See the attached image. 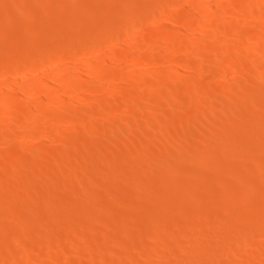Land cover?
<instances>
[{"label":"rangeland","instance_id":"374dc122","mask_svg":"<svg viewBox=\"0 0 264 264\" xmlns=\"http://www.w3.org/2000/svg\"><path fill=\"white\" fill-rule=\"evenodd\" d=\"M3 2H0L1 4H0V24L2 25V26H0L1 28L2 27H7L6 28V30L5 31H3L4 30V28H3V30L0 28V32H1V34H2V37H6V38H4V40H5V44H6V46L7 47H5V45L3 46L2 44H3V38L1 37V35H0V39H1V41H0V46L2 45V47L0 48L1 50H0V63H5V64H1V66H7V67H11V64L12 65H14L15 66V69H16V73H12V74H14V76L12 75H10V76H3V75H0V87L2 86V84H3V82H4V84H3V86H2V88L3 87H5L4 85H7V84H10L11 82H14L16 79V77L17 78H20L19 77V75H21L24 71V73H27V74H29V75H31V73L35 76L36 75V77H42V74L44 73V69H46L45 68V65L44 64H42V63H40V61L43 59V57H42V55H43V53H45V56L47 57V55H48V57L47 58H44V60L45 61H47L48 60V62L47 63H49V65L50 66H47V67H50V69H55L56 67H57V65H60V69H63L62 71H64V72H67L69 69H66V68H68L71 64V61H73V60H71V59H69L70 61L68 62V59L67 58H64V60H63V58H61V57H57V53H60V52H57L56 54H55V51H58V50H56V46H54V44L55 45H59L61 42L63 43H61L63 46L65 45L66 46V48H64V47H59L60 49L62 48H64V51H68L69 49H70V51H68V52H70V53H72V54H74V58H76V56L78 57L77 59H79V60H77L78 61V63H79V69H81L80 70V74L79 75H77L78 76V78L80 79V80H83V81H85V82H88V84H87V88L88 89H86V88H84L82 91H72V92H70V93H66L65 95H64V97L61 99V101L60 102H62V104L61 103H59L58 105L57 104H55V103H49L48 101H45V100H41V98L39 97V95L37 94V93H34V94H32L31 96L29 95L28 96V98H27V96L26 97H24L22 94H20L19 92L18 93H9L7 96V98H9L8 100V102H10L11 103V101L13 102V103H11V105H17V104H21L22 105V107H24V111H29L30 109V107H31V104L33 103V102H35V101H41V102H43L45 105H46V107L48 108V110H49V112L50 113H48V114H44L43 112H36V113H34L33 114V121L35 120V127H33V128H26V131H23V128H21V126H18V125H16V124H12L11 126H10V128H8L7 130H6V133L8 134V135H6V137H8L9 135L11 136V135H13V136H15L14 137V139L13 140H10L9 142H7L8 140H6V139H4V138H2V137H4L5 135H4V132L2 131V130H0V139L2 138V139H4V144H3V142L1 143L0 142V155H3V156H0V186H2L1 188H2V190L0 189V224H1V226H0V239H2V240H0V255H2V256H0V263L1 264H25L26 262H29L28 264H32V263H36V264H42V262L45 264H47V262L48 261H50V262H48V264H61L63 261H65L66 259H67V257H69V256H72V260L74 261L75 259H76V261H74V262H72V264L74 263V264H113V260L114 261H116L115 263L116 264H129L131 261H133L135 258L134 257H137L136 258V260H143V262H148L149 261V263H154V261L156 262V261H158V260H160V259H162L160 262L161 263H163L164 261H166L165 263H163V264H170V262L171 261H173V262H171V264H173L174 263V260H176V257H177V255L179 256L180 254H181V252L180 251H182V253H184V251H185V253H187L186 251H190V249H189V247H191L192 248V250H195V244H193L194 242H196V240L197 239H194V236L195 235H193V234H197L196 236H195V238H197L198 236H200V238H204L205 239V241H211L212 242V245L210 246L211 247V249H213V248H216V250L215 249H213V250H211V251H213V253L210 251V254L211 255H213V256H215L216 255V257H213V258H215V260L217 259V258H219V257H222L223 256V253H224V251L225 250H227L228 248H229V246L230 247H232L233 248V250L236 252V255L235 256H233L232 258H234V257H236V256H238V257H236V258H234V260L236 259L237 260V262H236V264H242V263H244V264H261L262 262L264 263V231L262 232L263 234H261L260 232H259V230L257 229V227H259L260 225L259 224H261L262 225V230H264V223L262 224V222H264V221H262L260 218H262V216L261 215H263V218L262 219H264V185H262V181H264V160L263 159H260V158H264V112L262 113V111H260V110H262L263 108H264V102H261V103H259L260 102V100L261 101H264V93H263V95L262 96H260L261 94H260V92L261 91H263L264 92V77H261L260 79L258 78V75H257V73L259 72V70H261V69H263L264 68V54H259L260 55V57L258 56V53L256 52V49L260 46V45H262V44H264V34H262V35H260V36H257V37H255V36H253V35H250V36H248L247 38H249V39H247L246 40V35L245 34H243L244 32H245V30L246 29H248L249 27H251V28H254L255 26H253V25H251L250 23H253V22H256V24L255 23H253L254 25H257V22L259 23L258 25H260V23L262 24H264V18L261 20L260 18H252L251 19V17L249 18V19H246L247 20V22L245 21L244 23H246V24H244V25H242V32L243 33H241V32H235L234 30H231V31H229V34L231 33V35H232V33L233 34H235V35H228V36H230V37H228L227 36V38H228V40L226 39V37L224 38V40L223 41H221L222 39H219L218 37H216V35H218V33H219V31L217 30V29H213V28H211V29H209V31H211V34H216L215 35V38H213V39H211V41L209 40V39H207L206 37H204V36H197V35H195V31H186V30H184L185 29V27L184 26H186L187 24H189V23H194L193 25H195L197 22H206V20L204 21L203 20V18L205 17V19H206V15H207V13H209L210 12V14L213 16V17H215V18H218V16L219 17H221L222 16V13H218L219 11H220V9H218V6H217V3H216V1L214 2V4L211 6V7H209V8H207L206 6H205V4H206V2H207V0H187L186 2H191V4H193L194 3V5L193 6H195L196 7V5H200V8H201V12L203 11V13L202 14H200V16L198 15H195L194 14V12H191V9H188V11H186L187 10V8L186 7H188L189 5V3L187 4L186 3V7L184 6L185 4H183V5H181L180 7L179 6H175V1L174 0H163V3H161L162 2V0H161V2H160V0H151V1H144L143 3L141 2L142 0H134V1H132L131 3H133L134 2V5H135V8L134 7H132L133 8V11H132V13H130V16L129 15H124L123 14V12H121V11H124V10H122V9H124L123 7L124 6H121V5H124V4H126V6H127V4H128V6H131L130 5V0H120L121 1V3L124 1V2H126V3H118L119 1L118 0H114L113 2H112V0L110 1V2H112L113 3V6L112 5H110L111 3L109 2V1H106L105 0V2H108L109 4H106V3H104V1L102 2V0H100V1H98V2H96L97 0H91V3H93L94 2V4H91L89 1L90 0H64V1H62V0H47V2L46 1H44V2H41L42 0H21V2H20V0H2ZM15 1V2H14ZM29 1H30V3H29ZM32 1H33V3H34V5H32ZM67 1H68V3H67ZM76 2L77 3V5H78V7H80L81 9H85V8H87V9H83V12L84 13H86V14H81V13H83L82 12V10L79 12L78 11V7H75V8H73L72 6H73V4H74V2ZM83 1V2H82ZM93 1V2H92ZM115 1H116V3H115ZM127 1H129L128 3H127ZM158 1L160 2V6L158 5ZM182 1H185V0H182ZM223 1H225V0H223ZM227 1V0H226ZM240 1V3H236L235 5H240L239 7H237V6H235L234 8H233V10H232V13H236V12H240L239 10H237V8L239 9V8H241V5H242V1L243 0H239ZM24 2V3H23ZM49 2V3H48ZM56 2V3H55ZM57 2H59V3H61L62 4V6H61V8L59 7L61 4H59V3H57ZM73 2V3H72ZM80 2H82V3H80ZM141 2V3H140ZM153 3L154 5H157V6H159V7H161V5L163 6V5H165L166 4V6L167 7H169V9H171V11H173V13L175 14H173L174 16H173V18H178V19H176V21H175V19L173 20L172 18H168V16H165V15H163L162 14V17L164 18L163 19V21H164V23L166 22V24H167V22L169 23L168 25H171L170 27H168L167 26V29H165V31L164 32H162L161 34L160 33H157V34H154V35H150L149 33H150V29H151V27L152 26H150V24H152L153 26H154V23H155V21H154V19H155V17L156 16H154L155 14H153L154 13V11H153V13H151V11L150 10H152V9H154V7H153V5L151 6L152 7V9H150L151 7H150V5H149V3ZM157 4H156V3ZM168 4H167V3ZM199 2V3H198ZM38 3H40V4H38ZM47 3V4H46ZM56 4V6H55V4ZM64 3V4H63ZM97 3H99V5H98V11L95 9L96 7L95 6H97L96 4ZM114 3H115V6H114ZM198 3V4H197ZM215 3H216V7H215ZM14 4H16L15 6H14ZM30 4H31V6H30ZM58 4V5H57ZM68 4V5H67ZM72 6H71V5ZM117 4H120V5H117ZM142 5V4H144V5H142V6H140V5ZM148 4V11L147 10H145V5H147ZM172 4H174V6L172 5ZM202 4V5H201ZM5 7H4V6ZM24 5V6H23ZM37 5H39L38 7H37ZM40 5H42V6H40ZM76 5V6H77ZM80 5V6H79ZM94 5V6H93ZM169 5V6H168ZM26 6V7H25ZM29 6V8H27ZM37 8H36V7ZM55 7V11L56 12H54V7ZM58 6V7H57ZM82 6H84V7H82ZM100 6V7H99ZM125 6V7H126ZM133 6V5H132ZM172 6H173V8H172ZM204 6V7H203ZM214 6V7H213ZM3 7V8H2ZM34 7V8H33ZM46 7V8H45ZM90 7V8H89ZM92 7V8H91ZM95 7V8H94ZM105 7V8H104ZM122 7V8H121ZM140 7H143L142 8V10L140 9ZM4 8H5V10H4ZM41 8V9H40ZM45 8V9H44ZM47 8H48V10H47ZM56 8H59L60 10L59 11H61L62 13H59V11H58V9H56ZM65 8V9H64ZM77 9L76 10V12H75V15H73L72 16V13L74 14V10L72 11V9ZM101 8H102V10H101ZM116 8H118V10L116 9ZM120 8V9H119ZM146 8V9H147ZM155 8L156 9H158L156 6H155ZM183 8V9H182ZM186 8V9H185ZM6 9H7V11H6ZM24 11H22V10ZM29 9V12H30V14H29V12H27L26 10H28ZM36 9H38L37 11H36ZM69 9H71L70 11L72 12H70L69 11ZM106 10V12H105V14L103 15L101 12L102 11H104V10ZM109 11H108V10ZM114 10V11H116V13L114 12V13H111V11L110 10ZM116 9V10H115ZM150 9V10H149ZM177 9V10H176ZM178 9H179V11H178ZM185 9V10H184ZM214 9V10H213ZM235 9H236V11H235ZM45 11V12H43V11ZM65 10H66V12H65ZM67 10L69 11V13H71L70 15L68 14V12H67ZM88 10H89V12H88ZM112 10V11H113ZM134 10H136V13H139V15H135L134 14ZM140 10V12H138V11ZM143 10H145L144 12H142ZM190 10V11H189ZM208 10H209V12H208ZM5 11V14L3 13ZM39 11H41L44 15H42V13H41V15H42V18H41V15H39ZM58 11V12H57ZM63 11L65 12V14L66 15H68V16H70V17H68V16H66L65 14H63ZM79 13H78V12ZM91 11V12H90ZM148 12V13H145V12ZM177 11V12H176ZM192 11H194V10H192ZM205 11L207 12V13H205ZM235 11V12H234ZM18 12H21L20 13V15H19V13ZM48 13V18L47 17H45L46 16V14ZM89 14H88V13ZM213 12V13H212ZM8 13V14H7ZM25 13H27V15H28V17L27 16H25V17H23V14H25ZM57 13H59V14H61L62 16H60L59 14V19L58 20H60L59 22L57 21V19L56 18H58V17H54L55 15L54 14H56V16H57ZM77 13H78V17H79V15L81 14V17H82V15L84 16V18L85 17H87V18H83V19H81V18H77ZM106 13H107V15H108V18H106V19H108V20H106V21H101V17L100 16H105L106 17ZM109 13H111V18H110V15H109ZM120 13V14H119ZM144 13V14H143ZM150 13V14H149ZM177 13V14H176ZM179 13H181V14H179ZM185 13V14H184ZM187 13H188V15H190L189 17H188V15H187ZM190 13V14H189ZM49 14H51V17L49 16ZM91 15V20H92V22H93V24H95V25H93L92 27H90V19H89V16ZM102 14V15H101ZM147 14V16H145V18H146V20L148 19V20H150V21H152V22H149V21H145V23L143 24V26H142V28H141V30L138 32V34L136 35V37H135V39H133V40H129L128 41V43H127V41H125L123 38H120L119 40H117V41H113L112 40V37H113V31H114V28L116 27H118V25H120V24H122L121 26H119V28L121 29V27L122 28H124L126 25H128V24H132V21H134L135 20V18L136 17H139V16H143V15H146ZM152 14H153V18H152ZM204 14H206V15H204ZM217 14H219V15H217ZM237 14V13H236ZM262 14H264V12H263V10H262ZM5 15V16H4ZM8 15V16H7ZM92 15H94V17H95V15H96V18H99L98 19V21L100 22V23H98V21H96L97 19L96 18H94L95 20H93V18H92ZM100 15V16H99ZM114 15V17H112ZM115 15H117L116 17L117 18H115ZM121 15V17H119ZM133 15H135L134 16V19L132 18L133 17ZM32 16H34V18H35V20H37V18L38 17H40L41 18V20L43 19V17H45L46 18V20H45V18L43 19L44 20V24H43V26H42V22H41V20H40V18H39V20H37L38 21V24L40 23L41 24V27L40 26H38V24H36L37 22L36 21H34V19H32L33 17ZM74 16H76V17H74ZM148 16H149V18H148ZM193 16V17H192ZM194 16H195V18L196 19H194ZM217 16V17H216ZM5 17H7V18H4ZM26 17H27V19H31L30 20V22L28 23V20H25L26 19ZM31 17V18H30ZM50 17V18H49ZM67 17H68V19H67ZM73 17V18H72ZM105 17H104V19H105ZM129 17V18H128ZM151 17V18H150ZM165 17L167 18V19H165ZM237 17H239L238 16V14L236 15V17H235V14H231L230 16H229V20H231L230 21V24L232 23V24H234V22L236 21V18ZM20 18V19H19ZM25 18V19H24ZM69 18H72V19H74V20H72V19H69ZM114 18V19H113ZM118 18H120V20L118 19ZM197 18H201L200 20H198ZM233 18V19H232ZM17 19H19V20H21V24H20V22H19V20H17ZM48 19L49 20H52L51 21V24H53L52 25V28H51V24H50V27H49V30L46 28V29H44V30H42L43 29V27H44V25H48L50 22L48 21ZM54 19H56V22H58L59 24H60V22H61V25H59L58 23L56 24V22H55V20ZM62 19H64L65 21L66 20H71V21H66L67 23L68 22H70L71 24H73L74 25V23H75V21H76V19L79 21L80 19L82 20V22L83 21H85V22H83L84 24H83V27L80 25V23H81V21H79L78 22V25H80L81 26V29H80V26L78 27L77 26V23L74 25V27L76 28V26H77V28H76V30L74 31V30H72V32H70V30H69V26H72L73 27V25H71L70 23H69V26L67 25L66 27L68 28H65V21L64 22H62L63 20ZM88 19V20H87ZM103 19V18H102ZM111 19V20H110ZM128 19H129V21L131 20V22H129L128 21ZM185 19H186V21L187 22H184V26H182L181 27V25L183 24V20L185 21ZM187 19H189V20H187ZM2 20V21H1ZM5 20V21H4ZM10 20L12 21V25H11V23H10ZM22 20H25L26 21V23L28 24H24V22H22ZM126 20V21H125ZM157 20V19H156ZM191 20V21H190ZM233 20H235V21H233ZM255 20H257V21H255ZM33 21V22H32ZM40 21V22H39ZM89 21V23H87V25H85L86 24V22H88ZM94 21H96L98 24H96ZM110 21H112L110 24H109V22ZM154 21V22H153ZM170 21H171V23H170ZM175 21V22H174ZM188 21H189V23H188ZM193 21V22H192ZM197 21V22H196ZM249 21H251V22H249ZM9 23V24H6V23ZM32 22V26H31V23ZM73 22V23H72ZM103 22V23H102ZM126 22V23H125ZM177 22V23H176ZM179 22V23H178ZM180 22H182V23H180ZM128 23V24H127ZM174 23V24H173ZM247 23H249L250 25H248ZM4 24V25H3ZM33 24H35L36 26H38V29H36V27L33 25ZM39 24V25H40ZM64 24V25H63ZM103 24V25H102ZM113 24V25H112ZM124 24H126V25H124ZM165 24V25H166ZM181 24V25H180ZM262 24V25H263ZM23 25H25L24 27H26L28 30H29V32H27V29L25 28H23L22 29V26ZM55 25H59V27H61V29L62 30H59V28H58V26L57 27H54ZM89 25V26H88ZM106 25V26H105ZM116 25V26H115ZM144 25H145V27H146V29L145 30H147V31H142V30H144L143 28H145L144 27ZM176 25V26H175ZM10 26V27H9ZM49 26V25H48ZM47 26V27H48ZM86 26H87V28H86ZM98 27V29H96L97 27ZM111 26L113 27V28H111ZM248 26V27H247ZM261 26V25H260ZM30 27H31V29H30ZM53 27L56 29V30H54L53 29ZM66 29H64V28ZM74 27H73V29H74ZM93 27L95 28V29H93ZM106 27V28H105ZM149 27V29H147ZM39 28H42L41 29V32H40V29ZM45 28V27H44ZM50 28L51 29H53V31H57V30H59L60 32H62V34H64L65 33V35H66V37H65V35H61L60 34V32L59 31H57V32H59V34L57 33V36H53L55 33L54 32H52V30L50 31ZM90 28V29H89ZM103 28H104V30H103ZM110 29V31H109V29ZM184 28V29H183ZM261 28H264V26H262ZM18 29H22V30H24L25 32H23L22 30H19L18 31ZM34 29H36V31H34ZM83 29V30H82ZM111 29H113V30H111ZM39 30V31H38ZM47 30V32L48 31H50V33L52 32V33H54L52 36L53 37H51L50 38V34L47 36L48 38H50V41H51V43H53V44H51L50 42H45V40H49L48 38L47 39H45L46 38V36H45V33H44V38H43V32L42 31H46ZM69 30V31H68ZM88 30H90V31H88ZM31 31V32H30ZM37 32V33H39L38 34V36H40L39 37V39H38V36H33V38H32V40L30 39L29 40V38H28V41H33L34 42V37H35V39L38 41H36L35 40V42L31 45V47L32 46H35V47H33V48H31L30 47V45H28L30 42H28L27 40H26V37H28L29 36V34L30 33H32V32ZM85 31V32H84ZM88 31V32H87ZM102 31V32H101ZM185 31H186V33H185ZM214 31H216V32H214ZM2 32H4V34H5V32H6V34L5 35H3V33ZM18 32H20V33H18ZM23 32V34H21ZM70 32V33H69ZM75 32V33H74ZM84 32V33H83ZM144 32V33H143ZM190 32V33H189ZM10 33V34H9ZM17 33V34H16ZM69 33V34H68ZM85 35V40L87 39V40H89L90 39V41L88 42H86V43H88L89 44V47H88V45H86L87 46V48L86 49H84L85 51H81L80 50V48L79 47H77L78 45H77V43L74 45V42H75V39L73 38V37H75V36H77V35ZM89 33V34H88ZM91 33V34H90ZM101 33V34H100ZM141 33V34H140ZM179 33H181V35L179 34ZM241 33V34H240ZM25 34H28L26 37H24L25 36ZM33 34V33H32ZM87 34V35H86ZM108 34V35H107ZM149 34V35H148ZM183 34V35H182ZM237 34H238V37H237ZM11 35H12V37H11ZM15 35H20V36H17V37H21V35H22V38L24 39H22V38H20L19 40H18V38H17V43L18 42H20V43H22L20 46H19V44H17L16 46L17 47H15V45H13V43H15V42H13L12 40L13 39H16V38H13V36H15ZM60 35V36H59ZM69 35V36H68ZM80 35H79V37H80ZM92 35V36H91ZM107 37H106V36ZM111 35H112V37H111ZM167 35H169V39L170 40H164V38L165 39H168L167 38ZM176 35V37H174ZM181 36V38L184 40V38L186 39V43H187V41H189V42H195V44L194 45H198V44H201L200 42L202 41H205V42H207V53H205V55H206V59H209L210 57H211V59H212V61H214V62H216V60H220L218 63L220 64H223L224 63V61L225 60H228V61H230V59L232 58L230 55H231V53H232V51H231V49H233L234 47H235V42L236 41H240V42H242L243 41V44L245 45V46H243L244 47V49H245V47L247 46V48L249 47V50H250V53H253L251 56H252V58L254 57V54H255V57H254V60H248L249 62L248 63H246V61L244 60V67H243V69L241 70V71H237V73H235L236 71H232L230 74H228V75H226V77L224 76L223 77V75L221 76V77H219V75H220V72H221V69H220V67L217 65V67H219L218 69H217V72H215V71H209V70H207V68L204 70L205 72H207V73H203V76L201 75H199V76H196L191 70H190V72H189V70H182V69H184L182 66H180L179 64H176V62H173L172 63V61L170 60V57H169V53H168V55H166V56H164V54H166L165 52H163L164 50V47L165 46H163L162 48H161V50H159V51H157V59L158 58H164V59H161L160 61H159V59L158 60H155V61H153L152 63H150L149 65H148V67H146L144 64H145V62H144V59H146L145 57H148V55H149V50H147L148 48H146V49H144V52L142 53L141 52V54L140 55H143V57H141L140 55H138L137 57V61L138 62H136V65L134 66H132V65H129L128 64V62H125V61H120L119 59H118V57H114L115 59V61H113V63H114V65H115V63L116 64H118V66H117V68H119L118 70H123L124 72H127L129 69L131 70V68L132 69H134V70H136V68H137V71L136 72H138L136 75H138V77H144V76H146V74L145 73H147L148 72V70L150 71V73L152 72V70H153V72H154V74H153V72H152V75L153 76H155V75H158L159 74V76H161L162 77V80H161V85L159 84V83H156V80L155 79H153V77H151L152 79H151V81L149 80V81H147V82H145V84L144 83H142V85L140 84V85H136L135 84V80H134V78H133V80L132 79H129V80H127V82L126 81H121V79L120 80H117V82H116V80L115 81H112L113 79H106L105 81H102V82H98V81H96V82H94V83H96V84H94L93 83V81L91 82L90 80H91V78L94 76V73H96V71L93 69V68H90V66L87 64V65H85L86 64V62H85V60H87V61H90V62H105L106 63V59L108 58V50H107V47L108 46H111L112 47V49H114L115 47V49H114V51L115 52H119L120 50H125V48H127L128 50H131V49H129V46H130V48L131 47H134V49H135V47L139 44V42L141 43V42H143V43H147L148 44V41H150L149 39H152L153 41H155L156 43H160V42H162V41H164L165 42V44H163V45H167V41L168 42H173V41H176V40H179V38H180V36ZM244 37H243V36ZM61 36L64 38L63 40H65V38L67 39V42H63V40H60V39H62L61 38ZM99 36V37H98ZM111 38H110V37ZM142 36V37H141ZM172 36V37H171ZM255 37V38H251V37ZM263 38H262V37ZM55 37V38H54ZM57 37V38H56ZM58 37H60V38H58ZM69 37H71V38H69ZM106 39H105V38ZM178 37V38H177ZM188 37H190L189 39H191V40H187V38ZM202 38V37H204L203 39H199V38ZM241 37V38H240ZM9 38V39H8ZM13 38V39H12ZM53 38L55 39L54 41H53ZM75 38H77V37H75ZM81 38H82V36H81ZM98 38H99V40H98ZM139 38V39H138ZM218 38V39H217ZM231 38V39H230ZM244 40H243V39ZM258 39V40H255V39ZM12 39V40H11ZM22 39V42L20 41ZM45 39V40H44ZM72 39H74V40H72ZM171 39H174V40H171ZM217 39V40H216ZM263 39V40H262ZM10 40V41H9ZM57 40H58V42H57ZM96 40V41H95ZM110 42H108V41ZM112 40V41H111ZM139 40V41H138ZM147 40V41H146ZM199 40V41H198ZM212 40H213V42H212ZM227 40V41H226ZM248 40H250V41H248ZM7 41V42H6ZM9 41V42H8ZM16 41V40H15ZM23 41H25L24 42V44H23ZM53 41V42H52ZM61 41V42H60ZM73 41V42H72ZM96 42V44H99V45H101V47L99 48V49H93V47H94V44H95V42ZM221 41V42H220ZM11 42H13L12 43V45L13 46H11ZM43 42V43H42ZM55 42V43H54ZM72 42V43H71ZM104 42H107V43H105L104 44ZM126 42V43H125ZM163 42V43H164ZM184 42H185V40H184ZM210 42V43H209ZM246 44H248V45H246ZM260 42V43H259ZM263 42V43H262ZM26 43V44H25ZM28 43V44H27ZM41 44L42 45V47H38V46H36L37 44ZM46 45H45V44ZM58 43V44H57ZM137 43V44H136ZM142 43V44H143ZM197 43V44H196ZM211 43H213V44H211ZM222 43V45H220ZM7 44H10V46L9 45H7ZM31 44V43H30ZM39 44V45H40ZM49 44H51V45H49ZM67 44H69L68 46H67ZM251 44V45H250ZM23 45H24V48H23ZM54 46L55 47V49L53 48V51H52V48H50V46ZM106 45V46H105ZM129 45V46H128ZM139 45H141V44H139ZM138 45V46H139ZM211 45H213L212 47H211ZM217 45H219V46H217ZM232 46V48H231V46ZM22 46V47H21ZM26 46V47H25ZM30 48H29V47ZM49 46V47H48ZM61 46V45H60ZM71 46V47H70ZM146 46V45H145ZM229 46H230V48H229ZM250 46H252V47H255V46H257V47H255V48H250ZM19 47H21L20 49H22V50H20L19 49ZM74 47H75V49H74ZM114 47V48H113ZM208 47H209V49H208ZM222 48V50H223V55H221V58L219 59V58H216L215 57V48L217 49V48ZM228 47V48H227ZM262 47V46H261ZM26 48H28V50L26 49ZM36 48H41V49H36ZM57 48H58V46H57ZM214 48V49H213ZM11 49V50H10ZM15 49H17L18 50V52H19V55H18V53H17V51L15 50ZM26 49V50H25ZM29 49H30V51H29ZM34 49H36L38 52H37V56H38V54L39 53H41L42 52V55L40 56V58H41V60H39L40 58L39 57H37L36 56V58L34 57L35 56V53H36V50H34ZM47 49V50H46ZM48 49H49V53H47L48 52ZM61 49V50H62ZM66 49V50H65ZM177 49V48H176ZM3 50V51H2ZM8 50V53L6 52ZM23 50H25L26 52H25V57L23 56V58H22V55H23V53H24V51ZM41 50V52H39ZM73 50H75V51H73ZM163 50V51H162ZM214 50V51H213ZM224 50H226V51H224ZM247 50V49H246ZM254 50H255V52H254ZM2 51V52H1ZM50 51H51V53H50ZM126 51V50H125ZM174 51V50H173ZM172 51V52H173ZM185 51V52H184ZM209 51H211V52H209ZM259 51H262V49L260 50L259 48H258V52ZM4 52V53H3ZM14 52H16L17 54L15 55V56H13V54L12 53H14ZM21 52H23L22 53V55H21V57H20V53ZM28 52H30L31 53V55H30V53H28ZM34 52V55L32 54ZM74 52V53H73ZM80 52H81V54H80ZM86 52V53H85ZM136 52V51H135ZM171 52V53H172ZM209 52V53H208ZM225 52V53H224ZM27 53L30 55H28V56H26L27 55ZM164 53V54H163ZM175 53H177V55L176 54H174V52H173V54H171V55H174V56H176V57H181L182 59H186V61H188L189 63H191V65H194L195 63H196V61H197V56H196V54H193V52H188L187 50H183V52L181 53V54H179L178 52H177V50L175 51ZM184 53V54H183ZM227 53H229L230 55H228ZM261 53V52H260ZM3 54H6V55H10V57L13 59H10V57L9 56H6V55H3ZM78 54V55H77ZM139 54V53H138ZM208 54V55H207ZM213 54V55H212ZM3 55V56H2ZM32 55H33V57H32ZM40 55V54H39ZM81 55V56H80ZM210 55V56H209ZM212 55V56H211ZM160 56V57H159ZM183 56V57H182ZM185 56V57H184ZM229 56V57H228ZM258 56V57H257ZM6 57V58H5ZM27 57V58H26ZM28 57H29V59H28ZM231 57V58H230ZM3 58V59H2ZM17 58V59H16ZM18 58H20V59H18ZM21 58H22V61H20L21 60ZM26 58V59H25ZM39 58V59H38ZM84 58H87V59H84ZM139 58H141L140 60L142 61H139ZM214 58H216V59H214ZM244 59H245V57H243ZM6 59H7V61H6ZM36 59H37V61H36ZM67 59V60H66ZM121 59V58H120ZM169 59V60H168ZM211 59H209V60H211ZM214 59V60H213ZM18 60V61H17ZM24 60H26V61H24ZM32 60H34L33 61V63H32ZM74 60H76V59H74ZM100 60V61H99ZM223 60V61H222ZM234 60V59H233ZM233 60H231V62H233ZM16 61V62H15ZM24 61V62H23ZM30 61V62H29ZM39 61V62H38ZM60 61V62H59ZM191 61V62H190ZM239 60H234V62H238ZM10 64H9V63ZM21 62H23V63H21ZM125 62V63H124ZM213 62V63H214ZM16 63L18 64V66L16 65ZM68 64V65H66V64ZM88 63V62H87ZM121 63V64H120ZM140 63V64H139ZM144 63V64H143ZM21 64H23V65H21ZM82 64V65H81ZM119 64L121 65V66H119ZM212 64V62L210 61H205V67H208V65H211ZM9 65V66H8ZM31 65V66H30ZM138 65V66H137ZM65 66V67H64ZM80 66H82V67H80ZM86 66V67H85ZM116 66V65H115ZM176 66H178V68H175ZM34 67H35V71H33V69H34ZM89 67V68H88ZM128 67V68H127ZM131 67V68H130ZM146 67V68H145ZM23 68H25V69H23ZM28 68H29V70H28ZM30 68H31V70H30ZM33 68V69H32ZM145 68V69H144ZM147 68H148V70H147ZM150 68V69H149ZM174 69V71H171V74L173 73V72H175V69H176V72H175V74L174 75H176L177 74V70H180L179 72H180V75H182V76H178V75H176V77L174 78L171 74H168V73H170V70H172V69ZM23 69V70H22ZM27 69V70H26ZM90 69V73L87 71V70H89ZM128 69V70H127ZM168 69V70H167ZM220 69V71H218ZM22 70V71H21ZM86 70V71H85ZM129 70V71H130ZM120 71V72H121ZM142 71H144V72H142ZM181 71H184L183 73L181 72ZM15 72V71H14ZM22 72V73H21ZM29 72V73H28ZM82 72H84V73H82ZM85 72H87L86 73V75H85ZM92 72V73H91ZM155 72H160V73H157V74H155ZM162 72H163V75L164 76H162ZM178 72V73H179ZM212 72H214L215 74H218V76L217 75H215L214 73H212ZM149 73V74H150ZM166 73V74H165ZM37 74H39V76L37 75ZM90 74H92V75H90ZM184 74H186L185 75V77H184ZM192 74V75H191ZM195 75V77H193L194 75ZM259 74V73H258ZM143 75V76H142ZM172 77H171V76ZM189 75H190V77H189ZM230 75V76H229ZM231 75H233V77L231 76ZM234 75H236V77L234 76ZM257 75V76H256ZM264 75V74H263ZM16 76V77H15ZM149 76H151V75H149ZM169 76V77H168ZM192 76V77H191ZM256 76V77H255ZM165 77V78H164ZM172 78V80H171V78ZM178 77H180L179 79H178ZM183 77V78H182ZM247 77V78H246ZM10 78V79H9ZM84 78V79H83ZM90 78V80H88ZM177 78V79H176ZM188 79V80H193V78H194V80H196L200 85L201 84H203V85H201V86H199V88L198 89H200V91L199 90H197L196 91V93H194L193 94V97H195V101H200V102H198L199 104H196V105H194L195 106V108L193 107V109H194V111L196 112V114L195 115H193V117H195L196 119L194 120V118H192V116H190L189 117V120L193 123H191L190 125H192V129L194 130V131H196V134H201V137L203 138V140H202V143L200 142V141H197L195 138H192V137H188L189 139H184V137H182V136H180V135H182V132H183V128L181 129V127H180V125L181 124H179L180 123V118L179 117H183L184 116V110L185 109H183V111L184 112H182L181 111V109L182 108H176L174 105L173 106H171V103H170V101H172L173 102V100H174V98H175V95H176V93L175 92H177V90H179L178 92H179V96H180V98H181V96L182 95H180V94H183L184 96H183V100H184V102H186V99L187 98H189V97H187L188 95L190 96V94L188 93V92H186L185 90H183L182 89V84L181 85H179V83H181V80H183V82L185 83V85H183V87L185 88V86H186V82H185V79ZM198 80H197V79ZM241 78H244V79H246V81L247 82H245V80L243 79H241ZM254 78L256 79L255 81H253V84H251L252 83V80H254ZM15 79V80H14ZM46 79H50L49 77H47ZM165 81H164V80ZM175 79V80H174ZM235 79V80H234ZM3 80V81H2ZM5 80V81H4ZM7 80V81H6ZM9 80H11V82L9 81ZM131 80V81H130ZM174 80V81H173ZM193 80V81H194ZM241 80V81H240ZM250 80V81H249ZM261 81V83H259L258 81ZM120 81V82H119ZM204 81V82H203ZM205 81H207V83L205 82ZM6 82H10V83H6ZM115 82V83H114ZM123 82V83H122ZM174 82V83H173ZM203 82V83H202ZM241 82H245L246 83V85H247V83L248 82H251V83H249L250 84V87L249 86H247L248 88H244V89H242L241 87H240V83ZM255 82H257L258 84H260L261 86H263V87H261L263 90H260V91H258L257 92V87H256V85H255ZM113 83V84H112ZM135 86V87H132L131 89L133 90L134 88H136V89H134L133 90V92H137L138 91V89H141V91L139 90L138 92H140L141 93V96L142 95H144L145 94V96L144 97H146V98H141V96L140 97H135V98H131L130 99V101H128V107L126 106V107H124V106H122L121 107V105H120V103H121V97H120V94H119V90L121 89V87H122V89H125L126 87H128V85L127 84H130L129 86L131 87V85L132 84ZM171 83H173L171 86H173L174 84H176V86H173V88L172 87H170V84ZM13 84V83H12ZM159 84V85H158ZM237 84V85H236ZM113 86L114 87V89L117 91V92H115L114 91V94H113V96H111V97H109V101L107 100V98L105 97L106 95H105V91H104V88H105V86ZM126 85V87H124ZM132 85V86H133ZM206 85V86H205ZM226 85H228V86H226ZM231 86V88H230V86ZM252 85V86H251ZM210 86V87H209ZM95 87V88H94ZM97 87V88H96ZM104 87V88H103ZM118 87H120V89L118 88ZM140 87V88H139ZM162 87V88H161ZM167 87H170V88H168V90L166 89L165 90V88H167ZM203 87V88H202ZM213 87V90H215V89H217L216 91H213V94L214 93H216V97L215 96H212V98H211V96H210V99H212V102H211V100L209 101L208 99H204L205 97H203V96H205L206 95V97L208 98V96L209 95H212V90H210V92H208V89H210V88H212ZM224 87V88H223ZM229 87V88H228ZM252 87H254L253 89H252ZM2 88L0 89V90H2ZM161 88V89H160ZM163 88H164V90H163ZM226 88V89H225ZM228 88V89H227ZM233 88H235L236 90H238V89H240L241 90V92L240 93H242V94H240L239 93V91H237V94H238V96H236V97H233V96H230V95H232V94H230V95H228L227 97H224L223 99H221L222 98V93H223V91L225 90V91H227V90H229V89H233ZM249 88H250V90H249ZM91 89V90H90ZM118 89V90H117ZM126 89H128V88H126ZM158 89V90H157ZM221 89H224L223 91H220L219 92V90ZM252 89V90H251ZM254 89H255V92H254ZM92 90H94V91H96V92H94V93H92L91 94V91ZM172 90V91H171ZM176 90V91H175ZM155 91H156V93H155ZM168 91V92H167ZM182 93H181V92ZM185 91V92H184ZM207 91V92H206ZM218 91V92H217ZM247 91V92H246ZM254 92V93H250V92ZM1 92V91H0ZM78 92V93H77ZM90 92V93H89ZM138 92H137V94H138ZM142 92H144V94L142 93ZM149 92V93H148ZM154 92V93H153ZM164 92V93H163ZM166 92V93H165ZM184 92V93H183ZM202 94V95H199L200 93ZM173 93V94H172ZM203 93H204V95H203ZM210 93V94H209ZM244 93V94H243ZM258 93V94H257ZM262 93V92H261ZM20 94V95H19ZM116 94V95H115ZM161 96H160V95ZM192 94V93H191ZM207 94H209L208 96H207ZM245 94H246V96H245ZM254 94V96H251V95H253ZM256 94H257V96H259V97H257L256 96ZM0 95H3V92L2 93H0ZM21 95H22V97H21ZM118 95V96H117ZM155 95H156V97H155ZM157 95H159V96H157ZM168 95V96H167ZM219 95H221V97L219 96ZM243 95V96H242ZM248 95H250V96H248ZM80 96V99L78 98ZM116 98H115V97ZM150 96H152V97H150ZM165 98L166 96L167 97H169L168 98V100L166 101V99H167V97L165 98V100H164V98ZM196 96H200V97H196ZM217 96H219V97H217ZM184 97H185V99H184ZM201 97L203 98L202 99V101H201ZM230 97V98H229ZM238 97V98H237ZM244 97V98H243ZM23 98H24V101H23ZM148 98V99H147ZM150 98V99H149ZM157 98V99H156ZM162 98V99H161ZM225 98H226V100H225ZM232 98V99H231ZM236 98H237V100H236ZM240 98V99H239ZM255 98H257V99H255ZM38 99V100H37ZM133 99V100H132ZM153 99V100H152ZM160 100V102H156L157 100ZM181 99V100H182ZM196 99H200V100H196ZM215 99V100H214ZM249 100L248 102L249 103H247L246 104V108H244L245 107V105L244 106H242V107H240V108H238L237 106H236V104H237V102H242V100ZM251 99H254V100H256L257 101V103H256V101L253 103V101L251 100ZM258 99H260V100H258ZM150 102H149V101ZM164 100V101H163ZM206 100V101H205ZM246 100V101H247ZM105 101V102H104ZM114 101H115V103H114ZM165 102L164 103V105H163V102ZM221 101V102H220ZM251 101H252V104H251ZM169 102V103H168ZM65 103L67 104V105H65ZM108 103H110L109 104V106L111 105V104H115L116 106H114V105H111V106H113V107H118L117 108V111L115 112V113H111V112H108V113H106L107 111L106 110H108V109H106V108H108ZM183 103V102H182ZM208 103V104H207ZM234 103V105H235V107H234V105H232ZM47 104H48V106H47ZM53 104V105H52ZM169 104H170V106H169ZM186 104V103H185ZM210 104V106H208ZM218 104V105H217ZM260 104V105H259ZM261 104H263V106H261ZM29 105H30V107H29ZM58 107H57V106ZM92 105H93V107H92ZM95 105V106H94ZM102 105V106H101ZM104 105V106H103ZM213 105H215V107L213 106ZM221 105V106H220ZM228 105V107H230V108H227L226 106ZM231 105V106H230ZM248 105V106H247ZM250 105V106H249ZM18 107L20 106V105H17ZM16 106V108L15 107H13V106H9L10 108H7V110L9 111V110H11V112L13 113V114H15V116L17 115V117H19L20 116V111L19 110H21L22 108H20L19 107V109H18V107ZM64 106H69V108H71V109H75V111L77 112L78 111V109H83V110H87V114H85V115H81V114H77L75 111H73L72 110V113H71V115L70 116H68V117H65V114H64V110H61V109H63L64 108ZM79 106V108L78 109H76V107H78ZM206 106H208V108H212L213 109V107H214V109L213 110H211L210 109V111H209V109H207V107ZM219 106V107H218ZM254 106V107H253ZM258 106V107H257ZM260 106V107H259ZM84 107V108H83ZM89 107V108H88ZM175 108L174 110L172 109V108ZM186 107V106H185ZM206 107V108H205ZM222 108V109H225L224 110V112H226L225 114L227 115H230V116H225V114H222L223 115V117L225 118L224 120H225V123L223 122V124H225V126L222 124V125H220V126H218L219 124H217V123H219L220 122V119H219V116H218V112L216 113V111L218 110V108ZM25 108L27 109V110H25ZM61 108V109H60ZM92 108H94V109H92ZM97 108H102V110L105 112L104 114H105V116H106V118L104 117L103 118V121H101V120H99V119H96L95 118V112L97 111ZM203 108V109H202ZM243 108V109H242ZM261 108V109H260ZM60 109V110H59ZM106 109V110H105ZM176 109H178V111L176 110ZM215 109H217L216 111H215ZM230 109V110H229ZM247 109V110H246ZM119 110V111H118ZM147 110V111H146ZM177 111V113H176V111ZM201 110H203V112L205 111L206 112V110H207V112H209V113H207V115H208V118L210 119V124L209 125H207V126H209V128L207 127V126H204L203 127V129L202 130H200V128H197V129H195V125H194V123L196 124V121H198V118H201V115L203 114V112L201 111ZM237 110V111H236ZM248 110H249V112H248ZM60 111V113L58 114V112ZM92 111H94L93 113H92ZM109 111V110H108ZM142 111V112H141ZM146 112V113H144V112ZM173 111L176 113V114H179V116H177L176 114H174L173 115ZM212 111V113L213 112H215V114L214 115H216L215 117H216V119H215V117H213V115H212V113L210 114V112ZM260 112V113H257V112ZM264 111V110H263ZM74 112V113H73ZM138 112H139V114H141V116H143L144 118H146V119H144V118H142L141 116H138L137 117V120H135L134 118H131V117H133L132 115H134V117H136L137 116V114H138ZM89 113H92V114H89ZM119 113V114H118ZM148 113H149V115H148ZM171 113V114H170ZM183 113V114H182ZM202 113V114H201ZM18 114H19V116H18ZM51 116H50V115ZM94 114V115H93ZM145 114V115H144ZM168 114V115H167ZM170 114V115H169ZM210 114V115H209ZM257 114V115H256ZM259 114H261L260 115V117H257V116H259ZM56 115H57V117H59V118H57L56 117ZM63 115V116H62ZM73 115H74V117H73ZM111 115V116H110ZM113 115H116L117 117H114ZM119 115H120V117H119ZM131 115V116H130ZM171 115H173V116H171ZM175 115H176V117H175ZM200 115V116H199ZM253 115V116H252ZM113 116V117H112ZM123 116V117H122ZM145 116H150V118L149 117H145ZM164 116V118L163 119H165V118H167L168 119V117H171V118H173V124L175 125H172V126H174V127H176V129L177 130H179L178 132H176L175 130L176 129H174L173 127H171V128H168L169 129V131L166 133V131H165V129H163V124H162V120L160 121V119L162 118ZM166 116V117H165ZM198 116V117H197ZM64 117V118H63ZM83 117V118H82ZM92 117V118H91ZM125 117V118H124ZM127 117H129V118H131V119H129L128 118V120H126L127 119ZM159 118V120L157 119V118ZM178 117V119H177V121H176V118ZM256 117V118H255ZM54 118V119H53ZM82 120H81V119ZM87 118H89V119H87ZM112 118H118L117 119V121L115 120V119H112ZM141 118V119H140ZM175 118V119H174ZM226 118H228V119H226ZM247 118V119H246ZM261 118H263V119H261ZM55 119H59V120H55ZM110 121H109V120ZM124 119H125V121H124ZM152 119V120H151ZM254 119V120H253ZM258 119V120H257ZM261 119V120H260ZM62 122H61V121ZM89 120V121H88ZM90 120L91 121H93V122H95L94 123V129H95V131L96 132H93L92 133V131H91V133L89 132L88 133V130L86 129V128H89V123H90ZM166 120V119H165ZM215 120H216V122H215ZM249 120H251V121H249ZM257 120V121H256ZM59 121V122H58ZM97 121V122H96ZM98 121H101L100 123L98 122ZM105 121L107 122V123H109L110 122V125H111V122H112V126H114L113 127V129L115 128V125L114 124H117V123H119L120 125H121V127H122V129L120 130V133L118 134V137L116 138V139H118V141L117 140H115V144L116 145H118L117 147H116V145L115 144H108V142H110V136H109V134H110V130H108V128L110 129V128H112V126H110V125H108L107 126V123H105ZM116 122V123H114L113 124V122ZM133 121H135V122H133ZM153 121V122H152ZM179 121V122H178ZM194 121V122H193ZM243 121V122H242ZM248 121V122H247ZM261 121V122H260ZM263 121V122H262ZM58 122V123H57ZM86 123V124H88V125H86V124H84V123ZM92 122V123H93ZM102 122H104V124L102 123ZM121 122H123L122 124H121ZM125 122V123H124ZM132 123V124H130L129 125V123ZM151 122V123H150ZM158 122V123H157ZM226 122H227V124H226ZM236 122L238 123V124H236ZM250 122V123H249ZM252 122V123H251ZM54 123H56V125L54 124ZM59 123H61V124H59ZM164 123V122H163ZM176 123V124H175ZM213 123L215 124V126H212L213 125ZM258 123V124H257ZM51 124V125H50ZM103 124V125H102ZM157 124H160L159 125V127H158V125ZM217 124V125H216ZM228 124H229V126H228ZM251 124H253V127H254V131H252V130H250V128H252V125ZM255 124V125H254ZM14 125V126H13ZM83 125H86V126H84V127H86L85 129H84V127H82L81 128V126H83ZM105 125V126H104ZM153 125V126H152ZM162 125V126H161ZM177 125V126H176ZM226 125H227V127H226ZM56 126H57V128L59 127V131H58V136H57V133L55 134V139H54V137H49V135L48 136H45L44 138L43 137H41L40 136V138H38L39 136H37L36 134H37V132L39 131V129H42V128H44V129H47V128H50V127H53L54 128V130H58V129H56ZM104 126V128H105V130H104V128H102ZM125 126V127H124ZM152 128H151V127ZM160 126H161V128H160ZM250 126V127H249ZM260 126V127H259ZM263 126V127H262ZM40 127V128H39ZM42 127V128H41ZM124 127V128H123ZM148 127V129H146ZM157 127H158V129H157ZM219 127H221V128H219ZM78 128V129H77ZM155 129V131L156 130H158L157 132H155L154 133V130H152V131H150V129ZM210 128L212 129V134H211V130H210ZM213 128H215L216 130L215 131H222V129L224 128V130L221 132V134H223L224 135V133L225 132H227L228 130L229 131H231V132H235L236 133V135H237V137H236V139L233 141V142H230V143H227V144H224L226 147H224V148H226V150L228 151V154L230 153V155H228V157L230 158V159H228V157H227V160L228 161H224V160H218L219 161V163L217 164L216 162L214 163V158H213V155H214V153H215V151H216V149H217V147L218 146H216L215 144H216V142H214L215 141V139L216 138H214V134H215V131H213L214 129ZM237 128V129H236ZM245 128H247V129H245ZM258 128V129H257ZM260 128V129H259ZM263 130H262V129ZM83 130V132H80V131H82ZM113 129H111V130H113ZM200 130V132H199V130ZM207 129V130H206ZM221 129V130H220ZM236 129V131H234ZM242 129V130H241ZM244 129V130H243ZM25 130V129H24ZM84 130H87V131H85L86 133H88V134H86V133H84ZM108 130V131H107ZM123 130V131H122ZM131 131L130 133H134V138H133V140H132V142L131 141H129L128 139H126L125 137H127V134L129 133V131ZM148 130V131H147ZM160 130L162 131V130H164L163 132H161V134H159V132H160ZM233 130V131H232ZM26 132V133H28V134H30V136L31 137H29V136H27V135H24V134H22L23 132ZM34 131V132H33ZM63 131V132H62ZM76 131V132H75ZM94 131V130H93ZM99 131V132H98ZM122 131V132H121ZM135 131V132H134ZM174 131V132H173ZM206 131V132H205ZM246 131V132H245ZM256 131V132H255ZM31 132V133H30ZM124 132H125V134H124ZM144 132V133H143ZM149 132V133H148ZM153 132V133H152ZM239 133V135H238V133ZM254 132V133H253ZM36 133V134H35ZM62 133V134H61ZM79 133H80V135H79ZM83 133H84V135H83ZM96 133V134H95ZM121 133H122V135H121ZM154 135V136H156V137H154L152 134ZM157 133V134H156ZM162 133H164L165 134V136L162 134ZM173 136V137H169L168 135H170V134ZM177 133L179 134V135H177ZM202 133H204V135L206 136H204ZM210 135V136H208V134ZM261 135H260V134ZM61 134V135H60ZM106 134V135H105ZM108 134V135H107ZM124 134V135H123ZM144 134H146V135H144ZM245 134V135H244ZM86 135H87V137H86ZM121 135V136H120ZM149 135V138L147 137ZM165 137V138H163V136ZM247 135V136H246ZM9 136V137H10ZM13 136H12V138H13ZM27 136V137H26ZM70 136V137H69ZM77 136H79V137H77ZM82 136V137H81ZM100 138H99V137ZM103 136H105V137H103ZM123 136V137H122ZM151 136V137H150ZM161 136V137H160ZM179 136H180V138H179ZM222 136V135H221ZM239 136H241V139L239 138ZM5 137V138H6ZM88 137H90L89 139H87L86 140V138H88ZM144 137H146L148 140H146V139H144ZM167 137V138H166ZM211 137V138H210ZM249 137V138H248ZM21 140H20V139ZM41 138H43V139H41ZM57 138V139H56ZM59 138V139H58ZM66 138V139H65ZM70 138V139H69ZM93 138H94V140H93ZM104 138H106L107 139V141H106V139L104 140L105 142H107V145L109 146V148L112 150V151H114V154L115 155H111L112 153L108 150L107 152H109L107 155L106 154H104V153H106V151L105 152H103V153H100L99 152V154H96L95 155V153H96V146H97V144H98V142H100V140H103ZM128 138V137H127ZM136 138H138V139H136ZM154 138H161L160 140L159 139H154ZM178 140H177V139ZM208 138V139H207ZM250 138H252L251 140H250ZM73 139V140H72ZM76 139L79 141L78 143H81V144H77V141H76ZM84 139H85V141H84ZM96 139H97V141L98 142H96ZM151 139V140H150ZM170 140V142L168 141V140ZM176 139V140H175ZM246 139H248V144H247V140ZM263 139V140H262ZM71 142H70V141ZM121 140H124V143H123V141H121ZM127 140V142L128 143H125V141ZM144 140V141H143ZM194 140V141H193ZM207 140H209L210 141V143L213 145H211V144H209V141H207ZM244 140V141H243ZM261 140V141H260ZM1 141V140H0ZM6 141V142H5ZM12 141V142H11ZM14 141V142H13ZM16 141V142H15ZM67 141V142H66ZM73 141H74V143H73ZM82 141H83V143H82ZM89 143H88V142ZM138 141H140V142H142V143H140V142H138ZM147 141V142H146ZM151 141V142H150ZM164 141V142H163ZM178 141V142H177ZM180 141V142H179ZM212 141V142H211ZM250 141V142H249ZM19 142H21V143H19ZM70 142V143H69ZM94 142H96V143H94ZM118 142H119V144H118ZM137 142V143H136ZM146 142V143H145ZM205 142V143H204ZM254 142V143H253ZM15 143V144H14ZM17 143V144H16ZM135 143V145H136V147H135V145H133ZM154 143H158V145H155ZM161 143V144H160ZM163 143V144H162ZM167 143V144H166ZM180 143V144H179ZM194 143L196 144V145H194ZM197 143L198 144H201V147H203L204 149H202L200 146L198 147L197 146ZM208 143V144H207ZM244 143V144H243ZM246 143V144H245ZM88 144V145H87ZM91 144L92 145H96L95 147L94 146H91ZM125 144H128L127 146L125 145ZM146 144H148V145H146ZM166 144V145H165ZM174 145V146H172V145ZM205 144V145H204ZM228 144L230 145V146H228ZM18 145H19V147H18ZM21 145V146H20ZM74 145L76 146V148L74 147ZM79 145V146H78ZM83 145V147H81ZM85 145H86V147H85ZM114 145V146H113ZM144 145H146V146H144ZM194 145V146H193ZM208 145V146H207ZM210 145V146H209ZM220 145V144H219ZM241 145V146H240ZM246 145V146H245ZM249 145V146H248ZM10 146H11V148H10ZM13 146V147H12ZM111 146V147H110ZM158 146H159V148H161V149H159L158 148ZM164 146H166L167 147V150H169V151H166L165 149V147ZM187 146V147H186ZM204 146H206V148L204 147ZM216 146V147H215ZM245 146V147H244ZM77 147H78V149H77ZM115 147V148H114ZM129 147V148H128ZM140 147V148H139ZM149 147H150V149H149ZM157 147V148H156ZM163 147V148H162ZM176 147L178 148V149H176ZM181 147V148H180ZM182 147H184L185 149H183ZM191 147V148H190ZM198 147V148H197ZM209 147H212L211 149H210V151L208 150L207 151V149H209ZM10 148V149H9ZM31 148V149H30ZM84 148L85 149H87L88 151H86V150H84ZM89 148H91L90 150H89ZM118 148V149H117ZM186 148H187V150H186ZM15 149V150H14ZM61 149V150H60ZM70 150V152L68 153L67 151H69ZM81 149V150H80ZM115 149H117V150H115ZM121 149V150H120ZM128 149V150H127ZM129 149H130V151H131V153H130V151H129ZM137 149V150H136ZM146 149V150H145ZM152 149V150H151ZM182 149V150H181ZM192 149V150H191ZM218 149H220V148H218ZM232 149V150H231ZM8 150V151H7ZM18 150V151H17ZM31 150V154H30V152H28V151H30ZM34 150H35V152H34ZM58 150H60V151H58ZM63 150V151H62ZM67 150V151H66ZM141 150V151H140ZM181 151V152H183L182 154H181V152L179 153L178 151ZM186 150V151H185ZM195 150V151H194ZM196 150H198V152L197 153H199L200 155H201V157L202 158H200V162L201 163H198L197 161H196V159H197V157H194V154H195V152H196ZM202 152H201V151ZM261 150H262V152H261ZM33 151V152H32ZM80 151H83V153H81ZM93 151H94V154H93ZM155 151V152H154ZM163 151V152H162ZM205 151H206V153H205ZM6 152V153H5ZM15 152H17V153H19V154H21L20 156H21V164H20V162H16V160L14 159V158H17L18 156L17 155H19V154H17L16 153V155H15ZM24 152V153H23ZM58 152V153H57ZM59 152H62V153H59ZM73 152V153H72ZM77 152V153H76ZM90 152V156L89 157H87V154L86 153H89ZM171 152V153H170ZM173 152V153H172ZM6 155L7 153V155H9V156H4V154ZM10 153H12V154H10ZM23 153V154H22ZM26 153V154H25ZM28 153V154H27ZM37 153V154H36ZM63 153H64V155H63ZM80 153V154H79ZM122 153V154H121ZM127 153V154H126ZM139 153V154H138ZM158 153V154H157ZM168 153V154H167ZM187 155H186V154ZM190 153H192L191 154V157L192 158H190ZM208 153V154H207ZM234 153V154H233ZM247 153V154H246ZM253 153H254V157H253ZM256 153H258V154H256ZM51 154H52V156H51ZM68 154V155H67ZM81 154H84V155H82L81 156ZM92 154V155H91ZM102 154V155H101ZM126 154V155H125ZM135 154H137V156L138 155H140V158H142V163H141V165H135L134 167L132 166V165H126V162L129 160V157L130 156H132V155H135ZM146 154V155H145ZM149 154V155H148ZM155 154V155H154ZM169 154H171V156H169ZM177 154V155H176ZM212 154V155H211ZM249 154H251V155H249ZM263 156H262V155ZM15 155V156H14ZM40 157H39V156ZM55 155V156H54ZM61 155H63V157L61 156ZM70 155V156H69ZM94 155L96 156V158L94 157ZM97 155H98V157L99 158H97ZM106 155V156H105ZM108 155L110 156V159H107V158H109L108 157ZM163 155V156H162ZM178 155H180V156H178ZM193 155V156H192ZM243 155V156H242ZM26 156H27V159L25 160V158H26ZM35 157L34 159L32 158V159H29V158H31V157ZM36 156H38V157H36ZM54 156V157H53ZM79 156V157H78ZM86 156V160L83 158V157H85ZM103 156L105 157V158H103ZM151 156V157H150ZM158 156V157H157ZM233 156V157H232ZM237 158H236V157ZM245 156H247L246 158H247V160H246V158H244ZM41 157H43L42 158V160H41ZM46 157V158H45ZM48 157V158H47ZM55 157H57V159H58V161H57V159L55 158ZM68 157H70V159L68 158ZM72 157V158H71ZM76 157V159H74ZM94 157V158H93ZM114 157V158H113ZM188 157V158H187ZM205 157V158H204ZM260 157V158H259ZM13 158V159H12ZM51 160H50V159ZM56 159V161L59 163V160L61 161L59 164L60 165H63L64 164V162H67L66 164H69L70 162V169L68 170L67 169V171L66 170H61V166L58 168V165H57V163H55V165H54V161H53V159ZM60 158V159H59ZM62 158V159H61ZM66 158V159H65ZM118 158V160H115V159H117ZM120 158H122V159H120ZM127 158H128V160H127ZM146 158V159H145ZM168 158V159H167ZM241 158V159H240ZM248 158H249V160H248ZM252 158V159H251ZM254 158V159H253ZM54 159V160H55ZM74 159V160H73ZM79 159V160H78ZM113 159H114V163H113ZM120 159V160H119ZM150 159V160H149ZM167 159V160H166ZM182 159V160H181ZM188 159V160H187ZM233 159H235L234 161H233ZM244 161H243V160ZM260 159V160H259ZM14 160V161H13ZM31 161V162H29V161ZM33 160V161H32ZM38 160H39V162H38ZM41 160V161H40ZM46 160V161H45ZM91 160V161H90ZM96 160H97V162H96ZM102 160H104V161H102ZM106 160H109V164H108V161H106ZM149 160V161H148ZM155 160V161H154ZM187 160V161H186ZM190 160V161H189ZM202 160V161H201ZM239 160V161H238ZM254 160V161H253ZM6 161V162H5ZM29 162V163H27V162ZM49 161V162H48ZM50 161H51V163H50ZM55 161V162H56ZM68 161H70V162H68ZM77 161H79V162H77ZM81 161V162H80ZM102 161V162H101ZM146 161V162H145ZM179 161V162H178ZM189 161V162H188ZM192 161V165H191V162ZM205 161V162H204ZM209 161H211V162H209ZM213 161V162H212ZM240 161H242V162H240ZM247 161V162H246ZM260 161V162H259ZM8 162V163H7ZM9 162H13L12 164L11 163H9ZM24 164H23V163ZM37 162V163H36ZM105 162V163H104ZM120 162V163H119ZM149 162V163H148ZM195 162H197V163H195ZM208 162V163H207ZM229 162H231V163H229ZM243 162H245V163H243ZM249 162V163H248ZM257 162V164L255 165V163ZM259 162V163H258ZM6 163V164H5ZM16 163V166L14 165ZM33 163V164H32ZM42 165H41V164ZM74 163V165H72ZM92 163L94 164V166L92 165ZM102 163V164H101ZM112 163H113V165L115 166H113L112 165ZM155 163V164H154ZM158 163H160L161 165H159ZM167 163H169L168 165L169 166H166L167 165ZM184 163V164H183ZM189 163V164H188ZM202 163H206V164H204V166L206 167L205 168V170H204V166H202ZM227 163V164H226ZM239 163V164H238ZM251 163V164H250ZM96 164V165H95ZM105 164V165H104ZM106 164L107 165H109L110 166V168H108L107 166H106ZM121 164V165H120ZM175 164H176V168H175ZM182 164V165H181ZM200 164V165H199ZM217 164V165H216ZM221 164V165H220ZM243 164V165H242ZM249 164V165H248ZM254 164V165H253ZM258 164H260V167H259V165ZM263 164V165H262ZM13 165V167H11ZM20 165H22V166H20ZM38 165V166H37ZM46 165V166H45ZM50 165V166H49ZM119 165H120V168H119ZM144 165V166H143ZM154 165V166H153ZM171 165H172V167H171ZM199 165V166H198ZM206 165H208V166H206ZM225 165H228V166H225ZM238 165H240V166H238ZM252 165H253V167H252ZM40 166V170L39 169H36V168H38ZM49 167V170H47L48 169V167ZM55 166V167H54ZM73 166H74V168H73ZM85 166V167H84ZM87 166V167H86ZM131 166V167H130ZM139 166V167H138ZM142 166V167H141ZM162 166V167H161ZM164 166V167H163ZM211 166H212V168H211ZM242 166H243V168H242ZM249 166V167H248ZM263 166V167H262ZM5 169H4V168ZM7 167V168H6ZM9 167V168H8ZM29 167V168H28ZM42 167V168H41ZM52 167H53V170H52ZM91 167V168H90ZM124 167V168H123ZM158 167V168H157ZM167 167H169L168 169H167ZM174 167V168H173ZM182 167V168H181ZM185 167V168H184ZM193 167H195V168H193ZM197 167H199V168H197ZM214 167V168H213ZM246 167V168H245ZM248 167V168H247ZM256 167H259V169H257ZM93 168H95V169H93ZM113 169V174L111 175V172H110V170H112ZM116 168V169H115ZM129 168V169H128ZM146 168V169H145ZM201 168H203V169H201ZM208 168V169H207ZM220 168H223V169H220ZM240 168V169H239ZM250 168V169H249ZM256 168V169H255ZM263 169L262 171H261V169ZM34 172V174H33V172L31 171V170ZM36 169V170H35ZM45 169V170H44ZM74 169V170H73ZM77 169V170H76ZM90 169V170H89ZM98 169H100V170H98ZM102 169H104V170H102ZM108 171H107V170ZM131 169V170H130ZM134 169V170H133ZM142 169V170H141ZM150 169V170H149ZM165 169V170H164ZM171 169V170H170ZM173 169H176V171L175 170H173ZM188 169H190V170H188ZM191 169H192V171H191ZM214 171H213V170ZM226 169H227V172H226V174H225V172L224 171H226ZM245 170V172H244V170ZM246 169H248L249 171H247ZM27 170V171H26ZM37 170H38V172H37ZM60 170H61V172H60ZM71 170V171H70ZM73 170V171H72ZM84 170V171H83ZM93 170H94V173H93ZM98 170V171H97ZM139 172H138V171ZM144 170V171H143ZM152 170V171H151ZM168 170H169V174H170V176H169V174H168ZM183 172H182V171ZM199 170V171H198ZM208 170V171H207ZM209 170H211V171H209ZM251 170V171H250ZM256 171L257 170V172H255L254 173V171ZM23 171H24V173H23ZM46 171H47V173H46ZM53 171L55 172L54 174H53ZM75 171H77V172H75ZM101 171V172H100ZM118 171V172H117ZM120 171H121V173H120ZM130 171H131V173H130ZM146 171V172H145ZM160 171V172H159ZM187 171V172H186ZM191 173H190V172ZM217 171H218V173H217ZM222 171V173H220ZM242 171V172H241ZM30 174V176H29V174ZM72 172H74V173H76V175L74 174V173H72ZM95 172H97V174L95 173ZM107 174H106V173ZM125 172H126V174H125ZM165 172V173H164ZM179 172V173H178ZM185 172V174H183ZM196 172V173H195ZM199 172L201 173V175L199 174ZM211 172H213V173H211ZM215 172V173H214ZM229 172H232V173H230L231 174V176H230V174H229ZM247 172V173H246ZM250 172V173H249ZM252 172V173H251ZM258 172H260L261 173V175H260V173H258ZM263 172V173H262ZM37 173V174H36ZM42 173V174H41ZM59 173V174H58ZM61 173V174H60ZM70 173V174H69ZM105 173V174H104ZM123 173V174H122ZM135 173V174H134ZM147 173V174H146ZM149 173V174H148ZM161 173V174H160ZM164 173V174H163ZM172 173V174H171ZM178 173V174H177ZM211 173V174H210ZM224 173V174H223ZM240 173H241V175H240ZM251 174V176L249 175V174ZM16 174H19V175H16ZM25 174V175H24ZM27 174H28V176H27ZM52 174V175H51ZM62 174H64V176L62 175ZM79 174V175H78ZM87 174H88V176H87ZM99 174V175H98ZM103 176H101V175ZM109 174V175H108ZM114 174H115V176H114ZM144 174H145V176H144ZM168 174V175H167ZM181 174V175H180ZM190 176H189V175ZM202 174L204 175V176H202ZM215 174V175H214ZM216 174H217V176H216ZM228 174V175H227ZM255 174V175H254ZM21 175V176H20ZM40 175L42 176V177H40ZM43 175H45V176H43ZM47 175V176H46ZM58 175H59V177H58ZM65 175L66 176H68V175H71L72 177L70 178V176H68V177H65ZM93 175V176H92ZM96 175V176H95ZM125 175V176H124ZM134 175V176H133ZM147 175V176H146ZM161 175H162V177H161ZM177 175V176H176ZM183 175V176H182ZM199 175V176H198ZM226 175V176H225ZM256 175H258V176H256ZM261 177H263V178H261V180H259V178H260V176ZM20 176V177H19ZM38 178H37V177ZM53 176V177H52ZM79 177V180H78V178L77 177ZM108 176V177H107ZM120 176V177H119ZM129 176V177H128ZM131 176V177H130ZM163 176H165V177H163ZM172 176V177H171ZM187 176H189V177H187V179L189 180H187L186 179V177ZM197 176V177H196ZM222 176L224 177V178H222ZM233 176V177H232ZM15 177H17V178H15ZM22 177V178H21ZM46 177H48V179L46 178ZM56 177V178H55ZM62 177V180L64 181V180H66V181H64V182H67V183H63V181L61 180V179H59L58 180V178H61ZM76 177V178H75ZM82 177H85L84 179L82 178ZM100 177H102V178H104V179H102V178H100ZM114 177V178H113ZM119 177V178H118ZM143 177V178H142ZM161 177V179H159ZM176 177V178H175ZM178 177V178H177ZM202 177V178H201ZM204 177H206V178H204ZM211 179H210V178ZM213 177V178H212ZM233 178V180H236V179H238V180H236V183H234L233 182V180L231 179V178ZM239 177V178H238ZM240 177H241V179H240ZM251 177V178H250ZM255 177V178H254ZM34 178V179H33ZM93 178L95 179V182H96V184H95V182L93 181ZM96 178H99V179H97L96 180ZM108 178V179H107ZM109 178H111V179H109ZM121 178V179H120ZM134 178V179H133ZM148 178V179H147ZM167 178V179H166ZM190 178V179H189ZM196 178H197V180H196ZM198 178H200V179H198ZM207 178H208V180H207ZM235 178V179H234ZM17 179V180H16ZM21 179H23V180H21ZM35 179L37 180L36 181V183H35ZM67 179H72V181H74L73 183H72V181L70 180H67ZM81 179H83V181H81ZM113 179H115V180H113ZM127 179H128V181H127ZM140 179V180H139ZM154 179V180H153ZM179 179V180H178ZM184 179H185V181H184ZM191 179H193V180H191ZM214 179H220L221 180V182H217L216 180H214ZM222 179H224V180H222ZM250 181H249V180ZM254 179L256 180V181H254ZM13 180V181H12ZM15 180V181H14ZM25 180H26V182H25ZM32 180V181H31ZM43 180H46V181H44L43 182ZM49 180V181H48ZM53 180V182L55 183H53V182H51V181ZM91 181V184H90V181ZM104 180H106V183H105V181ZM112 180V181H111ZM123 180H124V182H123ZM149 180V181H148ZM166 180V181H165ZM180 180H182V181H180ZM203 180H205V182L207 183V184H210V185H206V183L205 182H203ZM247 180V181H246ZM253 180V181H252ZM11 181H12V183H11ZM27 181H29V182H27ZM33 181H34V184H33ZM40 181V182H39ZM79 181V182H78ZM89 181V182H88ZM98 181V182H97ZM111 181V182H110ZM120 181V182H119ZM158 181H161L162 182V184H160L161 182H158ZM167 181H169V182H167ZM173 181V182H172ZM184 181V182H183ZM214 181V182H213ZM225 181V182H224ZM229 181H232L231 183L229 182ZM241 181V182H240ZM243 181L245 182V183H243ZM2 182V183H1ZM10 182V183H9ZM21 182V184H19ZM47 182H49V183H46ZM51 182V183H50ZM78 182V183H77ZM83 182V183H82ZM92 182H93V186H92ZM136 184H135V183ZM151 182V183H150ZM175 182H176V184H175ZM183 182V183H182ZM187 182V183H186ZM191 182V183H190ZM197 183L198 184V186L196 185V184H194V183ZM201 182V183H200ZM209 182V183H208ZM211 182V183H210ZM213 182V183H212ZM215 182H217L216 184H218L219 186H221V185H223V182L225 183V186L223 185L221 188H223L224 190H225V188H227L225 191L223 190V189H221L219 186L218 187H216L217 185H215ZM246 182H248V183H246ZM261 182V183H260ZM17 183H18V185H17ZM30 183V184H29ZM41 183V184H40ZM107 183H108V185H107ZM111 183V184H110ZM123 183V184H122ZM141 183V184H140ZM181 183V184H180ZM193 183V184H192ZM203 183V184H202ZM205 183V184H204ZM220 183H221V185H220ZM230 183V184H229ZM232 183H234V184H232ZM238 183H240V185H242V187L244 186V185H246V184H249L250 185V187H252L251 188V190H253L252 192H253V194L252 195H256L257 194V196H259L258 198L259 199H257V196H255V197H251L252 195H251V191H250V189H248L249 191H250V193L248 194V195H251L250 196V198L252 199V200H250V201H252L253 203H256L255 201L257 200V202H258V207L259 208H257V207H255V205L254 206H251V205H253V203H251L250 201H248L247 199L249 198V197H244V196H246V195H244V193L241 191V189H243V188H240V185H237ZM251 183L253 184H257V185H251ZM2 184V185H1ZM6 184L9 186V188H8V186H6ZM15 184V185H14ZM27 184H29V186L27 185ZM32 184V185H31ZM51 184V186H49ZM59 184H61V185H59ZM65 184V185H64ZM71 184V185H70ZM84 184V185H83ZM90 184V185H89ZM95 184V185H94ZM120 184V185H119ZM158 184V185H157ZM160 184V185H159ZM179 186H178V185ZM182 184H184L183 186H182ZM190 184V185H189ZM191 184H192V186H191ZM202 184V185H201ZM227 184V185H226ZM232 184V185H231ZM12 185H14V187L12 186ZM41 185H42V187H41ZM74 187H73V186ZM82 185V186H81ZM97 185V186H96ZM98 185H100V186H98ZM115 185V186H114ZM117 185H119V187L117 186ZM127 185V186H126ZM132 185V186H131ZM146 185V186H145ZM155 185H157V186H155ZM164 185V186H163ZM166 185V186H165ZM167 185H169V187L167 186ZM174 185V186H173ZM187 185V186H186ZM213 185H215V187L213 186ZM18 186V187H17ZM23 186H24V188H23ZM28 186V187H27ZM31 186V187H30ZM35 186H36V188H35ZM55 186V187H54ZM65 186H66V188H65ZM88 186V187H87ZM94 186H95V188H94ZM103 186V187H102ZM112 186H114V188L115 187H117V188H113ZM154 186V187H153ZM201 186H203V187H201ZM206 186V187H205ZM209 186H212L211 188H214V189H210V187ZM232 187V188H229V187ZM233 186H235V187H233ZM248 186V185H247ZM255 186L256 187H258L260 190H258V188H256L257 189V191L256 192H254L255 191ZM5 187V188H4ZM17 189H16V188ZM20 187H22V188H20ZM33 187V188H32ZM45 189H44V188ZM47 187V188H46ZM57 187V188H56ZM60 187V188H59ZM70 187H72V188H70ZM92 189H91V188ZM101 187V188H100ZM134 187H137V188H134ZM142 187V188H141ZM144 187L146 188L147 187V191H149L150 193H152V194H150L149 192L147 193V191H146V189L144 190ZM159 187V188H158ZM167 189H166V188ZM185 187L186 188H188V189H185ZM209 187V188H208ZM225 187V188H224ZM237 187H238V189H237ZM249 187V186H248ZM27 188V189H26ZM30 188V191H28V192H25V189L26 190H28ZM42 188V189H41ZM54 188H55V190H54ZM97 188V190H95ZM105 188H106V190H108V192H106L105 191ZM113 188V189H112ZM185 189V190H183V189ZM196 188V189H195ZM198 188V189H197ZM200 188V189H199ZM208 188V189H207ZM215 188L217 189V191H218V193L216 192V190H215ZM244 188H245V186H244ZM247 188V187H246ZM36 189V190H35ZM73 191H72V190ZM77 189V190H76ZM83 189V190H82ZM85 189H87V190H89V192L87 191V190H85ZM124 189H126V190H124ZM139 190V191H141V192H137L136 193V191H134V190ZM150 189H152V191L150 190ZM160 189V190H159ZM173 189V190H172ZM175 189V190H174ZM190 189V190H189ZM207 189V190H206ZM3 190H5L4 191V193H3ZM40 190V191H39ZM42 190H44V191H42ZM60 190H63L62 192L60 191ZM110 190V191H109ZM115 190V191H114ZM121 190H123L122 192H121ZM144 190V191H143ZM163 190V191H162ZM168 190V191H167ZM180 190H182V191H180ZM201 190H203V191H201ZM214 191L215 190V196H214V192H213V194L211 193L212 191ZM229 190L230 191H232V193L234 192V194H233V196L234 197H232L231 195H232V193H230L229 192ZM248 190H246V189H244V191L246 192V191H248ZM12 191V192H11ZM17 191V192H16ZM36 191V192H35ZM48 191V192H47ZM57 192V193H55V192ZM93 191V192H92ZM113 191V192H112ZM124 191H126V192H124ZM129 191V192H128ZM157 191V193H155ZM160 191V192H159ZM187 191V192H186ZM199 191H200V193H199ZM221 191H223V192H221ZM237 191H239L240 193H242L243 195H242V197L243 198H247L246 200L245 199H243V200H241L242 202H240V201H238V200H240V199H242L241 198V195H239V192H237ZM263 191V192H262ZM9 192V193H8ZM80 192V193H79ZM83 192H86V194H84ZM132 192V193H131ZM143 192H144V194H147V196L146 195H144L143 194ZM162 192H163V194H165L166 195V193H168L167 195H166V198H165V196L163 197V194H162ZM173 192H175V194L173 193ZM191 192V193H190ZM194 192V193H193ZM209 192V193H208ZM221 192V193H220ZM226 192V193H225ZM228 192V193H227ZM13 193V194H12ZM20 193V194H19ZM22 193H23V195H22ZM32 193H34V194H32ZM37 193H39V196H37ZM44 193H45V195H44ZM49 194V195H47V194ZM61 193V194H60ZM79 193V194H78ZM113 193H115V195L113 194ZM139 193V194H138ZM193 193V194H192ZM222 193L224 194V195H222ZM263 193V194H262ZM2 194V195H1ZM15 194V195H14ZM19 194V195H18ZM51 194H53L52 196H50ZM65 194V195H64ZM72 194H73V196H72ZM105 194V195H104ZM118 194V195H117ZM123 196H122V195ZM129 194V195H128ZM180 194V195H179ZM183 194V195H182ZM187 194V195H186ZM190 194L191 195H194V196H191L190 197ZM198 194V196H195V195H197ZM209 194L211 195V197L209 196ZM219 194H221V195H219ZM231 194V195H230ZM246 194V193H245ZM261 194V195H260ZM12 195L14 196V198H12ZM18 195V197H16ZM30 195H32V196H30ZM61 195V196H60ZM91 195V196H90ZM94 195H98L97 196V198H96V196H94ZM110 195V196H109ZM112 195V196H111ZM156 195V196H155ZM162 195V197L163 198H161L160 196ZM170 195H171V197H170ZM185 195V196H184ZM225 195H226V198L228 199H230L231 201H232V199H235L236 200V202H237V204L234 206V204H233V202H232V204H230V206H228L229 205V203H231L230 202V200H227V202H228V205H227V202L225 201L226 199H225ZM227 195H229V196H227ZM235 195H236V197H235ZM2 196H3V198H2ZM5 196H6V198H5ZM8 196H10V198L8 197ZM24 196V197H23ZM58 196V197H57ZM89 198V201H91V202H89L88 201V199H86L87 197ZM94 196V197H93ZM100 196V197H99ZM129 196V197H128ZM136 196V197H135ZM188 197V202L186 201V198ZM199 196H202V197H199ZM213 196V197H212ZM218 198H217V197ZM222 196V197H221ZM20 197V198H19ZM32 197V198H31ZM60 197V198H59ZM68 197V198H67ZM81 197V198H80ZM82 197H84V198H82ZM91 197H93V198H91ZM99 197V198H98ZM113 197H118V198H113ZM138 197V198H137ZM177 199H176V198ZM183 197V198H182ZM196 197H199V199H197L196 200ZM207 197H209V198H207ZM215 197V198H214ZM219 197H221L220 198V200H219ZM223 197H224V199H223ZM261 197V198H260ZM17 198H19V199H17ZM22 198V199H21ZM51 198V199H50ZM59 198V199H58ZM77 198V199H76ZM121 198V199H120ZM130 198L133 200H130ZM147 198V199H146ZM165 198V199H164ZM185 198V200H183ZM189 198H191L192 200H194V202H196L197 204H198V206H196V205H192V204H190V202H193V201H191V199H189ZM204 198V199H203ZM239 198V199H238ZM254 198V199H253ZM5 201H4V200ZM8 199H9V202H8ZM13 199H15L14 201L16 202H13ZM56 199V200H55ZM74 199V200H73ZM91 199V200H90ZM112 199V200H111ZM135 199H137V201L135 200ZM146 199V200H145ZM163 199H164V201H163ZM169 199V200H168ZM181 199V200H180ZM216 201V202H214V200ZM216 199H218V200H216ZM238 199V200H237ZM47 200V201H46ZM49 200V201H48ZM81 202H80V201ZM85 200V201H84ZM94 200V201H93ZM121 200H122V204H121ZM145 200V201H144ZM160 200V201H159ZM162 200V201H161ZM166 200V201H165ZM173 200H175V201H173ZM196 200V201H195ZM210 200V201H209ZM213 201V203H210V202H212ZM234 200V201H235ZM46 201V202H45ZM58 201V202H57ZM63 201V202H62ZM73 203H72V202ZM98 201V202H97ZM113 201V202H112ZM118 201V202H117ZM123 201H124V203H123ZM130 201H132V202H130ZM143 201V202H142ZM177 201V202H176ZM181 201V202H180ZM207 201V202H206ZM223 202V203H221V202ZM247 203H246V202ZM263 201V202H262ZM37 204H36V203ZM70 202V203H69ZM84 202V203H83ZM88 202H89V204H88ZM94 202H96L95 204H94ZM100 202V203H99ZM105 202H106V204H108V205H106L105 204ZM120 202V203H119ZM150 202H152V203H155L154 205L152 204V203H150ZM183 202H185L184 203V205H183ZM205 202V203H204ZM7 205H6V204ZM13 205H12V204ZM29 203V204H28ZM51 203H53V205H50ZM58 203V204H57ZM69 203V204H68ZM104 203V205H102ZM129 203H130V205H129ZM134 203V204H133ZM147 203V204H146ZM159 203V204H158ZM166 203V204H165ZM171 203V204H170ZM177 203V204H176ZM204 203V204H203ZM207 203H209V204H207ZM235 203V202H234ZM259 203H261V204H259ZM2 204V205H1ZM4 204V205H3ZM17 204H19V205H17ZM28 204V205H27ZM42 204V205H41ZM46 204V205H45ZM61 204V205H60ZM64 204H66V205H69V206H66V205H64ZM71 204H73V205H71ZM76 206H75V205ZM88 204V205H87ZM92 204H94V205H92ZM114 204H116V206L114 205ZM119 204H121V205H119ZM123 204L125 205L126 204V206H127V208H129L128 210H126L127 208H125V206H123ZM157 204V205H156ZM163 204V205H162ZM165 204V205H164ZM179 204V205H178ZM181 204L183 205V206H185V207H183V208H181ZM211 204V205H210ZM216 204H219V206H217L216 208L217 209H215V207L214 206H216ZM242 204V206H240L239 207V205H241ZM20 205H21V207H20ZM35 205H37V206H35ZM58 205V206H57ZM85 205V206H84ZM97 205V206H96ZM98 205H100V206H98ZM118 205V206H117ZM133 205V206H132ZM141 205V206H140ZM145 205V206H144ZM150 205V206H149ZM152 205V206H151ZM159 205V206H158ZM172 205V206H171ZM201 205H202V207H201ZM210 205V206H209ZM214 205V206H213ZM4 208H3V207ZM7 206V207H6ZM15 206V207H14ZM19 206V207H18ZM24 206H27V208H25ZM32 206V207H31ZM45 206V207H44ZM51 206V207H50ZM89 206V207H88ZM96 206V207H95ZM101 206H103L102 208H101ZM107 206V207H106ZM122 206H123V208H122ZM138 206V207H137ZM142 206H144V207H142ZM153 206H156V207H158L157 209H156V207H155V209H154V207ZM178 206H179V208H178ZM193 206V207H192ZM195 206L197 207V208H195ZM213 206V208L215 209V210H217V212L215 211V210H213L211 207ZM225 206H227V207H225ZM246 206H249V207H246ZM257 206V205H256ZM263 206V207H262ZM11 207H13V209L11 208ZM46 207H48V208H46ZM60 207H61V209H60ZM77 207V209H76V211H75V209L73 210V208H76ZM84 207H85V209H84ZM87 207V208H86ZM97 207H99L100 209H103V208H105V209H103V211L102 210H100V209H98V210H100V212H101V214H98L99 212H97L98 210H97ZM111 207V208H110ZM120 207V208H119ZM131 207H132V209H131ZM151 209H150V208ZM164 207V208H163ZM203 207L205 208V207H207V208H205V210H203L202 211V209H203ZM220 207V208H219ZM221 207H223V208H221ZM244 207V209H246L248 212L246 213L242 208ZM250 207H252L253 208V210H252V208H250ZM16 208V209H15ZM23 208V209H22ZM24 208L25 209H29L28 211H27V213L25 212V211H23L24 210ZM39 210H38V209ZM46 208V209H45ZM52 208H53V210H52ZM108 208V210L106 211V209ZM134 208H135V210H134ZM137 208H139L138 210H137ZM150 209V211L152 210L153 211V213H152V211H151V215H150V213L148 214V212H149V209H148V211L147 212H144V209ZM153 208V209H152ZM162 208V209H161ZM174 208V209H173ZM175 208H177L178 210H180L181 211V209H182V211H183V213L184 212H186L185 213V215H190V216H188V217H191V216H193V217H191V218H193V220H189V221H194L195 220V222H196V220H197V216L199 215L200 217V220L202 221V223H201V225H199L198 226V224L196 223V224H194L193 223V225L191 224V226H197L196 227V229L194 230V228L193 227H190V222H188L189 224V226L185 223V220H187L188 218H185L184 216H183V213H182V211L180 212V211H178L177 210V212H176V209ZM208 208H210V209H208ZM226 208V209H225ZM239 208V209H238ZM248 208H249V210H251L252 211V213L248 210ZM42 209V210H41ZM44 209V210H43ZM79 209V210H78ZM85 211H84V210ZM87 209V210H86ZM90 209V210H89ZM91 209H93V210H91ZM112 209V210H111ZM158 209H160V213H164L163 215L165 216L166 214L167 215H173L174 214V216H176V217H178V218H181V219H177L176 220V217H173V218H175V219H173L172 221L174 222V223H172V221L170 220H165L166 218H164V216H162V214H160L159 215V213H157L158 211H156V210H158ZM184 209H185V211H184ZM196 209H198L197 211H196ZM207 209V210H206ZM222 209L224 210V211H226V213L228 212V211H232V213L231 212H228V214H225V212H223L222 211ZM233 209V210H232ZM240 209H242V210H240ZM254 209H256V212L254 211ZM257 209H258V211H257ZM4 210L6 211V212H4ZM15 211L14 212V214H13V211ZM38 210V211H37ZM56 210H59L58 212L56 211ZM73 210V211H72ZM88 210H89V213H91V214H93L94 215V221L92 220V217L93 216H91V215H89V216H91V217H89L88 216ZM110 210V211H109ZM113 210H115V211H113ZM136 210H137V212H136ZM162 210V211H161ZM189 210H190V212H189ZM192 210V211H191ZM195 210V211H194ZM239 212H238V211ZM10 211H12V212H10ZM36 213V214H34V212ZM40 211H42V213L40 212ZM46 211H48V212H46ZM64 211V212H63ZM92 211V212H91ZM105 211L106 212H108V213H105ZM125 211H126V213H125ZM130 211V212H129ZM138 211H140V212H138ZM141 211H142V213H141ZM206 211V212H205ZM211 211H213L215 214H213V212H211ZM233 211H234V214H235V218H234V214H233ZM243 211V212H242ZM263 211V212H262ZM7 212H8V214H7ZM45 212H46V214H45ZM53 212V213H52ZM56 212V213H55ZM78 212V213H77ZM81 212V213H80ZM103 212V213H102ZM112 212L114 213V214H112ZM116 212H118V213H116ZM122 212V213H121ZM129 212V213H128ZM136 212V213H135ZM145 214H144V213ZM166 212V213H165ZM200 212H201V215H200ZM204 212V213H203ZM210 212V213H209ZM240 212H242V213H244L245 212V214L247 215H249V216H251V214H253V218H249V216L247 215V217L248 218H245L246 216L244 215V214H239ZM21 215H20V214ZM48 213V214H47ZM75 213V214H74ZM77 213V214H76ZM83 213H84V215H83ZM105 213V214H104ZM137 213H140V216H139V214H137ZM147 213V214H146ZM155 213H157V214H155ZM179 213H181V214H179ZM191 213H193V214H191ZM195 213H197V214H195ZM257 213H259V215H257ZM44 214V215H43ZM65 214V215H64ZM67 214V215H66ZM107 214H108V216H107ZM117 214V215H116ZM122 214H123V216H122ZM125 214V215H124ZM127 214V215H126ZM129 214H133V216L131 215V216H129ZM135 214V215H134ZM143 214H144V216H143ZM177 214H179V215H177ZM204 214H206L205 216L206 217H208V218H206V217H204L203 215ZM212 214V215H211ZM217 214H218V216H221V218L222 219H219L217 222L219 223V224H217L216 222V226H212L214 229V231L212 230V227H211V230L213 231H211V230H208L207 231V229L210 227V225L209 224H211L212 225V223H213V220H216V219H218L219 217L217 216ZM224 214V215H223ZM239 214V215H238ZM261 214V215H260ZM2 215V216H1ZM7 217H6V216ZM35 217H34V216ZM41 215V216H40ZM64 216V218H63V216ZM76 215V216H75ZM79 215V216H78ZM100 215V216H99ZM136 215H138V216H136ZM141 215H142V217L143 218H141ZM148 215V216H147ZM153 215V216H152ZM155 215H159V216H156V220H155ZM166 215V216H167ZM182 217H181V216ZM197 215V216H196ZM208 215V216H207ZM214 215V216H213ZM222 215L225 217V218H223L222 217ZM255 215H256V217H255ZM9 216V217H8ZM10 216H12V218H10ZM16 216H19V217H16ZM44 216H46V217H48V218H46V217H44ZM102 216V217H101ZM120 216V217H119ZM127 216V217H126ZM149 216H152V217H149ZM215 218H213V217ZM216 216V217H215ZM229 217V219H228V217ZM242 216H245V217H242ZM260 216V217H259ZM24 219V218H26V220H23L22 218ZM29 217V218H28ZM34 217V218H33ZM38 217H40V218H38ZM53 217V218H52ZM56 217V218H55ZM60 217V218H59ZM62 217V218H61ZM67 217H69V218H67ZM72 219H71V218ZM85 217V218H84ZM87 217H88V219H87ZM98 217H100V218H103L104 219V221H102L103 219H101L100 220V218L98 219ZM109 217V218H108ZM129 217V218H128ZM135 220V222H137V223H134V222H131L130 220H133L132 218ZM141 219H140V218ZM154 217V218H153ZM158 217V218H157ZM160 217H162V218H160ZM205 218V219H203V218ZM218 217V218H217ZM240 218V220H238L239 218ZM242 217V218H241ZM258 217V218H257ZM2 218V219H1ZM11 220H10V219ZM13 218H16V221H15V219L13 220ZM20 218V219H19ZM39 219V221H38V219ZM44 218V219H43ZM54 218H55V220H54ZM75 218V219H74ZM78 218V219H77ZM115 218H116V220H115ZM122 218V219H121ZM136 218V219H135ZM151 219V218H153V219H151V221H148V223H150L151 225H153L152 227H151V225H149L148 223V226H146L145 225V221H147V219ZM164 218V219H163ZM185 220H184V219ZM190 218V219H191ZM195 218V219H194ZM198 218V219H199ZM212 218V219H211ZM233 218V219H232ZM47 219H49V220H47ZM87 219V221H85ZM95 219H97L98 220V222H95V221H97V220H95ZM125 219V223H124V225H125V227L126 228H124L123 229V227H122V229H120L121 228V226H124V225H120V224H122L121 222L123 221ZM127 219H130V220H127ZM143 219V220H142ZM148 219V220H149ZM160 219L162 220V221H160ZM208 219V220H207ZM227 219V220H226ZM232 219V220H231ZM259 219V221H257V220ZM5 220V221H4ZM30 220V221H29ZM41 220V221H40ZM51 220H54V222L53 221H51ZM58 220V221H57ZM70 220V221H69ZM91 220V221H90ZM114 222H113V221ZM140 220H142V221H140ZM145 220V221H144ZM154 220V221H153ZM159 220V221H158ZM165 220V221H164ZM176 220V221H175ZM180 220V221H179ZM204 220H206V221H204ZM222 220V221H221ZM226 220V221H225ZM262 222H261V221ZM14 221L17 223V221H18V225H21V226H23L21 229H19V226H17V224L15 223L14 224ZM21 221H22V223H21ZM27 222V224H26V222ZM33 221H35V224L34 223H32ZM36 221H38V222H36ZM78 221H80L79 223H78ZM90 221V222H89ZM160 222L159 224H158V222ZM168 221V222H167ZM188 221V220H187ZM186 221V222H187ZM224 221V222H223ZM229 221V222H228ZM241 221H248L247 223H248V225H250L249 227H248V231L252 228L253 229V233L251 234L250 233V235L252 236H250L249 234H248V241L251 243V241H255V243L253 244V246L251 245V244H249L248 245V243L246 244L248 247L246 248V245H244V247L246 248V251H245V248L243 247V246H240L239 248L238 247H236V249H235V246H236V241L238 240V236H240L239 234L238 235H236V237H235V234H237V233H239L238 231L239 230H241L240 232H242V230L244 229H246L247 230V223H245V222H242L241 223ZM2 222H3V224H2ZM40 222V223H39ZM45 222V223H44ZM59 222V223H58ZM63 222V223H62ZM68 222V223H67ZM72 222V223H71ZM85 222V223H84ZM95 222V223H94ZM103 222H104V225H103ZM110 222V223H109ZM120 222V223H119ZM152 222V223H151ZM157 223L158 225H154V223ZM177 222V223H176ZM180 224H179V223ZM182 222H184V225L182 226ZM223 222V223H222ZM7 223H10V224H7ZM39 223V224H38ZM60 223L63 225H60ZM98 223H102V225L101 224H99L98 225ZM115 223V224H114ZM127 223H130V225H131V223L133 224V225H131V226H129ZM155 223V224H156ZM203 223H205L203 226H202V224ZM209 223V224H208ZM215 223H213V225L215 224ZM7 224V225H6ZM13 224V225H12ZM50 226H53V227H50ZM65 224V225H64ZM70 224H72V226L70 225ZM75 224V225H74ZM78 224H80L79 225V227L82 225H84L83 227L81 226V228L83 229V230H81L80 231V228L79 227H77L78 226ZM85 224H87V225H89V226H92L91 228H93V230L95 229V227H96V229H95V232L97 233L98 232V234H95V232H93L92 233V231L93 230H91L90 228L88 229V227L89 226H87V225H85ZM94 224V225H93ZM108 224V225H107ZM109 224H110V227L109 228H111V230L113 231H111V230H109V229H107L108 227H105V226H109ZM134 224H136V226L134 225ZM139 224V225H138ZM164 224V225H163ZM166 224V225H165ZM168 224H169V226H168ZM179 224V225H178ZM226 224V225H225ZM227 224H228V226H230L231 228L229 229V227H227ZM240 224H244V225H241V228H240ZM245 224L247 225V226H245ZM259 225V226H257V227H255L256 225ZM25 225H27V226H25ZM32 225V226H31ZM40 225V226H39ZM55 225H56V229H55ZM69 225V227H67ZM73 225H74V227H73ZM101 225V226H100ZM118 225V226H117ZM127 225V226H126ZM137 225H138V227L140 228H138L137 227ZM144 225V226H143ZM177 225H178V227H177ZM187 225V226H186ZM205 225H208L207 227H205ZM221 225V226H220ZM222 225H224L225 226V229H224V227L222 226ZM232 225L234 226L235 225V227L236 228H238V229H236L235 227H232ZM255 225V226H254ZM3 226V227H2ZM14 226V227H13ZM104 226V227H103ZM117 226V227H116ZM129 226V227H128ZM135 226V227H134ZM145 226L146 227H149V229L150 228H153L154 226L155 227H157V226H159V227H161V226H164L165 227V230H164V232L162 231V227L160 228V230H161V233H163V237H164V240H165V242H164V244H162L161 243V240L159 241V239H154L155 240V242L157 241V243H154V240H153V242H152V240L151 241H149L151 238H152V233H150V235H147V234H149V232L148 231H145V230H147L146 228H145ZM217 226H219V228L220 227H222V228H220V231H216L217 229H218V227ZM239 226V227H238ZM11 227L13 228V230L11 229ZM26 227V228H25ZM33 227V228H32ZM42 227V228H41ZM45 227H46V229H45ZM48 227H49V229H48ZM57 227H59L60 229H58ZM84 227H85V229L87 228L88 230H90L91 232L90 233H92L93 234V236H91L90 235V233L88 232V230H84ZM132 227H133V229H132ZM138 229H137V228ZM141 227H142V229H141ZM169 227V228H168ZM184 227V228H183ZM216 227H217V229H216ZM244 227V228H243ZM251 227V228H250ZM254 227V228H253ZM261 227V226H260ZM260 227H259V229H260ZM8 228V229H7ZM14 228H15V231L16 232H14ZM45 229V231H44V229ZM50 228H52V229H50ZM77 228V229H76ZM114 228V229H113ZM136 228V229H135ZM233 228V229H232ZM243 228V229H242ZM1 229H3L4 231H6V232H8L7 234H6V232H4L3 230H1ZM25 229V231H23ZM34 229V230H33ZM37 229V230H36ZM64 229H65V232H64ZM126 229V232L124 231ZM183 229H185L184 231L187 233V235H190L189 237H190V239H194V240H190V239H188V241L189 242H192L191 244L189 243V245H188V243L187 244H185L186 242H187V240H184V238L182 237L183 235H184V237H185V239H187L188 238V236H186L185 235V233H184V231H182ZM199 229V230H198ZM204 229V230H203ZM206 229V230H205ZM229 229V230H228ZM235 229V230H234ZM256 229L258 230V232L256 231ZM9 230V231H8ZM20 230V231H19ZM22 230V231H21ZM28 230V231H27ZM54 230V231H53ZM70 230V231H69ZM74 232H73V231ZM76 230H78V231H76ZM97 230V231H96ZM100 230V231H99ZM115 230V231H114ZM121 230V231H120ZM131 231V232H128V231ZM135 230V231H134ZM137 230V231H136ZM138 230L140 231V232H138ZM143 230V231H142ZM193 230V231H192ZM201 230H203L202 231V233L200 232ZM231 230H232V232H231ZM4 232V234H3V232ZM30 231H31V233H32V235L30 234ZM34 231H36V232H34ZM107 232V233H109L108 234V238L107 237H105V238H103L101 235V232L103 233V235H104V232ZM118 231V232H117ZM147 233H145V232ZM150 231V230H149ZM153 230H151V232H152ZM165 231H166V233H165ZM169 231V232H168ZM197 231V232H196ZM208 233H207V232ZM221 231H223L222 233L224 234H227V231H228V234H227V236H228V238H226V237H224V235L223 234H221ZM225 231V232H224ZM252 230H250L249 232H251ZM261 231V230H260ZM39 232V233H38ZM50 232V233H49ZM58 232V233H57ZM74 234H73V233ZM84 232H85V234L87 235V238L86 237H81V236H84L85 234H84ZM112 232V233H111ZM135 232L137 233V235L135 234ZM175 232H176V234L178 233V232H182V234L183 235H181V233H179V236H180V238L182 239V241H181V243H178L177 241H176V239H174V238H178V237H174V235H176L175 234ZM189 232V233H188ZM203 235H201L200 233ZM216 232H217V234L219 235V237H217V234H216ZM230 232V233H229ZM248 232V233H249ZM10 233V234H9ZM14 233V234H13ZM18 235H17V234ZM44 233V234H43ZM55 233V234H54ZM69 233V234H68ZM78 233V234H77ZM113 233H115V237L113 236L114 234ZM118 234V236H120L119 238H117L118 236H117V234ZM119 233H120V235H119ZM129 238V239H127V237L124 235V234ZM130 233H131V235H130ZM142 233V234H141ZM211 233H213V234H211ZM259 233V234H258ZM21 234H23V236H25V235H27L25 238L21 235ZM25 234V235H24ZM38 236H37V235ZM52 236H51V235ZM60 236H59V235ZM80 234H82L80 237H79V235ZM84 234V235H83ZM111 234H113V235H111ZM132 234H133V236H132ZM173 234V235H172ZM193 235V237H192V235ZM216 236H215V235ZM232 236V238H234L233 240L232 239H230L229 238V236L230 235ZM234 234V235H233ZM9 235H11V236H9ZM16 235V236H15ZM22 236V237H20V236ZM44 235V236H43ZM69 235V236H68ZM72 235H74V237L72 236ZM97 235V236H96ZM110 235L112 236V237H110ZM129 235V236H128ZM141 235V236H140ZM214 236L215 237V240H216V237L217 238H219V239H225L226 238V241L228 242V239H230L231 241L230 242H226V241H224V240H218L217 239V241H219V243L218 242H216L213 238L214 237H210V236ZM4 236V237H3ZM8 236V237H7ZM36 236V237H35ZM54 236H56V237H58V239H56V237H54ZM99 236V237H98ZM117 236V237H116ZM131 236V237H130ZM140 236V239H141V237L143 236V238L146 240L147 238L146 237H148L149 238V240H146V243L147 242H149L148 244H146V243H144V242H142V243H144V246H143V249L145 248H147L146 250H148V251H146L145 249L144 250H141V248H139L138 246H136L135 244L136 243H133L134 241L136 242V240H137V245H139V242L138 241H140V244H141V240L138 238ZM149 236H151V238L149 237ZM177 236H178V234H177ZM222 238H221V237ZM259 236V237H258ZM15 237V238H14ZM22 238L21 239V242L19 241L20 240V238ZM38 237V238H37ZM46 237V238H45ZM72 238V240H71V238ZM95 237V238H94ZM98 237V238H97ZM102 237V238H101ZM123 237V238H122ZM132 237H133V239H132ZM174 237V238H173ZM208 237H209V239H208ZM250 237H251V239H250ZM259 239H258V238ZM11 238H12V240L14 241V239L16 240L15 241V244L12 242V240H11ZM19 238V239H18ZM45 238V239H44ZM66 238V239H65ZM84 238H85V240H84ZM93 240H92V239ZM113 238V239H112ZM122 238V239H121ZM171 238V239H170ZM256 238V239H255ZM5 239L7 240V241H5ZM29 239H31L30 241H29ZM51 239V240H50ZM64 239L66 240V241H64ZM87 239H89V241L87 240ZM106 239V240H105ZM116 239H117V241H116ZM118 239H121V240H118ZM124 239V240H123ZM132 239V240H131ZM134 239H136V240H134ZM172 239H174V240H172ZM204 239L202 240V239H200V241H201V243L204 241ZM213 239V240H212ZM237 239V240H236ZM25 242H24V241ZM55 240V241H54ZM67 240H69V241H67ZM95 240H98L97 241V243L100 245H98L100 248L98 249L97 247V243H94V242H96ZM100 240V241H99ZM108 240V241H107ZM115 240V241H114ZM124 242H123V241ZM129 240V241H128ZM133 241L131 244H130V242L131 241ZM143 240V239H142ZM144 240V241H145ZM163 240V239H162ZM51 241V242H50ZM59 241V242H58ZM92 241H93V243H92ZM103 241H104V243H103ZM116 243H114V242ZM121 241H122V244H125V242L126 243H128V244H130V245H128V246H130V248L129 247H127L126 245H125V247L126 248H123L124 247V245L122 246V244H120L121 243ZM173 241H175V243L173 242ZM183 241H184V243H183ZM233 241V242H232ZM8 242H10V243H8ZM27 242V243H26ZM30 242V243H29ZM38 242V243H37ZM58 242V243H57ZM75 242V243H74ZM82 242H83V245H82ZM86 242H90V244L92 245V246H90V244L89 243H87V246L89 247V249L91 250V249H95V250H91V252L87 249V246H85L86 245ZM109 242V243H108ZM113 242L114 244V246L115 245H117V247L115 246H112V244L111 243ZM117 242H119V246H118V244H117ZM154 243L153 245H152V243ZM210 242V243H211ZM225 242H226V244H225ZM238 242V241H237ZM6 243V244H5ZM17 243V244H16ZM23 243V244H22ZM150 243H151V247L150 248H152V249H150V248H148L149 246H150ZM160 245H159V244ZM170 243V244H169ZM173 244V246H172V244ZM218 243V244H217ZM223 243V244H222ZM259 243H262V244H259ZM2 244V245H1ZM52 244V245H51ZM61 244V245H60ZM104 244H106V245H104ZM132 244H134L133 246H132ZM183 245V247L184 248H182V245ZM213 244H216L215 246L213 245ZM223 245V248L225 249V250H223V248H222V246L221 245ZM232 246H231V245ZM256 244H258V246H259V248L257 249V246H256ZM7 245H9V247L7 246ZM12 245V246H11ZM39 245V247H37ZM43 245V246H42ZM72 247V248H70V246ZM97 247H96V246ZM111 245V246H110ZM146 245H148L147 247H145ZM156 245H159L158 247L156 246ZM162 245V246H161ZM171 245V246H170ZM180 245V246H179ZM192 245V246H191ZM200 245V244H199ZM217 245H219V246H217ZM3 246H6V247H3ZM14 246L15 247H17V248H14ZM51 246V247H50ZM80 246H82V247H80ZM102 246V247H101ZM106 246H108L107 248H106ZM133 247V250H132V247ZM134 246H135V248H136V251L134 250L135 248H134ZM154 246H156V247H154ZM168 246L170 247V248H168ZM194 246V247H193ZM212 246H213V248H212ZM234 246V247H233ZM238 246V245H237ZM254 246H256V247H254ZM7 247H8V249H7ZM12 247V248H11ZM25 249H24V248ZM64 247V248H63ZM96 247V248H95ZM138 247V248H137ZM160 247H162V248H160ZM173 247H175L174 249H176L175 251H172L171 252V250H174L173 249ZM185 247H186V250H185ZM227 249H226V248ZM243 247V248H242ZM251 247H254V248H251ZM2 248V249H1ZM42 248L44 249V250H42ZM76 248V249H75ZM78 248H80V249H78ZM104 248V249H103ZM113 248L115 249L114 251H113ZM199 248H200V246H199ZM204 248V247H203ZM201 249V250H203L204 251V254H206L205 252H207L208 251V247H205L204 249ZM14 249V250H13ZM18 249H19V251H18ZM27 249V250H26ZM29 249V250H28ZM46 249H48V250H46ZM64 249V250H63ZM67 249V250H66ZM126 249V250H125ZM137 249H140V251L137 253ZM160 251H159V250ZM183 249V250H182ZM220 249H221V251H220ZM240 249H242L241 251V253L239 252V250ZM257 249V250H256ZM71 250H73L74 252L72 253L71 252ZM78 252H77V251ZM79 250H80V252H79ZM87 250L90 252H87ZM108 250V251H107ZM131 250V251H130ZM164 250H165V254H164ZM178 250H179V252H178ZM4 251V252H3ZM9 251L12 253H10L9 254ZM21 251V252H20ZM39 251V252H38ZM67 252V253H65V252ZM69 251V252H68ZM94 251H95V253H94ZM101 251H102V253H101ZM104 251V252H103ZM110 251V253L112 254V252H115V253H113V256L110 254V256L111 257H113V260H111L112 258L108 255V252ZM112 251V252H111ZM121 253H120V252ZM123 251V252H122ZM167 251V252H166ZM256 253V255H254L256 258H254L252 255L253 254H255L254 252ZM261 251V252H260ZM15 252V253H14ZM24 252V253H23ZM34 252H36V255H34L35 253ZM117 252V253H116ZM146 252V253H145ZM174 252H176L175 254H173ZM6 253V254H5ZM75 253V255H73ZM82 253V254H81ZM101 253V254H100ZM103 253H107V254H104V256H103ZM123 253V254H122ZM127 253H129L130 254V256H129V254H127ZM141 253V254H140ZM168 253V254H167ZM171 253V254H170ZM178 253V254H177ZM209 253V252H208ZM215 253V254H214ZM245 253H247V254H245ZM250 253H253L252 255L250 254ZM259 253V254H258ZM18 255V257H16V256H14V255ZM88 254V255H87ZM90 254H91V256H90ZM116 254H118V256H121V257H118L117 258V255ZM122 254V255H121ZM145 254V255H144ZM170 254V255H169ZM237 254H239V255H241V256H239V255H237ZM258 254V255H257ZM261 254V255H260ZM263 254V255H262ZM4 255V256H3ZM13 255V256H12ZM28 255V256H27ZM58 255V256H57ZM69 255V256H68ZM77 255H78V258H76L77 257ZM80 255V256H79ZM100 255H102V256H100ZM125 255V256H124ZM144 255V256H143ZM155 255V256H154ZM161 256V257H158V256ZM173 255H176V256H173ZM245 255H246V257H245ZM251 255V256H250ZM13 257V258H11V257ZM54 256H56L55 258H54ZM100 256V257H99ZM108 256H109V258H108ZM116 256V257H115ZM141 258H140V257ZM165 256V257H164ZM205 256V255H204ZM217 256H219V257H217ZM262 256V257H261ZM6 257H8V258H6ZM30 257V258H29ZM62 257V258H61ZM65 257V258H64ZM87 257V258H86ZM94 257V258H93ZM104 257H106V258H108V259H106V258H104ZM145 257V258H144ZM170 257V258H169ZM172 257H174L173 259H172ZM189 257V256H188ZM188 257H186V259L185 258H183V260H181V262H179L180 264H183V261L184 262H186V263H184V264H187L188 262V264H202V262H203V260H199V261H194L192 258L191 259H188ZM241 257V258H240ZM249 257V258H248ZM251 257H253V259L251 258ZM2 258H4V259H2ZM10 258V259H9ZM19 258V259H18ZM28 259V260H25V259ZM80 258V259H79ZM100 258V259H99ZM115 258V259H114ZM117 258V259H116ZM126 260H128L129 261V259H127V258H130V261L128 262V261H125V259ZM158 258H160V259H158ZM179 258V257H178ZM193 258H194V256H193ZM249 259V261H247L248 259ZM7 261H6V260ZM16 259L19 261V260H22V261H17V263L16 262H14V261H16ZM34 259V260H33ZM35 259H36V261H38V262H36L35 261ZM57 260V262H56V260ZM65 259V260H64ZM77 259H79V262H78V260ZM89 259V260H88ZM97 259V260H96ZM98 259H99V262H101L100 260L102 259V262L101 263H99L98 262ZM104 259V260H103ZM132 259V260H131ZM145 259H146V261H145ZM150 259V260H149ZM257 259H259L260 261H261V263H260V261L259 260H257ZM95 260V261H94ZM105 260H107V261H105ZM119 260V261H118ZM170 262H169V261ZM188 260V261H187ZM190 260V261H189ZM192 260V261H191ZM233 260V259H232ZM246 260V261H245ZM253 260V262L251 263V261ZM32 261V262H31ZM54 261V262H53ZM60 261H61V263H60ZM90 261V262H89ZM118 261V262H117ZM4 262V263H3ZM23 262V263H22ZM40 262V263H39ZM138 262H140V261H138ZM142 262V261H141ZM196 262V263H195ZM197 262H199V263H197ZM256 262H258V263H256ZM235 263V262H234ZM262 263V264H263ZM27 264V263H26ZM204 264V263H203Z\"/></svg>","mask_w":264,"mask_h":264},{"label":"bare ground","instance_id":"6f19581e","mask_svg":"<svg viewBox=\"0 0 264 264\" xmlns=\"http://www.w3.org/2000/svg\"><path fill=\"white\" fill-rule=\"evenodd\" d=\"M5 1V0H4ZM10 1V0H9ZM23 1V0H22ZM44 1H46L47 2V0H44ZM43 0L41 1V2H44ZM49 1V0H48ZM60 1V0H59ZM62 1H64V0H62ZM69 1V0H68ZM68 1H67V3H68ZM95 1V0H94ZM98 1H100V0H97L96 2H98ZM104 1V3H106V4H109L108 2H105V0H102V2ZM106 1H111V0H106ZM114 0H112V2H113ZM119 2L118 3H121V1L120 0H118ZM132 1H134V0H130V5L131 6H128V4H127V6H126V4H124V5H121V6H124L123 8L124 9H122V10H124V11H121V12H123V14L124 15H129L130 16V13H132V11H133V8L132 7H134L135 8V5H134V2L133 3H131ZM145 0H142L141 2L143 3ZM146 1H151V0H146ZM165 1V0H164ZM170 1V0H169ZM175 1V6H181V5H183V4H185L184 6L186 7L187 5H186V3L189 5L188 7H186L187 8V10L186 11H188V9H191V12H194V14L195 15H199L200 16V14H202L203 13V11L201 12V8H200V5H196V7L195 6H193L194 5V3L193 4H191V2H186L187 0H185V1H182V0H174ZM216 1V3H217V6H218V9H220V11L218 12V13H222V16L221 17H219L220 15L219 14H217V15H219L218 16V18H215V17H213L211 14H210V12H209V10H208V12L209 13H207L206 11H205V13H207V15L206 14H204V15H206L207 17H206V19H205V17L203 18V20L205 21L206 20V22H197L195 25H193L194 23H189V21H188V23L189 24H187L186 26H184L185 24H184V22H187L186 21V19H185V21L183 20V24L181 25V27L182 26H184L185 27V29L184 30H192V31H195V35H197V36H204V37H206L207 39H209L210 41H211V39H213V38H215V35L216 34H211V31H209V29H211V28H213V29H217L218 31H219V33H218V35H216V37H218L219 39H222L221 41H223L224 40V38L226 37V39L228 40V38H227V36L228 35H231V33L229 34V31H231V30H234L235 32L237 31L238 33L239 32H241V33H243L242 31L244 30H242V25H244V24H246V23H244L245 21L247 22V20L246 19H249L250 17H251V19L252 18H260L261 20L264 18V14H262V10H263V12H264V0H243L242 1V5H241V8H237V10H239L240 12L238 13V12H236L237 14H238V16L239 17H237L236 18V21L235 20H233V21H235L234 22V24H230V21L231 20H229V16L231 15V14H235V17H236V13H232V10H233V8L235 7V6H237V7H239L238 5H235L237 2L238 3H240V1L239 0H225V1H223V0H215ZM214 0H207V2H206V4H205V6L207 7V8H209V7H211L213 4H214V2H215ZM0 2H3L2 0H0ZM15 2V1H14ZM20 2H21V0H20ZM61 2V1H60ZM74 2V1H73ZM72 2V3H73ZM77 2V1H76ZM76 2H74V4H73V8H75V7H78V5H77V3ZM83 2V1H82ZM82 2H80V3H82ZM90 3H91V0L89 1ZM93 2V1H92ZM112 2H110L111 4L110 5H112L113 6V3ZM129 1H127V3H128ZM140 2V3H141ZM160 2H161V0H160ZM160 2L158 1V5L160 4ZM4 3V2H3ZM24 3V2H23ZM29 3H30V1H29ZM45 3V2H44ZM49 3V2H48ZM56 3V2H55ZM54 3V4H55ZM57 3H59V2H57ZM115 3H116V1H115ZM115 3H114V6H115ZM122 3H126V2H122ZM121 3V4H122ZM156 3V2H155ZM161 3H163V0H162V2ZM167 3V2H166ZM199 3V2H198ZM197 3V4H198ZM216 3H215V7H216ZM1 4V3H0ZM38 4H40V3H38ZM47 4V3H46ZM59 4H61V3H59ZM64 4V3H63ZM91 4H94V2L93 3H91ZM153 5V7H154V9H152V5ZM157 4V3H156ZM168 4V3H167ZM2 5V4H1ZM16 4H14V6H15ZM32 5H34V3H33V1H32ZM58 5V4H57ZM68 5V4H67ZM77 5V6H76ZM95 5V4H94ZM93 5V6H94ZM97 6H95L94 8L98 11V5H99V3H97L96 4ZM117 5H120V4H117ZM133 5V6H132ZM140 5V4H139ZM142 5H144V4H142ZM142 5H140V6H142ZM149 5H150V9H152V10H150L151 11V13H153V11H154V13L153 14H155L154 16H156L155 17V19H154V21H155V23H154V26L152 25V24H150V26H152L151 27V29H150V35H154V34H157V33H162V32H164L165 31V29H167V26L168 27H170L171 25H168L169 23V21L167 22V24H166V22L164 23V21H163V17H162V14L163 15H165V16H168V18H172L173 20L175 19V21H176V19H178L177 17L176 18H173V16L175 15L174 13H173V11H171V9H169V7H167L166 6V4L165 5H161V7H159V6H157V5H154L152 2L151 3H149ZM173 6H174V4H172ZM202 5V4H201ZM4 6V5H3ZM24 6V5H23ZM30 6H31V4H30ZM39 5H37V7H38ZM40 6H42V5H40ZM55 6H56V4H55ZM61 6H62V4L59 6L60 8H61ZM80 6V5H79ZM126 6V7H125ZM155 6L158 8V9H156L155 8ZM169 6V5H168ZM173 6H172V8H173ZM174 6V7H175ZM5 7V6H4ZM26 7V6H25ZM36 7V6H35ZM36 7V8H37ZM54 7V6H53ZM58 7V6H57ZM63 7V6H62ZM82 7H84V6H82ZM100 7V6H99ZM145 7L147 8L148 7V4L147 5H145ZM182 7V6H181ZM204 7V6H203ZM214 7V6H213ZM1 8V7H0ZM3 8V7H2ZM27 8H29V6L27 7ZM34 8V7H33ZM46 8V7H45ZM44 8V9H45ZM79 8V9H78ZM77 9H78V11L80 10H82V12H83V9H81L80 7H78ZM90 8V7H89ZM92 8V7H91ZM105 8V7H104ZM122 8V7H121ZM142 8L143 7H140V9L142 10ZM145 8V10H147L148 11V8L146 9ZM185 8V9H186ZM41 9V8H40ZM54 9V12H56L55 11V7L53 8ZM56 9H58V11L60 10L59 8H56ZM65 9V8H64ZM72 9V8H71ZM71 9H69V11L71 10ZM76 9V10H77ZM85 9H87V8H85ZM84 9V10H85ZM117 10H118V8H116ZM115 9V10H116ZM120 9V8H119ZM183 9V8H182ZM181 9V10H182ZM184 9V10H185ZM4 10H5V8H4ZM22 10V9H21ZM38 9H36V11H37ZM47 10H48V8H47ZM74 10V14L72 13V16L73 15H75V12H76V10L75 9H72V11ZM101 10H102V8H101ZM104 10V9H103ZM108 10V9H107ZM113 10V9H112ZM112 10H110L111 11V13H116V11H112ZM145 10H143L142 12H144ZM177 10V9H176ZM180 10V11H181ZM192 10H194V11H192ZM214 10V9H213ZM6 11H7V9H6ZM23 11V10H22ZM27 12H29V9L28 10H26ZM43 11V10H42ZM57 11V12H58ZM69 11L67 10V12H68V14L70 15L71 13H69ZM77 11V12H78ZM79 11V12H80ZM109 11V10H108ZM135 12H134V14L135 15H139V13H136V10H134ZM138 11V10H137ZM145 12V13H148V12ZM178 11H179V9H178ZM179 11V12H180ZM190 11V10H189ZM235 11H236V9H235ZM234 11V12H235ZM24 12V11H23ZM40 13H39V15H41V11H39ZM43 12H45V11H43ZM65 12H66V10H65ZM65 12L63 11V14H65ZM78 12V13H79ZM88 12H89V10H88ZM87 12V13H88ZM91 12V11H90ZM105 12H106V10H104V11H102L101 13L104 15L105 14ZM138 12H140V10L138 11ZM177 12V11H176ZM4 14H5V11L3 12ZM19 13V15H20V13L21 12H18ZM47 13V12H46ZM59 13H62L61 11H59ZM59 13H57V16H56V14H54L55 16V18L56 17H58L59 15L60 16H62L61 14H59ZM78 13H77V18H81V19H83L84 18V16L82 15V17H81V14H86V13H81L80 15H79V17H78ZM111 13H109V15H110V18H111ZM213 13V12H212ZM8 14V13H7ZM29 14H30V12H29ZM59 14V15H58ZM89 14V13H88ZM87 14V15H88ZM101 14V15H102ZM117 14V13H116ZM120 14V13H119ZM144 14V13H143ZM150 14V13H149ZM153 14H152V18H153ZM174 14V15H173ZM177 14V13H176ZM179 14H181V13H179ZM185 14V13H184ZM190 14V13H189ZM42 15H44L43 13H42ZM42 15H41V18H42ZM66 15V14H65ZM135 15H133V19H134V16ZM187 15H188V13H187ZM5 16V15H4ZM8 16V15H7ZM25 16H27L28 17V15H27V13H25V14H23V17H25ZM48 16V13L46 14V16L45 17H47ZM49 16L51 17V14H49ZM66 16H68V15H66ZM89 16V15H88ZM100 16V15H99ZM117 15H115V18H117L116 17ZM145 16H147V14L146 15H141V16H139V17H136L135 18V20L134 21H132V24H128V25H126V24H124V25H126L124 28H122L121 27V29L119 28V26H121L122 24H120V25H118V27L116 28H114V31H113V37H112V35H111V37H112V40L113 41H117V40H119L120 38H123L125 41H127V43H128V41L129 40H133V39H135V37H136V35L138 34V32L141 30V28H142V26H143V24L145 23V21H149V22H152V21H150V20H146V18H145ZM190 15H188V17H189ZM27 17H26V19L25 20H28V23L30 22V20L31 19H27ZM33 18L32 19H34V21H36L37 23L36 24H38V21L37 20H39V18L40 17H38L37 18V20H35V18H34V16H32ZM45 17H43V19L45 18ZM49 17V18H50ZM68 17H70V16H68ZM68 17H67V19H68ZM74 17H76V16H74ZM101 17V21H106V20H108V19H106V18H108V15H107V13H106V17L105 16H100ZM104 17H105V19H104ZM112 17H114V15L112 16ZM119 17H121V15L119 16ZM193 17V16H192ZM217 17V16H216ZM4 18V17H3ZM5 18H7V17H5ZM4 18V19H5ZM29 18V17H28ZM31 18V17H30ZM41 18H40V20H41ZM48 18V17H47ZM73 18V17H72ZM72 18H69V19H72ZM85 18H87V17H85ZM84 18V19H85ZM91 18V15L89 16V19ZM92 18H93V20H95L94 18H96V15H95V17H94V15H92ZM103 18V19H102ZM122 18V17H121ZM129 18V17H128ZM148 18H149V16H148ZM151 18V17H150ZM20 19V18H19ZM19 19H17V20H19ZM41 20V22H42V26H43V24H44V20ZM57 19V21L59 22L60 20H58L59 19V17L58 18H56ZM56 19H54L55 20V22H56ZM79 20V21H81V23H80V25L83 27V22H85V21H83L82 22V20ZM97 20L96 21H98V19L99 18H96ZM112 19V18H111ZM110 19V20H111ZM114 19V18H113ZM119 20H120V18H118ZM157 19V20H156ZM165 19H167L166 17H165ZM194 19H196L195 18V16H194ZM198 20H200L201 18H197ZM233 19V18H232ZM25 20H22V22H24V24L26 23V21ZM45 20H46V18H45ZM53 20V19H52ZM52 20H49L48 19V21L50 22L48 25H44V27H43V29L42 28H39L40 29V32H41V29L42 30H44V29H48L49 30V27H50V24H51V21ZM63 21L62 22H64L65 20L64 19H62ZM72 20H74V19H72ZM88 20V19H87ZM187 20H189V19H187ZM2 21V20H1ZM5 21V20H4ZM66 21H71V20H66ZM65 21V28H67L66 26L68 25L69 26V23L70 22H66ZM77 19H76V21H75V23H74V25L77 23V26L79 27L80 25H78V22H79ZM91 23H90V27H92L93 25H95V24H93V22H92V20L90 19L89 20ZM89 21L88 22H86V24L85 25H87V23H89ZM96 21H94L96 24H98V23H100L99 21H98V23L96 22ZM126 21V20H125ZM128 21H129V19H128ZM153 21V22H154ZM174 21V22H175ZM191 21V20H190ZM255 21H257V20H255ZM263 21V20H262ZM19 22H20V24H21V20H19ZM33 22V21H32ZM32 22L30 23L31 24V26H32ZM40 22V21H39ZM58 22H56V24L58 23ZM112 21H110L109 22V24L111 23ZM129 22H131V20L129 21ZM193 22V21H192ZM249 22H251V21H249ZM259 22V21H258ZM257 22V25H254L253 23H255L256 24V22H253V23H250L251 25H253V26H255L254 28H251V27H249L248 29H246L245 30V32L243 33V34H245L246 36V40L247 39H249V38H247L248 36H250V35H253V36H255V37H257V36H260V35H262V34H264V28H261L262 26H264V24L262 25L261 23H260V25H258L259 23ZM264 22V21H263ZM6 23V22H5ZM10 23H11V25H12V21L10 20ZM73 23V22H72ZM103 23V22H102ZM126 23V22H125ZM170 23H171V21H170ZM177 23V22H176ZM179 23V22H178ZM180 23H182V22H180ZM6 24H9V23H6ZM23 24V23H22ZM21 24V25H22ZM27 24V23H26ZM40 24V23H39ZM38 24V26H40L41 27V24L39 25ZM59 24V23H58ZM67 24V25H66ZM71 24V23H70ZM93 24V25H92ZM166 24V25H165ZM174 24V23H173ZM248 25H250L249 23H247ZM4 25V24H3ZM28 25V24H27ZM35 27H36V29H38V26H36L35 24H33ZM52 25L53 24H51V28H52ZM59 25H61V22H60V24ZM59 25H55L54 27H57L58 26V28H59V30H62L61 29V27H59ZM64 25V24H63ZM71 25H73V24H71ZM74 25H73V27H74ZM103 25V24H102ZM113 25V24H112ZM250 25V26H251ZM0 26H2L1 24H0ZM25 25H23L22 26V29L24 28H26V27H24ZM48 26V27H47ZM77 26H76V28H77ZM81 26H80V29H81ZM89 26V25H88ZM106 26V25H105ZM116 26V25H115ZM176 26V25H175ZM10 27V26H9ZM53 27V29L54 30H56L55 28ZM70 27V28H69ZM68 28H69V30H70V32H72V30H76V28L74 27V29H73V27L72 26H69ZM97 27V26H96ZM114 27V26H113ZM112 26H111V28H113ZM144 27H145V25H144ZM248 27V26H247ZM1 28V27H0ZM3 28H4V30H3ZM6 28L7 27H2L1 29L3 30V31H5L6 30ZM50 28V31L52 30V32H54V33H50V31H48L47 32V30L46 31H42L43 33V38H44V33H45V36H46V38L45 39H47L48 37V35L50 36V38L51 37H53V36H57V33L59 34V30H57V31H59V32H57V31H53V29H51ZM64 28V27H63ZM64 28V29H65ZM67 28V29H68ZM86 28H87V26H86ZM106 28V27H105ZM22 29H18V31L19 30H22ZM27 29V28H26ZM30 29H31V27H30ZM36 29H34V31H36ZM72 29V30H71ZM90 29V28H89ZM93 29H95L94 27H93ZM96 29H98V27L96 28ZM109 29V28H108ZM144 30H142V31H147V30H145L146 29V27L145 28H143ZM147 29H149V27L147 28ZM66 30V29H65ZM68 30V31H69ZM83 30V29H82ZM103 30H104V28H103ZM111 30H113V29H111ZM1 31V30H0ZM7 31V30H6ZM23 32H25L24 30H22ZM32 32V33H30L29 34V36L28 37H26L28 34H25V36L24 37H26V40L28 41V38H29V40L31 39L32 40V38H33V36H38V34L40 33H37V32ZM77 31V30H76ZM88 31H90V30H88ZM87 31V32H88ZM109 31H110V29H109ZM186 31H185V33H186ZM187 31V32H188ZM23 32L21 33V34H23ZM27 32H29V30L27 29ZM31 32V31H30ZM57 32V33H56ZM69 32V33H70ZM85 32V31H84ZM83 32V33H84ZM102 32V31H101ZM214 32H216V31H214ZM3 33V35H5L6 34V32H5V34H4V32H2ZM18 33H20V32H18ZM68 33V34H69ZM75 33V32H74ZM144 33V32H143ZM190 33V32H189ZM240 33V34H241ZM10 34V33H9ZM17 34V33H16ZM54 34V35H53ZM60 34L61 35H65V33L64 34H62V32H60ZM79 34V33H78ZM81 34V33H80ZM79 34V35H80ZM89 34V33H88ZM91 34V33H90ZM101 34V33H100ZM141 34V33H140ZM148 34V35H149ZM180 35H181V33H179ZM0 35H1V37H2V34H1V32H0ZM53 35V36H52ZM79 35H77V36H75V37H77V38H75V37H73L74 39H75V42H74V45L77 43V47H79L80 48V50L83 52V51H85L84 49H86L87 48V46L86 45H88V47H89V44L88 43H86L87 41L89 42L90 41V39L89 40H85V35L83 36V35H80V37H79ZM87 35V34H86ZM108 35V34H107ZM179 35V36H180ZM183 35V34H182ZM232 35H235V34H233L232 33ZM231 35V36H232ZM17 36H20V35H15V36H13V38H16V39H11L13 42H15V43H13V42H11L10 44H11V46H13V45H15V47H17L16 45L17 44H19V46L22 44V43H20V42H18L17 43V38H18V40L20 39V38H22V35H21V37L19 38V37H17ZM60 36V35H59ZM69 36V35H68ZM81 36H82V38H81ZM92 36V35H91ZM106 36V35H105ZM243 36V35H242ZM251 37L252 39L253 38H255V37ZM264 36V35H263ZM11 37H12V35H11ZM23 37V38H24ZM32 37V38H31ZM39 37L40 36H38V39H39ZM64 37V36H63ZM62 36H61V38L62 39H60V40H63L64 38H63ZM65 37H66V35H65ZM99 37V36H98ZM107 37V36H106ZM110 37V36H109ZM110 37V38H111ZM142 37V36H141ZM172 37V36H171ZM174 37H176V35L174 36ZM184 37V36H183ZM182 37V38H183ZM187 37V36H186ZM185 37V38H186ZM204 37H200L199 39H203ZM228 37H230V36H228ZM237 37H238V34H237ZM244 37V36H243ZM262 37V36H261ZM3 39V46L5 45V47H7L6 46V44H5V40H4V38H6L5 36L4 37H2ZM22 38V39H23ZM50 38H48L49 40H45V42L47 41V42H50L51 43V41H50ZM55 38V37H54ZM53 38V41L55 40ZM57 38V37H56ZM58 38H60V37H58ZM69 38H71V37H69ZM105 38V37H104ZM167 38L168 39H165L164 38V40L166 41V40H170L169 39V35H167ZM178 38V37H177ZM181 38V36H180V38H179V40H176V41H171V42H166L167 43V45H163V44H165V42L164 41H162V42H160L159 44L158 43H156L155 41H153L152 39H149L150 41H148V44L147 43H143V42H139V44H141V45H137L136 47H135V49H134V47H131L130 48V46H129V49H131V50H128L127 48H125V50H120L119 52H115L114 51V49L116 48H114V49H112V47L111 46H108L107 47V50H108V58L106 59L107 61H106V63L105 62H101L100 60V62H90V61H87V60H85V62H86V64L85 65H89L90 66V68H93L95 71H96V73H94V76L91 78V80H90V78L88 79V80H90L91 82L93 81V83L94 82H96V81H100V82H102V81H105L106 79H113L112 81H115L116 80V82H117V80H120L121 79V81H126L127 82V80H129V79H132L133 80V78H134V80H135V84L136 85H142V83H144L145 84V82H147V81H151V77H153V79H155L156 80V83H159L160 85H161V80H162V77L161 76H159V74L158 75H155V76H153L152 75V72H153V70H152V72L150 73V71L148 70V68H147V70H148V72L147 73H145L146 74V76H144V77H138V75H136L138 72H136L137 71V68H136V70H134V69H132L131 67V70L129 71L128 69V71L127 72H124L123 70L121 71V70H118L119 68H117V66H118V64H116L115 63V65H114V63H113V61H115L116 59L114 58V57H118V59L121 61H125V62H128V64L129 65H136V62H138L137 60V58L139 57L138 55H140L141 54V52L143 51L144 52V49H146V48H148L147 50H149V55H148V57H145L146 59H144V62H145V66L146 67H148V65L150 64V63H152L153 61H155V60H158L159 59V61L161 60V59H164V58H161L160 56V58H158L157 59V51H159V50H161V48L163 47V46H165L164 47V51L163 52H165L166 54H164V56H166V55H168V53L170 54L169 55V57H170V60L172 61V63L173 62H176V64H179L180 66H182L184 69H182V70H189V72H190V70L196 75V76H203V73L205 72L204 70L207 68V70H209V71H215V72H217V69L220 67V69H221V72H220V75H219V77H221L222 75H223V77L225 76L226 77V75H228V74H230L232 71H236L235 73H237V71L239 72V71H241L242 69H243V67H244V60L246 61V63H248L249 61L248 60H254V57H255V54H254V57L252 58V54L253 53H250V50H249V47L247 48V46L245 47V49H244V47L243 46H245L244 44H243V41L242 42H238V41H236L235 42V47L233 48V49H231L232 48V46H231V48H230V46H229V48L231 49V51H232V53H231V55L229 54V53H227L228 55H230L231 57V59H230V61H228V60H225L224 61V63L223 64H219L218 62L220 61H218V60H216V62H214L215 60L214 59H216V58H221V55H223V50H222V48H215V57L216 58H214L213 60L214 61H212V59H211V57L209 58V59H211V60H209V59H206L205 57H206V55H205V53H207V42H205V41H201L200 43L201 44H198V45H194L195 44V42H189V41H187V43H186V39L184 38V40H185V42H184V40ZM190 37H188L187 38V40L189 39ZM217 38V39H218ZM241 38V37H240ZM263 38V37H262ZM9 39V38H8ZM22 39L20 40L21 42H22ZM37 39V40H38ZM74 39H72V40H74ZM106 39V38H105ZM139 39V38H138ZM216 39V40H217ZM231 39V38H230ZM243 39V38H242ZM264 39V38H263ZM262 39V40H263ZM16 40V41H15ZM24 40V39H23ZM35 37H34V42H35ZM36 40V41H37ZM98 40H99V38H98ZM111 40V41H112ZM171 40H174V39H171ZM189 40H191V39H189ZM214 40V39H213ZM213 40H212V42H213ZM226 40V41H227ZM244 40V39H243ZM255 40H258L257 38L255 39ZM0 41H1V39H0ZM10 41V40H9ZM8 41V42H9ZM52 41V42H53ZM96 41V40H95ZM94 41V42H95ZM108 41V40H107ZM139 41V40H138ZM147 41V40H146ZM199 41V40H198ZM220 41V42H221ZM248 41H250V40H248ZM7 42V41H6ZM24 42L25 41H23V44H24ZM28 42H30L28 45H30V47H31V45L34 43L33 41H28ZM38 42V41H37ZM57 42H58V40H57ZM61 42V41H60ZM63 42L65 43V42H67V39L65 38V40H63ZM73 42V41H72ZM71 42V43H72ZM109 42V41H108ZM164 42V43H163ZM12 43H13V45H12ZM36 43V42H35ZM43 43V42H42ZM41 43V44H42ZM55 43V42H54ZM59 43V42H58ZM57 43V44H58ZM62 43V42H61ZM59 44V45H55L54 44V46H56V50H58V51H55V54L57 53V52H60V53H57L58 55H57V57L59 56V57H61V58H63V60H64V58H67L68 59V62L70 61L69 59H71V60H73V61H71V65L68 67V68H66V69H69L67 72H64V71H62L63 69H60V65H57V67L55 68V69H50V67H47V66H50L49 65V63H47L48 62V60L47 61H45L44 60V58H47L48 57V55H47V57L45 56V53H43V55H42V52H41V48H36V49H41L39 52H41V53H39L38 54V56L36 55L37 54V50L36 49H34V50H36V53H35V58H36V56L37 57H39L40 58V56L42 55V57H43V59L41 60V58L39 59V60H41L40 61V63H42V64H44L45 65V68L46 69H44L43 71H44V73L42 74V77H36V75L34 76L32 73H31V75H29V74H27V73H22L21 75H19V77L20 78H17L16 76V80L14 81V82H11V80H9L10 82H6V83H10V84H7V85H4L5 87H3L2 88V86H3V84H4V82H3V84H2V86L0 87V89L2 88V90H0L1 92L0 93H2L3 92V95H0V130H2L3 132H4V137H2V138H4V139H6V140H8L7 142H9L10 140H13L14 139V137L15 136H13V135H9L8 137H6V135H8L7 133H6V130L8 129V128H10V126L12 125V124H16V125H18V126H21V128H23V131H26V128H33V127H35L36 125H35V120L33 121V114L34 113H36V112H43L44 114H48V113H50L49 112V110H48V108L46 107V105L43 103V102H41V101H35V102H33L32 104H31V107H30V105H29V111L27 112V111H24L23 109H24V107H22V105L21 104H17V105H20L19 107L20 108H22L21 110H19L20 111V116H19V114H18V116L19 117H17V115L15 116V114H13L12 112H11V110H7V108H10L9 106H13V107H15L16 108V106L17 105H11V103H13L12 101H11V103L10 102H8L9 100V98H7L8 96V94L9 93H20V94H22L24 97H26L27 96V98H28V96L30 95H32V94H34V93H37L38 95H39V97L41 98V100H45V101H48L49 103H55V104H59V103H61L62 104V102H60L61 101V99L64 97V95L66 94V93H70V92H72V91H82L84 88H86V89H88L86 86H87V84H88V82H85V81H83V80H80L79 78H78V76L77 75H79L80 74V70L81 69H79V63H78V61L77 60H79V59H77L78 57L76 56V58H74L73 56H74V54H72V53H70V52H68V51H70V49L68 50V51H64V48H66V46L64 45H62V44ZM105 43H107V42H104V44ZM110 43V42H109ZM126 43V42H125ZM143 43V44H142ZM210 43V42H209ZM245 43V42H244ZM260 43V42H259ZM263 43V42H262ZM10 44H7V45H9L10 46ZM26 44V43H25ZM40 44V43H39ZM37 44L36 46H38V47H42V45L40 44ZM45 44V43H44ZM51 44H53V43H51ZM51 44H49V45H51ZM66 44V43H65ZM137 44V43H136ZM197 44V43H196ZM211 44H213V43H211ZM246 44V43H245ZM2 45L0 46V48L2 47ZM46 45V44H45ZM61 45V46H60ZM69 44H67V46H68ZM146 45V46H145ZM220 45H222V43L220 44ZM246 45H248V44H246ZM251 45V44H250ZM53 45L52 46H50V48H52V51H53V48L55 49V47H54ZM57 46H58V48H57ZM106 46V45H105ZM213 45H211V47H212ZM217 46H219V45H217ZM262 46V47H261ZM22 47V46H21ZM21 47H19V49L21 48ZM26 47V46H25ZM29 47V46H28ZM29 47V48H30ZM33 47H35V46H32L31 48H33ZM49 47V46H48ZM59 47H64L62 50L59 48ZM71 47V46H70ZM101 47V45H99V44H96V42H95V44H94V47H93V49H99ZM146 47V48H145ZM252 46H250V48H251ZM255 47H257V46H255ZM255 47H252V48H255ZM23 48H24V45H23ZM43 48V47H42ZM177 48V49H176ZM228 48V47H227ZM258 48L261 50L262 49V51H259L258 52ZM257 49H256V52L258 53V56L260 57V55L259 54H264V44H262V45H260L259 47H258ZM27 50H28V48H26ZM25 49V50H26ZM74 49H75V47H74ZM208 49H209V47H208ZM214 49V48H213ZM247 49V50H246ZM1 50V49H0ZM11 50V49H10ZM16 51H17V53H18V55H19V52H18V50L17 49H15ZM20 50H22V49H20ZM25 50H23L24 51V53L23 52H21L20 53V57H21V55H22V53H23V55H22V58H23V56L25 57ZM47 50V49H46ZM66 50V49H65ZM174 50V51H173ZM177 50V52L179 53V54H181L182 52H183V50H187L189 53L190 52H193V54H196V56H197V61H196V63L194 64V65H191V63H189L188 61H186V59H182L181 57H176V56H174V55H171V54H173V52H174V54H176L177 55V53H175V51ZM3 51V50H2ZM1 51V52H2ZM29 51H30V49H29ZM53 51V52H54ZM73 51H75V50H73ZM136 51V52H135ZM173 51V52H172ZM214 51V50H213ZM224 51H226V50H224ZM7 53H8V50L6 51ZM142 52V53H143ZM172 52V53H171ZM185 52V51H184ZM209 52H211V51H209ZM208 52V53H209ZM254 52H255V50H254ZM255 52V53H256ZM261 52V53H260ZM4 53V52H3ZM16 52H14V53H12L13 54V56H15L16 54H17ZM28 53H30V52H28ZM27 53V55L26 56H28L29 54ZM47 53H49V49H48V52ZM50 53H51V51H50ZM74 53V52H73ZM86 53V52H85ZM139 53V54H138ZM225 53V52H224ZM9 54V53H8ZM33 55H34V52L32 53ZM80 54H81V52H80ZM184 54V53H183ZM251 54V55H250ZM1 55V54H0ZM3 55H6V54H3ZM2 55V56H3ZM30 55H31V53H30ZM29 55V56H30ZM33 55H32V57H33ZM78 55V54H77ZM144 55V54H143ZM143 55H140L141 57H143ZM208 55V54H207ZM213 55V54H212ZM211 55V56H212ZM6 56H9L10 57V55H6ZM81 56V55H80ZM138 56V57H137ZM210 56V55H209ZM257 56V57H258ZM264 56V55H263ZM58 57V58H59ZM183 57V56H182ZM185 57V56H184ZM229 57V56H228ZM243 57H245V59L243 58ZM6 58V57H5ZM22 58H21V60L20 61H22ZM27 58V57H26ZM25 58V59H26ZM121 58V59H120ZM144 58V57H143ZM3 59V58H2ZM10 59H12L11 57H10ZM17 59V58H16ZM18 59H20V58H18ZM28 59H29V57H28ZM66 59V60H67ZM74 59H76V60H74ZM82 59V58H81ZM80 59V60H81ZM84 59H87V58H84ZM115 59V60H114ZM141 58H139V61H141L140 60ZM222 59V58H221ZM239 60L238 62H234V60ZM1 60V59H0ZM13 60V59H12ZM169 60V59H168ZM231 60H233V62H231ZM6 61H7V59H6ZM18 61V60H17ZM24 61H26V60H24ZM23 61V62H24ZM33 61L34 60H32V63H33ZM36 61H37V59H36ZM121 61V62H122ZM205 61H211L212 62V64L211 65H208V67H205ZM218 61V62H217ZM223 61V60H222ZM1 62V61H0ZM16 62V61H15ZM23 62H21V63H23ZM30 62V61H29ZM39 62V61H38ZM60 62V61H59ZM88 62V63H87ZM124 62V63H125ZM142 62V61H141ZM191 62V61H190ZM214 62V63H213ZM9 63V62H8ZM134 63V64H133ZM1 64L2 63H0V75H3V76H10L12 73H16L17 71H16V69H15V64L14 65H12L11 64V67H7V66H1ZM3 64H5V63H3ZM2 64V65H3ZM10 64V63H9ZM66 64V63H65ZM121 64V63H120ZM119 64V66H121ZM140 64V63H139ZM6 65V64H5ZM16 65L18 66V64L16 63ZM21 65H23V64H21ZM66 65H68V64H66ZM82 65V64H81ZM134 65V66H135ZM217 65L219 66V67H217ZM9 66V65H8ZM31 66V65H30ZM138 66V65H137ZM264 66V65H263ZM19 67V66H18ZM65 67V66H64ZM80 67H82V66H80ZM86 67V66H85ZM145 67V68H146ZM89 68V67H88ZM128 68V67H127ZM144 68V69H145ZM175 68H178V66H176ZM23 69H25V68H23ZM22 69V70H23ZM33 69V68H32ZM150 69V68H149ZM172 69V68H171ZM220 69L218 70V71H220ZM21 70V71H22ZM27 70V69H26ZM28 70H29V68H28ZM30 70H31V68H30ZM168 70V69H167ZM15 71V72H14ZM33 71H35V67H34V69H33ZM82 71V70H81ZM86 71V70H85ZM88 72L90 71V69L89 70H87ZM121 71V72H120ZM171 71H174V69H172V70H170V73H168V74H171ZM180 70H177V74L176 75H178V76H182V75H180V72H179ZM142 72H144V71H142ZM175 72H176V69H175ZM175 72H173L171 75L175 78L176 77V75H174L175 74ZM179 72V73H178ZM182 73L184 72V71H181ZM29 73V72H28ZM82 73H84V72H82ZM86 73L87 72H85V75H86ZM90 73V72H89ZM92 73V72H91ZM150 73V74H149ZM157 73H160V72H155V74H157ZM205 73H207V72H205ZM212 73H214V72H212ZM218 73V72H217ZM259 73V74H258ZM257 73V75H258V78L260 79L261 77H264V68L263 69H261V70H259V72ZM88 74V73H87ZM153 74H154V72H153ZM166 74V73H165ZM193 74V75H194ZM215 74V73H214ZM13 76H14V74H12ZM11 75V76H12ZM38 76H39V74H37ZM90 75H92V74H90ZM149 75H151V76H149ZM170 75V76H171ZM185 75L186 74H184V77H185ZM192 75V74H191ZM195 75L193 76V77H195ZM215 75H217L218 76V74H215ZM256 75V76H257ZM7 76V77H8ZM87 76V75H86ZM143 76V75H142ZM162 76H164L163 75V72H162ZM171 76V77H172ZM230 76V75H229ZM232 77H233V75H231ZM235 77H236V75H234ZM255 76V77H256ZM6 77V78H7ZM47 77H49L50 79L48 80V79H46ZM169 77V76H168ZM170 77V78H171ZM189 77H190V75H189ZM192 77V76H191ZM165 78V77H164ZM180 77H178V79H179ZM183 78V77H182ZM247 78V77H246ZM10 79V78H9ZM84 79V78H83ZM177 79V78H176ZM197 79V78H196ZM242 80L244 79V78H241ZM257 79V78H256ZM255 78H254V80H252V83L251 82H248L247 83V85H246V83L245 82H247L246 81V79H244L245 80V82H241L239 85H240V87L242 88V89H244V88H248L247 86H249L250 87V84L249 83H251V84H253V81H255L256 80ZM262 79V78H261ZM164 80V79H163ZM166 80V79H165ZM164 80V81H165ZM171 80H172V78H171ZM175 80V79H174ZM173 80V81H174ZM193 80H194V78H193ZM188 80L187 78L185 79V82H186V86H185V88L183 87V85H185V83L183 82V80H181V83H179V85H181L182 83V89L183 90H185L186 92H188L189 94H190V96L188 95L187 97H189V98H187L186 99V102H184V100L182 99L183 98V94H180V95H182L181 96V98H180V96L178 95L179 94V90H177V92H175L176 93V95H175V98H174V100H173V102L172 101H170V103H171V106H175L176 108H182L181 109V111L182 112H184L185 114H184V116L182 117H179L180 119V123L179 124H181L180 125V127H181V129L183 128V132H182V135H180V136H182V137H184V139H189L188 137L190 136V137H192V138H197L196 140L197 141H200L201 143H202V140H203V138L201 137V134H196V131H194L193 129H192V125H190L192 122L189 120V117L190 116H192V118H194V120L196 119L195 117H193V115H195L196 114V112L194 111V109H193V107L195 108V106L194 105H196V104H199L198 102H200V101H195L194 99H195V97H193V94L194 93H196V91L197 90H199L200 91V89H198L199 88V86H201V85H203V84H199L196 80ZM198 80V79H197ZM235 80V79H234ZM1 81V80H0ZM3 81V80H2ZM5 81V80H4ZM7 81V80H6ZM131 81V80H130ZM241 81V80H240ZM250 81V80H249ZM120 82V81H119ZM204 82V81H203ZM202 82V83H203ZM206 83H207V81H205ZM259 83H261V81L259 80L258 81ZM1 83V82H0ZM13 83V84H12ZM115 83V82H114ZM123 83V82H122ZM174 83V82H173ZM173 83H169L170 84V87H172L173 88V86H176V84H174L173 86H171ZM94 84H96V83H94ZM113 84V83H112ZM132 84V83H131ZM134 84V83H133ZM132 84V85H133ZM158 84V85H159ZM262 84V83H261ZM89 85V84H88ZM128 85V87H126V85L124 86V87H126V88H128V89H122V87H121V89H120V87H118L120 90L118 91L119 92V94H120V97H121V103H120V105H121V107L122 106H124V107H128V101H130V99L131 98H135V97H140L141 96V93L140 92H138L139 90L141 91V89H138V94H137V92H133V90L134 89H136V88H134L133 90L131 89L132 87H135L134 85L132 86L131 85V87L129 86L130 84H127ZM237 85V84H236ZM255 85H256V87H257V92L258 91H260V90H263L261 87H263V86H261L260 84H258L257 82H255ZM206 86V85H205ZM226 86H228V85H226ZM230 86V85H229ZM252 86V85H251ZM170 87H167V88H165V90L167 89L168 90V88H170ZM210 87V86H209ZM95 88V87H94ZM97 88V87H96ZM104 88V87H103ZM140 88V87H139ZM162 88V87H161ZM160 88V89H161ZM203 88V87H202ZM224 88V87H223ZM229 88V87H228ZM227 88V89H228ZM230 88H231V86H230ZM254 87H252V89H253ZM226 89V88H225ZM251 89V90H252ZM85 90V89H84ZM91 90V89H90ZM118 90V89H117ZM158 90V89H157ZM163 90H164V88H163ZM210 90H212L211 92H212V95H209V94H207V96H208V98L206 97V95L205 96H203V97H205L204 99H210V96H211V98H212V96H215L216 97V93H214L213 94V91H216L217 89H215V90H213V87L212 88H210V89H208V92H210ZM219 90V89H218ZM224 89H220L219 90V92L220 91H223ZM240 89H238V90H236L235 88H233V89H229V90H227V91H223V93H222V98L221 99H223L224 97H227L228 95H230V94H232V95H230V96H233V97H236V96H238V94H237V91H239ZM249 90H250V88H249ZM94 90H92L91 91V94L92 93H94V92H96V91H94ZM104 91H105V97L107 98V100L109 101V97H111V96H113V94H114V91L115 92H117L115 89H114V87L112 86H105V88H104ZM172 91V90H171ZM176 91V90H175ZM184 91V92H185ZM168 92V91H167ZM181 92V91H180ZM183 92V93H184ZM207 92V91H206ZM218 92V91H217ZM241 92V90L239 91V93ZM247 92V91H246ZM250 92V91H249ZM254 92H255V89H254ZM254 92H250V93H254ZM262 92V93H261ZM260 92V96H262L263 95V91H261ZM78 93V92H77ZM90 93V92H89ZM143 94H144V92H142ZM149 93V92H148ZM154 93V92H153ZM155 93H156V91H155ZM164 93V92H163ZM166 93V92H165ZM182 93V92H181ZM192 93V94H191ZM200 93V92H199ZM256 93V92H255ZM19 94V95H20ZM173 94V93H172ZM197 94V93H196ZM240 94H242V93H240ZM244 94V93H243ZM258 94V93H257ZM257 94H256V96H257ZM22 95H21V97H22ZM116 95V94H115ZM160 95V94H159ZM159 95H157V96H159ZM199 95H202L201 93L199 94ZM203 95H204V93H203ZM118 96V95H117ZM145 96V94L144 95H142L141 96V98L143 99V98H146V97H144ZM161 96V95H160ZM168 96V95H167ZM166 96V97H167ZM220 97H221V95H219ZM219 96H217V97H219ZM243 96V95H242ZM245 96H246V94H245ZM248 96H250V95H248ZM251 96H254V94L253 95H251ZM115 97V96H114ZM150 97H152V96H150ZM155 97H156V95H155ZM163 97V96H162ZM165 97V98H166ZM170 97V96H169ZM169 97H167V99H166V101L168 100V98ZM196 97H200V96H196ZM257 97H259V96H257ZM264 97V96H263ZM65 98V97H64ZM79 99H80V96L78 97ZM116 98V97H115ZM164 98V97H163ZM165 98H164V100H165ZM230 98V97H229ZM238 98V97H237ZM237 98H236V100H237ZM244 98V97H243ZM260 98V97H259ZM148 99V98H147ZM150 99V98H149ZM157 99V98H156ZM162 99V98H161ZM182 99V100H181ZM184 99H185V97H184ZM202 97H201V101H202ZM232 99V98H231ZM240 99V98H239ZM255 99H257V98H255ZM38 100V99H37ZM133 100V99H132ZM153 100V99H152ZM163 100V101H164ZM196 100H200V99H196ZM211 100V102H212V99H210ZM209 100V101H210ZM215 100V99H214ZM225 100H226V98H225ZM247 100V99H246ZM242 100V102H237V104H236V106L238 107V108H240V107H242V106H244L245 105V107L244 108H246V104L247 103H249L248 101L249 100ZM252 101L254 100V99H251ZM258 100H260V99H258ZM23 101H24V98H23ZM149 101V100H148ZM162 101V102H163ZM169 101V100H168ZM206 101V100H205ZM252 101H251V104H252ZM256 100H254L253 101V103L255 102ZM25 102V101H24ZM105 102V101H104ZM150 102V101H149ZM156 102H160V100L158 99ZM183 102V103H182ZM221 102V101H220ZM261 102H264V101H261L260 100V102L259 103H261ZM114 103H115V101H114ZM161 103V102H160ZM164 103L165 102H163V105H164ZM169 103V102H168ZM186 103V104H185ZM256 103H257V101H256ZM109 104L110 103H108V108H106V109H108V110H106L107 112L106 113H108V112H113V113H115L116 111H117V108L118 107H113V106H111V105H114V106H116L115 104H111L110 106H109ZM208 104V103H207ZM53 105V104H52ZM56 105V106H57ZM65 105H67L66 103H65ZM218 105V104H217ZM232 105H234V103L232 104ZM260 105V104H259ZM47 106H48V104H47ZM95 106V105H94ZM102 106V105H101ZM104 106V105H103ZM169 106H170V104H169ZM186 106V107H185ZM208 106H210V104L208 105ZM208 106H206L207 107V109H209V111H210V109L211 110H213L214 109V107H215V105H213L214 107H213V109L210 107V108H208ZM221 106V105H220ZM226 106V105H225ZM231 106V105H230ZM248 106V105H247ZM250 106V105H249ZM261 106H263V104H261ZM18 107V106H17ZM19 107H18V109H19ZM58 107V106H57ZM92 107H93V105H92ZM205 107V108H206ZM219 107V106H218ZM217 107V108H218ZM227 108H230V107H228V105L226 106ZM234 107H235V105H234ZM254 107V106H253ZM258 107V106H257ZM260 107V106H259ZM79 108V106L78 107H76V109H78ZM84 108V107H83ZM89 108V107H88ZM172 108V107H171ZM216 108V107H215ZM61 109V108H60ZM59 109V110H60ZM92 109H94V108H92ZM173 110L175 109V108H172ZM183 109H185L184 111H183ZM203 109V108H202ZM231 109V108H230ZM229 109V110H230ZM243 109V108H242ZM261 109V108H260ZM25 110H27L26 108H25ZM61 110H64V114H65V117H68V116H70L71 115V113H72V110L73 111H75V109H71V108H69V106H64V108L63 109H61ZM177 111H178V109H176ZM175 110V111H176ZM217 109H215V111H216ZM224 110L225 109H222V108H218V110L216 111V113L218 112V116H219V119H220V122L219 123H217L216 122V120H215V122L217 123V124H219L218 126H220V125H222L223 124V122L225 123V118L223 117V115L222 114H225L226 112H224ZM247 110V109H246ZM264 110V108L262 109V110H260V111H262V113L264 112L263 111ZM119 111V110H118ZM147 111V110H146ZM177 111H176V113H177ZM202 112H203V110H201ZM237 111V110H236ZM76 112V111H75ZM94 111H92V113H93ZM142 112V111H141ZM144 112V111H143ZM248 112H249V110H248ZM60 113V111L58 112V114ZM74 113V112H73ZM78 115L79 114H81L82 116L83 115H85V114H87L88 112H87V110H83V109H78V111L76 112ZM92 113H89V114H92ZM105 112L102 110V108H97V111L95 112V118L96 119H99V120H101V121H103V118L105 117L106 118V116H105V114H104ZM112 113V114H113ZM144 113H146V112H144ZM174 111H173V115L174 114H176ZM207 113H209V112H207V110H206V112L204 111L203 112V114L201 115V118H198V121H196V124L194 123V127H195V129H197V128H200V130H202L203 129V127L204 126H207V125H209L210 124V119L208 118V115H207ZM212 113V111L210 112V114ZM214 114H215V112H213ZM212 113V115H213V117H215L216 115H214ZM257 113H260L259 111L257 112ZM116 114V113H115ZM119 114V113H118ZM171 114V113H170ZM169 114V115H170ZM183 114V113H182ZM209 114V115H210ZM50 115V114H49ZM94 115V114H93ZM145 115V114H144ZM148 115H149V113H148ZM168 115V114H167ZM173 115H171V116H173ZM177 116H179V114H176ZM176 115H175V117H176ZM228 115V114H227ZM226 114H225V116H227ZM257 115V114H256ZM260 115L261 114H259V116H257V117H260ZM51 116V115H50ZM63 116V115H62ZM86 116V115H85ZM111 116V115H110ZM114 117H117L116 115H113ZM112 116V117H113ZM131 116V115H130ZM133 117H131V118H136L135 120H137V117L138 116H141V114H139V112H138V114H137V116L136 117H134V115H132ZM200 116V115H199ZM228 116H230V115H228ZM253 116V115H252ZM56 117H57V115H56ZM73 117H74V115H73ZM84 117V116H83ZM82 117V118H83ZM119 117H120V115H119ZM123 117V116H122ZM142 118H144L143 116H141ZM145 117H149L150 118V116H145ZM166 117V116H165ZM198 117V116H197ZM57 118H59V117H57ZM64 118V117H63ZM85 118V117H84ZM92 118V117H91ZM125 118V117H124ZM128 118L129 117H127V119L126 120H128ZM131 118H129V119H131ZM157 118V117H156ZM164 118V116L160 119V121L162 122V124H163V129H165V131H166V133L169 131V129L168 128H171V127H173L174 129H176V127H174L175 125L173 124V118H171V117H168V119L167 118H165V119H163ZM191 118V117H190ZM256 118V117H255ZM54 119V118H53ZM81 119V118H80ZM87 119H89V118H87ZM112 119H115V118H112ZM117 119L118 118H116L115 120L117 121ZM141 119V118H140ZM144 119H146V118H144ZM158 120H159V118H157ZM175 119V118H174ZM177 119H178V117L176 118V121H177ZM215 119H216V117H215ZM226 119H228V118H226ZM247 119V118H246ZM261 119H263V118H261ZM260 119V120H261ZM55 120H59V119H55ZM82 120V119H81ZM109 120V119H108ZM119 120V119H118ZM152 120V119H151ZM254 120V119H253ZM258 120V119H257ZM256 120V121H257ZM61 121V120H60ZM89 121V120H88ZM101 121H98L99 123L101 122ZM110 121V120H109ZM124 121H125V119H124ZM138 121V120H137ZM249 121H251V120H249ZM264 121V120H263ZM262 121V122H263ZM59 122V121H58ZM57 122V123H58ZM62 122V121H61ZM93 121H91L90 120V123H89V128H86L87 126L86 125H88V124H86V123H84V124H86V125H83V126H81V128L82 127H84V126H86V127H84V129L86 128L87 130H88V133L90 132L91 133V131H92V133L93 132H96L95 131V129H94V123L95 122H93ZM97 122V121H96ZM133 122H135V121H133ZM153 122V121H152ZM164 122V123H163ZM179 122V121H178ZM191 122V123H190ZM194 122V121H193ZM243 122V121H242ZM248 122V121H247ZM261 122V121H260ZM103 124H104V122H102ZM105 123H107L106 121H105ZM114 123H116L115 121L113 122V124ZM123 122H121V124H122ZM125 123V122H124ZM151 123V122H150ZM158 123V122H157ZM250 123V122H249ZM252 123V122H251ZM55 125H56V123H54ZM59 124H61V123H59ZM101 124V123H100ZM102 124V125H103ZM130 124H132L131 122L129 123V125ZM176 124V123H175ZM193 124V123H192ZM216 124V125H217ZM226 124H227V122H226ZM236 124H238L237 122H236ZM258 124V123H257ZM264 124V123H263ZM51 125V124H50ZM108 125H110V122L109 123H107V126ZM115 125V128L113 129V127L114 126H112V122H111V125L110 126H112V128H108V130H110V134H109V136H110V142H108V144L110 145L111 143L112 144H115V140H117L118 141V139H116L117 137H118V134L120 133V130L122 129V127H121V125L119 124V123H117V124H114ZM158 125V127H159V125L160 124H157ZM172 125H174V126H172ZM224 126H225V124H223ZM252 125V128H250V130H252V131H254L255 129H254V127H253V124H251ZM255 125V124H254ZM14 126V125H13ZM105 126V125H104ZM104 126L102 127V128H104ZM153 126V125H152ZM162 126V125H161ZM161 126H160V128H161ZM177 126V125H176ZM212 126H215V124L213 123V125ZM228 126H229V124H228ZM125 127V126H124ZM123 127V128H124ZM151 127V126H150ZM158 127H157V129H158ZM197 127V128H196ZM208 128H209V126H207ZM226 127H227V125H226ZM250 127V126H249ZM260 127V126H259ZM263 127V126H262ZM40 128V127H39ZM42 128V127H41ZM152 128V127H151ZM219 128H221V127H219ZM25 129V130H24ZM56 129H58V130H54V128L53 127H50V128H47V129H44V128H42V129H39V131L37 132V136H39L38 138H40V136L41 137H45V136H48L49 135V137L51 138V137H54L55 136V134L57 133V136H58V131H59V127L57 128V126H56ZM78 129V128H77ZM83 129V128H82ZM81 129V130H82ZM111 129H113V130H111ZM146 129H148V127L146 128ZM214 130L213 131H215L216 129L215 128H213ZM237 129V128H236ZM236 129L234 130V131H236ZM245 129H247V128H245ZM258 129V128H257ZM260 129V128H259ZM262 129V128H261ZM87 130H84V133H86L85 131H87ZM94 130V131H93ZM104 130H105V128H104ZM107 130V131H108ZM152 130H154V133L155 132H157L158 130H156L155 131V129L153 128V129H150V131H152ZM199 130V129H198ZM200 130H199V132H200ZM207 130V129H206ZM210 130H211V134H212V129L210 128ZM221 130V129H220ZM224 130V128L222 129V131ZM242 130V129H241ZM244 130V129H243ZM263 130V129H262ZM22 131V132H23ZM123 131V130H122ZM121 131V132H122ZM129 131V130H128ZM132 131V130H131ZM131 131H129V133L127 134V137H125L126 139H128L129 141H131L132 142V140H133V138H134V133H130ZM148 131V130H147ZM164 130H160V132H159V134H161V132H163ZM176 132H178L179 130H175ZM221 131V132H222ZM233 131V130H232ZM34 132V131H33ZM63 132V131H62ZM76 132V131H75ZM80 132H83V130L82 131H80ZM99 132V131H98ZM119 132V133H118ZM135 132V131H134ZM174 132V131H173ZM206 132V131H205ZM221 132L220 131H215V134H214V138H216L215 139V141L214 142H216V146H218L217 147V149H216V151H215V153H214V155H213V158H214V163L216 162L217 164L219 163V161L218 160H224V161H228L227 160V157H228V155H230V153L228 154V151L226 150V148H224V147H226L224 144H227V143H230V142H233L235 139H236V137H237V135H236V133L235 132H231V131H227V132H225L224 133V135L223 134H221ZM246 132V131H245ZM256 132V131H255ZM31 133V132H30ZM84 133H83V135H84ZM88 133H86V134H88ZM144 133V132H143ZM149 133V132H148ZM153 133V132H152ZM151 133V134H152ZM238 133V132H237ZM254 133V132H253ZM22 134H24V135H27V136H29V137H31L30 136V134H28V133H26V132H23ZM62 134V133H61ZM60 134V135H61ZM96 134V133H95ZM124 134H125V132H124ZM123 134V135H124ZM157 134V133H156ZM164 136H165V134L164 133H162ZM170 134V133H169ZM203 135H204V133H202ZM208 134V133H207ZM260 134V133H259ZM79 135H80V133H79ZM106 135V134H105ZM108 135V134H107ZM121 135H122V133H121ZM120 135V136H121ZM144 135H146V134H144ZM153 135V134H152ZM162 135V136H163ZM177 135H179L178 133H177ZM192 135V136H191ZM222 135V136H221ZM238 135H239V133H238ZM245 135V134H244ZM261 135V134H260ZM12 136H13V138H12ZM26 136V137H27ZM154 136V135H153ZM163 136V138H165ZM169 137L171 136V137H173L171 134L170 135H168ZM180 136H179V138H180ZM205 136V135H204ZM208 136H210L209 134H208ZM247 136V135H246ZM6 137V138H5ZM70 137V136H69ZM77 137H79V136H77ZM82 137V136H81ZM86 137H87V135H86ZM99 137V136H98ZM103 137H105V136H103ZM123 137V136H122ZM148 138H149V135L147 136ZM151 137V136H150ZM154 137H156V136H154ZM161 137V136H160ZM206 137V136H205ZM0 139L1 141V143L3 142V144H4V139ZM43 138H41V139H43ZM90 137H88V138H86V140L87 139H89ZM100 138V137H99ZM167 138V137H166ZM211 138V137H210ZM238 138V137H237ZM239 138L241 139V136H239ZM249 138V137H248ZM264 138V137H263ZM20 139V138H19ZM54 139H55V137H54ZM57 139V138H56ZM59 139V138H58ZM66 139V138H65ZM70 139V138H69ZM103 139V138H102ZM106 138H104L103 140H100V142H98L97 141V139H96V142H98V144H97V146L94 144V145H92L91 144V146H96L97 148V150H96V153H95V155L96 154H99V152L100 153H103V152H105L106 151V153H104V154H108L109 152H107L108 150L112 153L111 155L113 156V155H115L114 154V151H112L110 148H109V146L107 145V142H105L104 140H105ZM136 139H138V138H136ZM144 139H146V140H148L146 137H144ZM154 139H161V138H154ZM177 139V138H176ZM175 139V140H176ZM208 139V138H207ZM252 138H250V140H251ZM21 140V139H20ZM73 140V139H72ZM79 140V139H78ZM77 139H76V141H77V144H81V143H78L79 141H78ZM93 140H94V138H93ZM151 140V139H150ZM168 140V139H167ZM178 140V139H177ZM247 140V144H248V139H246ZM263 140V139H262ZM70 141V140H69ZM84 141H85V139H84ZM106 141H107V139H106ZM121 141H123V143H124V140H121ZM144 141V140H143ZM161 141V140H160ZM169 142H170V140H168ZM194 141V140H193ZM207 141H209V140H207ZM244 141V140H243ZM261 141V140H260ZM6 142V141H5ZM12 142V141H11ZM14 142V141H13ZM16 142V141H15ZM67 142V141H66ZM71 142V141H70ZM69 142V143H70ZM88 142V141H87ZM96 142H94V143H96ZM138 142H140V141H138ZM147 142V141H146ZM145 142V143H146ZM151 142V141H150ZM164 142V141H163ZM178 142V141H177ZM180 142V141H179ZM212 142V141H211ZM250 142V141H249ZM19 143H21V142H19ZM73 143H74V141H73ZM82 143H83V141H82ZM89 143V142H88ZM125 143H128L127 142V140L125 141ZM137 143V142H136ZM140 143H142V142H140ZM205 143V142H204ZM254 143V142H253ZM15 144V143H14ZM17 144V143H16ZM84 144V143H83ZM118 144H119V142H118ZM143 144V143H142ZM155 145H158V143L156 144V143H154ZM161 144V143H160ZM163 144V143H162ZM167 144V143H166ZM165 144V145H166ZM180 144V143H179ZM208 144V143H207ZM209 144H211L210 143V141H209ZM213 144V143H212ZM211 144V145H212ZM220 144V145H219ZM244 144V143H243ZM246 144V143H245ZM88 145V144H87ZM116 145V144H115ZM126 146L128 145V144H125ZM133 145H135V143L133 144ZM146 145H148V144H146ZM146 145H144V146H146ZM172 145V144H171ZM194 145H196L195 143H194ZM193 145V146H194ZM205 145V144H204ZM214 145V144H213ZM212 145V146H213ZM21 146V145H20ZM79 146V145H78ZM114 146V145H113ZM118 145H116V147H117ZM172 146H174V145H172ZM197 146L199 147H201V144H198L197 143ZM208 146V145H207ZM210 146V145H209ZM215 146V147H216ZM228 146H230L229 144H228ZM241 146V145H240ZM246 146V145H245ZM244 146V147H245ZM249 146V145H248ZM13 147V146H12ZM18 147H19V145H18ZM74 147L76 148V146L74 145ZM81 147H83V145L81 146ZM85 147H86V145H85ZM111 147V146H110ZM135 147H136V145H135ZM166 149V151H169V150H167V147L166 146H164ZM175 147V146H174ZM187 147V146H186ZM197 147V148H198ZM205 148H206V146H204ZM10 148H11V146H10ZM9 148V149H10ZM115 148V147H114ZM129 148V147H128ZM140 148V147H139ZM157 148V147H156ZM158 148H159V146H158ZM163 148V147H162ZM181 148V147H180ZM183 149H185L184 147H182ZM191 148V147H190ZM202 149H204L203 147H201ZM212 147H209V149H207V151L209 150L210 151V149H211ZM218 148H220V149H218ZM31 149V148H30ZM77 149H78V147H77ZM91 148H89V150H90ZM118 149V148H117ZM117 149H115V150H117ZM149 149H150V147H149ZM159 149H161V148H159ZM176 149H178L177 147H176ZM15 150V149H14ZM61 150V149H60ZM60 150H58V151H60ZM69 150V149H68ZM81 150V149H80ZM84 150H86V151H88L87 149H85L84 148ZM121 150V149H120ZM128 150V149H127ZM137 150V149H136ZM146 150V149H145ZM152 150V149H151ZM182 150V149H181ZM186 150H187V148H186ZM185 150V151H186ZM192 150V149H191ZM232 150V149H231ZM8 151V150H7ZM18 151V150H17ZM63 151V150H62ZM67 151V150H66ZM129 151H130V149H129ZM141 151V150H140ZM195 151V150H194ZM201 151V150H200ZM28 152H30V154H31V150L30 151H28ZM33 152V151H32ZM34 152H35V150H34ZM68 153L70 152V150L69 151H67ZM81 153H83V151H80ZM155 152V151H154ZM163 152V151H162ZM179 153L181 152L180 150L178 151ZM198 152V150H196V152H195V154H194V157H197V159H196V161L198 162V163H201L200 162V158H202L201 157V155L199 154V153H197ZM202 152V151H201ZM261 152H262V150H261ZM6 153V152H5ZM16 153L17 152H15V155H16ZM24 153V152H23ZM22 153V154H23ZM58 153V152H57ZM59 153H62V152H59ZM73 153V152H72ZM77 153V152H76ZM130 153H131V151H130ZM171 153V152H170ZM173 153V152H172ZM183 152H181V154H182ZM205 153H206V151H205ZM4 154V153H3ZM8 154V153H7ZM6 154V155H7ZM10 154H12V153H10ZM17 154H19V153H17ZM26 154V153H25ZM28 154V153H27ZM37 154V153H36ZM80 154V153H79ZM87 154V157H89L90 156V152L89 153H86ZM93 154H94V151H93ZM122 154V153H121ZM127 154V153H126ZM125 154V155H126ZM139 154V153H138ZM158 154V153H157ZM168 154V153H167ZM186 154V153H185ZM188 154V153H187ZM186 154V155H187ZM191 154L192 153H190V158H192L191 157ZM208 154V153H207ZM234 154V153H233ZM247 154V153H246ZM256 154H258V153H256ZM5 154H4V156H6ZM13 155V154H12ZM14 155V156H15ZM21 154H19V155H17L18 157L17 158H14L15 160H16V162H20V164H21V156H20ZM63 155H64V153H63ZM63 155H61L62 157H63ZM68 155V154H67ZM82 155H84V154H81V156ZM92 155V154H91ZM94 155V157L96 158V156ZM102 155V154H101ZM105 155V156H106ZM146 155V154H145ZM149 155V154H148ZM155 155V154H154ZM177 155V154H176ZM212 155V154H211ZM249 155H251V154H249ZM262 155V154H261ZM0 156H3V155H0ZM7 156H9V155H7ZM39 156V155H38ZM38 156H36V157H38ZM51 156H52V154H51ZM55 156V155H54ZM53 156V157H54ZM70 156V155H69ZM163 156V155H162ZM169 156H171V154H169ZM178 156H180V155H178ZM193 156V155H192ZM231 156V155H230ZM243 156V155H242ZM263 156V155H262ZM31 157V156H30ZM40 157V156H39ZM79 157V156H78ZM93 157V158H94ZM108 157L109 158H107V159H110V156L108 155ZM151 157V156H150ZM158 157V156H157ZM233 157V156H232ZM236 157V156H235ZM247 156H245L244 158H246ZM253 157H254V153H253ZM33 157H31V158H29V159H32ZM35 158V157H34ZM33 158V159H34ZM42 158L43 157H41V160H42ZM46 158V157H45ZM48 158V157H47ZM56 159H57V157H55ZM54 158V159H55ZM69 159H70V157H68ZM72 158V157H71ZM84 159L86 158V156L85 157H83ZM97 158H99L98 157V155H97ZM103 158H105L104 156H103ZM114 158V157H113ZM188 158V157H187ZM205 158V157H204ZM237 158V157H236ZM260 158V157H259ZM13 159V158H12ZM27 159V156H26V158H25V160ZM44 159V158H43ZM50 159V158H49ZM53 159V161H54V165H55V163H57V165L61 162L60 160H59V163L57 162L58 161V159H57V161H56V159L54 160ZM60 159V158H59ZM62 159V158H61ZM66 159V158H65ZM74 159H76V157L74 158ZM73 159V160H74ZM120 159H122V158H120ZM119 159V160H120ZM146 159V158H145ZM168 159V158H167ZM166 159V160H167ZM228 159H230L229 157H228ZM241 159V158H240ZM252 159V158H251ZM254 159V158H253ZM260 159H263L264 160V158L262 157V158H260ZM259 159V160H260ZM1 160V159H0ZM40 160V161H41ZM51 160V159H50ZM79 160V159H78ZM86 160V159H85ZM111 160V159H110ZM115 160H118V158L117 159H115ZM127 160H128V158H127ZM150 160V159H149ZM148 160V161H149ZM182 160V159H181ZM188 160V159H187ZM186 160V161H187ZM235 159H233V161H234ZM243 160V159H242ZM246 160H247V158H246ZM248 160H249V158H248ZM14 161V160H13ZM29 161V160H28ZM33 161V160H32ZM46 161V160H45ZM56 161V162H55ZM91 161V160H90ZM102 161H104V160H102ZM101 161V162H102ZM106 161H108V164H109V160H106ZM155 161V160H154ZM190 161V160H189ZM188 161V162H189ZM202 161V160H201ZM236 161V160H235ZM239 161V160H238ZM244 161V160H243ZM254 161V160H253ZM6 162V161H5ZM27 162V161H26ZM29 162H31V161H29ZM29 162H27V163H29ZM38 162H39V160H38ZM49 162V161H48ZM68 162H70V161H68ZM77 162H79V161H77ZM81 162V161H80ZM96 162H97V160H96ZM115 161H114V159H113V163H114ZM146 162V161H145ZM179 162V161H178ZM197 162H195V163H197ZM205 162V161H204ZM209 162H211V161H209ZM213 162V161H212ZM240 162H242V161H240ZM247 162V161H246ZM260 162V161H259ZM258 162V163H259ZM8 163V162H7ZM9 163H13V162H9ZM23 163V162H22ZM37 163V162H36ZM50 163H51V161H50ZM67 162H64V164L63 165H58V168L61 166V170H66L67 171V169L69 170L70 169V163L69 164H66ZM98 163V162H97ZM105 163V162H104ZM113 163H112V165H113ZM120 163V162H119ZM141 163H142V158H140V155H138L137 156V154H135V155H132V156H130L129 157V160L126 162V165H132L133 167L135 166V165H141ZM149 163V162H148ZM191 163V165L193 164L192 163V161L190 162ZM208 163V162H207ZM229 163H231V162H229ZM243 163H245V162H243ZM249 163V162H248ZM6 164V163H5ZM24 164V163H23ZM33 164V163H32ZM41 164V163H40ZM43 164V163H42ZM41 164V165H42ZM102 164V163H101ZM155 164V163H154ZM159 165H161L160 163H158ZM169 163H167V165L166 166H169L168 165ZM184 164V163H183ZM189 164V163H188ZM204 164H206V163H202V166H204ZM216 164V165H217ZM227 164V163H226ZM239 164V163H238ZM251 164V163H250ZM257 164V162L255 163V165ZM15 166H16V163L14 164ZM72 165H74V163L72 164ZM92 165L94 166V164L92 163ZM96 165V164H95ZM105 165V164H104ZM121 165V164H120ZM120 165H119V168H120ZM182 165V164H181ZM200 165V164H199ZM198 165V166H199ZM221 165V164H220ZM243 165V164H242ZM249 165V164H248ZM254 165V164H253ZM253 165H252V167H253ZM259 165V167H260V164H258ZM263 165V164H262ZM20 166H22V165H20ZM38 166V165H37ZM46 166V165H45ZM50 166V165H49ZM106 166L108 167V168H110V166L109 165H107L106 164ZM114 166V165H113ZM144 166V165H143ZM154 166V165H153ZM206 166H208V165H206ZM225 166H228V165H225ZM238 166H240V165H238ZM11 167H13V165L11 166ZM48 167V166H47ZM55 167V166H54ZM85 167V166H84ZM87 167V166H86ZM115 167V166H114ZM131 167V166H130ZM139 167V166H138ZM142 167V166H141ZM162 167V166H161ZM164 167V166H163ZM171 167H172V165H171ZM249 167V166H248ZM247 167V168H248ZM259 167H256L257 169H259ZM263 167V166H262ZM4 168V167H3ZM7 168V167H6ZM9 168V167H8ZM29 168V167H28ZM40 168V166L38 167V168H36V169H39ZM42 168V167H41ZM73 168H74V166H73ZM91 168V167H90ZM124 168V167H123ZM158 168V167H157ZM169 167H167V169H168ZM174 168V167H173ZM175 168H176V164H175ZM182 168V167H181ZM185 168V167H184ZM193 168H195V167H193ZM197 168H199V167H197ZM205 166H204V170H205ZM211 168H212V166H211ZM214 168V167H213ZM242 168H243V166H242ZM246 168V167H245ZM255 168V169H256ZM264 168V167H263ZM5 169V168H4ZM35 169V170H36ZM93 169H95V168H93ZM112 169V168H111ZM116 169V168H115ZM129 169V168H128ZM146 169V168H145ZM200 169V168H199ZM201 169H203V168H201ZM208 169V168H207ZM220 169H223V168H220ZM240 169V168H239ZM250 169V168H249ZM261 169V168H260ZM31 170V169H30ZM40 170V169H39ZM45 170V169H44ZM47 170H49V167H48V169ZM52 170H53V167H52ZM61 170H60V172H61ZM74 170V169H73ZM72 170V171H73ZM77 170V169H76ZM90 170V169H89ZM98 170H100V169H98ZM97 170V171H98ZM102 170H104V169H102ZM107 170V169H106ZM131 170V169H130ZM134 170V169H133ZM142 170V169H141ZM150 170V169H149ZM165 170V169H164ZM171 170V169H170ZM173 170H175L176 171V169H173ZM188 170H190V169H188ZM213 170V169H212ZM244 170V169H243ZM247 171H249L248 169H246ZM263 169H261V171H262ZM27 171V170H26ZM32 171V170H31ZM34 171V170H33ZM32 171V172H33ZM41 171V170H40ZM71 171V170H70ZM84 171V170H83ZM108 171V170H107ZM113 169L112 170H110V172H111V175L113 174ZM138 171V170H137ZM144 171V170H143ZM152 171V170H151ZM182 171V170H181ZM191 171H192V169H191ZM199 171V170H198ZM208 171V170H207ZM209 171H211V170H209ZM214 171V170H213ZM251 171V170H250ZM254 171V170H253ZM35 172V171H34ZM34 172H33V174H34ZM37 172H38V170H37ZM56 172V171H55ZM54 171H53V174L55 173ZM75 172H77V171H75ZM101 172V171H100ZM118 172V171H117ZM139 172V171H138ZM146 172V171H145ZM160 172V171H159ZM177 172V171H176ZM183 172V171H182ZM187 172V171H186ZM190 172V171H189ZM225 172V174H226V172H227V169H226V171H224ZM242 172V171H241ZM244 172H245V170H244ZM255 172H257V170L256 171H254V173ZM23 173H24V171H23ZM28 173V172H27ZM46 173H47V171H46ZM57 173V172H56ZM72 173H74V172H72ZM93 173H94V170H93ZM96 174H97V172H95ZM106 173V172H105ZM104 173V174H105ZM120 173H121V171H120ZM130 173H131V171H130ZM165 173V172H164ZM163 173V174H164ZM179 173V172H178ZM177 173V174H178ZM191 173V172H190ZM196 173V172H195ZM211 173H213V172H211ZM210 173V174H211ZM215 173V172H214ZM217 173H218V171H217ZM220 173H222V171L220 172ZM230 173H232V172H229V174ZM247 173V172H246ZM250 173V172H249ZM248 173V174H249ZM252 173V172H251ZM258 173H260V172H258ZM263 173V172H262ZM29 174V173H28ZM28 174H27V176H28ZM37 174V173H36ZM42 174V173H41ZM59 174V173H58ZM61 174V173H60ZM70 174V173H69ZM75 175H76V173H74ZM107 174V173H106ZM123 174V173H122ZM125 174H126V172H125ZM135 174V173H134ZM147 174V173H146ZM149 174V173H148ZM161 174V173H160ZM168 174H169V170H168ZM167 174V175H168ZM172 174V173H171ZM183 174H185V172L183 173ZM199 174L201 175V173L199 172ZM224 174V173H223ZM16 175H19V174H16ZM25 175V174H24ZM52 175V174H51ZM63 176H64V174H62ZM79 175V174H78ZM99 175V174H98ZM101 175V174H100ZM109 175V174H108ZM127 175V174H126ZM181 175V174H180ZM186 175V174H185ZM189 175V174H188ZM215 175V174H214ZM228 175V174H227ZM240 175H241V173H240ZM250 176H251V174H249ZM255 175V174H254ZM260 175H261V173H260ZM259 175V176H260ZM264 175V174H263ZM21 176V175H20ZM19 176V177H20ZM29 176H30V174H29ZM43 176H45V175H43ZM47 176V175H46ZM68 176H70V178L72 177L71 175H68ZM68 176H66L65 175V177H68ZM87 176H88V174H87ZM93 176V175H92ZM96 176V175H95ZM102 176V175H101ZM114 176H115V174H114ZM125 176V175H124ZM134 176V175H133ZM144 176H145V174H144ZM147 176V175H146ZM169 176H170V174H169ZM177 176V175H176ZM183 176V175H182ZM190 176V175H189ZM189 176H187V177H189ZM199 176V175H198ZM202 176H204L203 174H202ZM216 176H217V174H216ZM226 176V175H225ZM230 176H231V174H230ZM256 176H258V175H256ZM31 177V176H30ZM37 177V176H36ZM40 177H42L41 175H40ZM53 177V176H52ZM58 177H59V175H58ZM77 177V176H76ZM75 177V178H76ZM103 177V176H102ZM102 177H100V178H102ZM108 177V176H107ZM120 177V176H119ZM118 177V178H119ZM129 177V176H128ZM131 177V176H130ZM161 177H162V175H161ZM161 177L159 178V179H161ZM163 177H165V176H163ZM172 177V176H171ZM186 177V176H185ZM187 177H186V179H187ZM197 177V176H196ZM233 177V176H232ZM252 177V176H251ZM250 177V178H251ZM15 178H17V177H15ZM22 178V177H21ZM38 178V177H37ZM47 179H48V177H46ZM56 178V177H55ZM69 178V177H68ZM78 178V180H79V177H77ZM83 179L85 178V177H82ZM114 178V177H113ZM143 178V177H142ZM176 178V177H175ZM178 178V177H177ZM202 178V177H201ZM204 178H206V177H204ZM210 178V177H209ZM213 178V177H212ZM222 178H224L223 176H222ZM231 178V177H230ZM239 178V177H238ZM255 178V177H254ZM261 178H263V177H261L260 176V178H259V180H261ZM34 179V178H33ZM59 179H61L62 180V177L61 178H58V180ZM83 179H81V181H83ZM97 179H99V178H96V180ZM102 179H104V178H102ZM108 179V178H107ZM109 179H111V178H109ZM121 179V178H120ZM134 179V178H133ZM148 179V178H147ZM167 179V178H166ZM190 179V178H189ZM198 179H200V178H198ZM211 179V178H210ZM232 180H233V178H231ZM235 179V178H234ZM240 179H241V177H240ZM17 180V179H16ZM21 180H23V179H21ZM67 180H69V179H67ZM71 181H72V179H70ZM69 180V181H70ZM113 180H115V179H113ZM140 180V179H139ZM154 180V179H153ZM179 180V179H178ZM188 180V179H187ZM191 180H193V179H191ZM196 180H197V178H196ZM207 180H208V178H207ZM214 180H216V179H214ZM218 180V179H217ZM216 180V181H217ZM222 180H224V179H222ZM236 180H238V179H236ZM236 180H233V182L234 183H236ZM249 180V179H248ZM13 181V180H12ZM12 181H11V183H12ZM15 181V180H14ZM32 181V180H31ZM36 179H35V183H36ZM44 181H46V180H43V182ZM49 181V180H48ZM51 181V180H50ZM63 181V180H62ZM64 181H66V180H64ZM63 181V183H67V182H64ZM80 181V180H79ZM78 181V182H79ZM90 181V180H89ZM88 181V182H89ZM93 181L95 182V179L93 178ZM105 181V183H106V180H104ZM112 181V180H111ZM110 181V182H111ZM127 181H128V179H127ZM149 181V180H148ZM166 181V180H165ZM180 181H182V180H180ZM184 181H185V179H184ZM183 181V182H184ZM189 181V180H188ZM247 181V180H246ZM250 181V180H249ZM253 181V180H252ZM254 181H256L255 179H254ZM262 181V180H261ZM25 182H26V180H25ZM27 182H29V181H27ZM40 182V181H39ZM51 182H53V180L51 181ZM50 182V183H51ZM74 181H72V183H73ZM77 182V183H78ZM84 182V181H83ZM82 182V183H83ZM98 182V181H97ZM120 182V181H119ZM123 182H124V180H123ZM158 182H161V181H158ZM167 182H169V181H167ZM173 182V181H172ZM182 182V183H183ZM203 182H205V180H203ZM214 182V181H213ZM212 182V183H213ZM217 182H221V180L219 179ZM217 182H215V185H217L216 187H218L219 185L218 184H216ZM225 182V181H224ZM223 182V185L225 186V183ZM230 183L232 182V181H229ZM241 182V181H240ZM263 183H262V185H264V181H262ZM2 183V182H1ZM10 183V182H9ZM46 183V182H45ZM47 183H49V182H47ZM46 183V184H47ZM54 183V182H53ZM135 183V182H134ZM151 183V182H150ZM187 183V182H186ZM191 183V182H190ZM201 183V182H200ZM206 183V182H205ZM204 183V184H205ZM209 183V182H208ZM211 183V182H210ZM222 183V182H221ZM221 183H220V185H221ZM229 183V184H230ZM234 183H232V184H234ZM243 183H245L244 181H243ZM246 183H248V182H246ZM261 183V182H260ZM19 184H21V182L19 183ZM30 184V183H29ZM29 184H27L28 186H29ZM33 184H34V181H33ZM41 184V183H40ZM55 184V183H54ZM90 184H91V181H90ZM89 184V185H90ZM95 184H96V182H95ZM94 184V185H95ZM111 184V183H110ZM123 184V183H122ZM136 184V183H135ZM141 184V183H140ZM160 184H162V182L160 183ZM159 184V185H160ZM175 184H176V182H175ZM181 184V183H180ZM193 184V183H192ZM192 184H191V186H192ZM194 184H196L197 186H198V184L195 182ZM203 184V183H202ZM201 184V185H202ZM231 184V185H232ZM2 185V184H1ZM15 185V184H14ZM14 185H12L13 187H14ZM17 185H18V183H17ZM32 185V184H31ZM59 185H61V184H59ZM65 185V184H64ZM71 185V184H70ZM84 185V184H83ZM107 185H108V183H107ZM120 185V184H119ZM119 185H117L118 187H119ZM158 185V184H157ZM157 185H155V186H157ZM178 185V184H177ZM184 184H182V186H183ZM190 185V184H189ZM206 185H210V184H207L206 183ZM215 185H213L214 187H215ZM223 185H221V186H219L220 188L223 186ZM227 185V184H226ZM237 185H240V183H238ZM249 187H248V186ZM251 185H257L256 183L254 184H252L251 183ZM6 186H8L7 184H6ZM27 186V187H28ZM49 186H51V184L49 185ZM73 186V185H72ZM82 186V185H81ZM92 186H93V182H92ZM97 186V185H96ZM98 186H100V185H98ZM115 186V185H114ZM114 186H112L113 188H114ZM127 186V185H126ZM132 186V185H131ZM146 186V185H145ZM164 186V185H163ZM166 186V185H165ZM168 187H169V185H167ZM174 186V185H173ZM179 186V185H178ZM187 186V185H186ZM244 186H245V188H244ZM243 187H242V185H240V188H243V189H241V191L244 193V195H246V196H244L242 193H240L239 191H237V192H239V195H241V198L242 199H240V200H238V201H240V202H242L241 200H243V199H245V198H243L242 197V195L244 196V197H249L247 200L248 201H250V200H252L251 198H250V196L253 194V190H251V188L253 187H250V185L249 184H246V185H244ZM2 186H0V189L2 190V188H1ZM18 187V186H17ZM31 187V186H30ZM41 187H42V185H41ZM55 187V186H54ZM74 187V186H73ZM88 187V186H87ZM103 187V186H102ZM154 187V186H153ZM201 187H203V186H201ZM206 187V186H205ZM210 187V189H214V188H211L212 186H209ZM208 187V188H209ZM226 187V186H225ZM224 187V188H225ZM229 187V186H228ZM233 187H235V186H233ZM247 187V188H246ZM5 188V187H4ZM8 188H9V186H8ZM16 188V187H15ZM20 188H22V187H20ZM23 188H24V186H23ZM33 188V187H32ZM35 188H36V186H35ZM44 188V187H43ZM47 188V187H46ZM57 188V187H56ZM60 188V187H59ZM65 188H66V186H65ZM70 188H72V187H70ZM91 188V187H90ZM94 188H95V186H94ZM101 188V187H100ZM112 188V189H113ZM115 188H117V187H115ZM114 188V189H115ZM134 188H137V187H134ZM142 188V187H141ZM159 188V187H158ZM166 188V187H165ZM207 188V189H208ZM229 188H232V187H229ZM256 188H258V187H256L255 186V191L254 192H256L257 191V189ZM17 189V188H16ZM27 189V188H26ZM25 189V192H28V191H30V188L28 189V190H26ZM42 189V188H41ZM45 189V188H44ZM92 189V188H91ZM146 189V191H147V187L145 188L144 187V190ZM167 189V188H166ZM183 189V188H182ZM185 189H188V188H186L185 187ZM185 189H183V190H185ZM196 189V188H195ZM198 189V188H197ZM200 189V188H199ZM206 189V190H207ZM221 189H223V188H221ZM227 188H225V190H226ZM237 189H238V187H237ZM244 189H246V190H248V189H250V191H251V195H248L249 193H250V191L248 190V191H244ZM36 190V189H35ZM54 190H55V188H54ZM72 190V189H71ZM77 190V189H76ZM83 190V189H82ZM85 190H87V189H85ZM95 190H97V188L95 189ZM124 190H126V189H124ZM134 190V189H133ZM143 190V191H144ZM151 191H152V189H150ZM160 190V189H159ZM173 190V189H172ZM175 190V189H174ZM190 190V189H189ZM215 190H216V192L218 193V191H217V189L215 188ZM215 190L214 191H212L211 193L213 194V192H214V196H215ZM224 190V189H223ZM224 190V191H225ZM258 190H260L259 188H258ZM4 191L5 190H3V193H4ZM40 191V190H39ZM42 191H44V190H42ZM61 192L63 191V190H60ZM73 191V190H72ZM88 192H89V190H87ZM105 191L106 192H108V190H106V188H105ZM110 191V190H109ZM115 191V190H114ZM123 190H121V192H122ZM134 191H136V193L139 191H137V190H134ZM163 191V190H162ZM168 191V190H167ZM180 191H182V190H180ZM201 191H203V190H201ZM227 191V190H226ZM12 192V191H11ZM17 192V191H16ZM36 192V191H35ZM45 192V191H44ZM48 192V191H47ZM55 192V191H54ZM93 192V191H92ZM113 192V191H112ZM124 192H126V191H124ZM129 192V191H128ZM139 192H141V191H139ZM149 191H147V193H148ZM160 192V191H159ZM187 192V191H186ZM204 192V191H203ZM221 192H223V191H221ZM220 192V193H221ZM229 192L230 193H232V191H230L229 190ZM258 192V191H257ZM263 192V191H262ZM1 193V192H0ZM9 193V192H8ZM55 193H57V192H55ZM80 193V192H79ZM78 193V194H79ZM84 194H86V192H83ZM123 193V192H122ZM132 193V192H131ZM142 193V192H141ZM150 193V192H149ZM155 193H157V191L155 192ZM174 194H175V192H173ZM191 193V192H190ZM194 193V192H193ZM192 193V194H193ZM199 193H200V191H199ZM209 193V192H208ZM226 193V192H225ZM228 193V192H227ZM246 193V194H245ZM264 193V192H263ZM262 193V194H263ZM13 194V193H12ZM20 194V193H19ZM18 194V195H19ZM32 194H34V193H32ZM47 194V193H46ZM50 194V193H49ZM49 194H47V195H49ZM61 194V193H60ZM114 195H115V193H113ZM139 194V193H138ZM143 194H144V192H143ZM150 194H152V193H150ZM162 194H163V192H162ZM168 193H166V195H167ZM201 194V193H200ZM233 194H234V192L232 193V197H234L233 196ZM2 195V194H1ZM15 195V194H14ZM18 195L16 196V197H18ZM22 195H23V193H22ZM44 195H45V193H44ZM53 194H51L50 196H52ZM65 195V194H64ZM105 195V194H104ZM118 195V194H117ZM122 195V194H121ZM129 195V194H128ZM144 195H146L147 196V194H144ZM166 195L165 194H163V197L165 196V198H166ZM180 195V194H179ZM183 195V194H182ZM187 195V194H186ZM219 195H221V194H219ZM222 195H224L223 193H222ZM261 195V194H260ZM30 196H32V195H30ZM37 196H39V193H37ZM61 196V195H60ZM72 196H73V194H72ZM91 196V195H90ZM94 196H96V195H94ZM93 196V197H94ZM98 196V195H97ZM97 196H96V198H97ZM110 196V195H109ZM112 196V195H111ZM123 196V195H122ZM156 196V195H155ZM168 196V195H167ZM185 196V195H184ZM191 196H194V195H191L190 194V197ZM195 196H198V194L197 195H195ZM209 196L211 197V195L209 194ZM227 196H229V195H227ZM255 196H257V194L256 195H252L251 197H255ZM9 198H10V196H8ZM24 197V196H23ZM53 197V196H52ZM58 197V196H57ZM87 197V196H86ZM93 197H91V198H93ZM100 197V196H99ZM98 197V198H99ZM129 197V196H128ZM136 197V196H135ZM161 198H163L162 197V195L160 196ZM170 197H171V195H170ZM187 197V196H186ZM189 197V196H188ZM188 197L186 198V201L188 202ZM199 197H202V196H199ZM199 197H196V200L197 199H199ZM213 197V196H212ZM217 197V196H216ZM222 197V196H221ZM221 197H219V200H220V198ZM235 197H236V195H235ZM259 196H257V199H259L258 198ZM2 198H3V196H2ZM5 198H6V196H5ZM12 198H14V196L12 195ZM20 198V197H19ZM19 198H17V199H19ZM32 198V197H31ZM60 198V197H59ZM58 198V199H59ZM68 198V197H67ZM81 198V197H80ZM82 198H84V197H82ZM113 198H115V197H113ZM116 198H118V197H116ZM115 198V199H116ZM138 198V197H137ZM164 198V199H165ZM176 198V197H175ZM183 198V197H182ZM207 198H209V197H207ZM215 198V197H214ZM218 198V197H217ZM261 198V197H260ZM22 199V198H21ZM51 199V198H50ZM77 199V198H76ZM86 199H88V201H89V198L87 197ZM119 199V198H118ZM121 199V198H120ZM147 199V198H146ZM145 199V200H146ZM164 199H163V201H164ZM167 199V198H166ZM177 199V198H176ZM189 199H191V198H189ZM204 199V198H203ZM223 199H224V197H223ZM226 199V200H225ZM225 201L227 202V200H230L229 198L227 199L226 198V195H225ZM245 199V200H246ZM254 199V198H253ZM4 200V199H3ZM15 199H13V202H15L14 201ZM56 200V199H55ZM74 200V199H73ZM91 200V199H90ZM112 200V199H111ZM130 200H132L131 198H130ZM136 201H137V199H135ZM144 200V201H145ZM169 200V199H168ZM181 200V199H180ZM183 200H185V198L183 199ZM195 200V201H196ZM214 200V199H213ZM216 200H218V199H216ZM235 199H232V201L230 200V202L231 203H229V205H228V202H227V205L228 206H230V204H232V202H233V204H234V206L237 204V202H236V200L234 201ZM1 201V200H0ZM5 201V200H4ZM47 201V200H46ZM45 201V202H46ZM49 201V200H48ZM80 201V200H79ZM82 201V200H81ZM80 201V202H81ZM85 201V200H84ZM94 201V200H93ZM133 201V200H132ZM132 201H130V202H132ZM160 201V200H159ZM162 201V200H161ZM166 201V200H165ZM173 201H175V200H173ZM191 201H193V202H190V204H192V205H196V206H198V204L196 203V202H194V200H192L191 199ZM198 201V200H197ZM210 201V200H209ZM212 201V200H211ZM8 202H9V199H8ZM58 202V201H57ZM63 202V201H62ZM72 202V201H71ZM89 202H91V201H89ZM89 202H88V204H89ZM98 202V201H97ZM113 202V201H112ZM118 202V201H117ZM143 202V201H142ZM177 202V201H176ZM181 202V201H180ZM207 202V201H206ZM214 202H216L215 200H214ZM221 202V201H220ZM224 202V201H223ZM223 202H221V203H223ZM235 202V203H234ZM244 202V201H243ZM242 202V203H243ZM246 202V201H245ZM251 203H253L252 201H250ZM256 203H253V205H251V206H254L255 204L257 205H255V207H257V208H259L258 207V202H257V200L255 201ZM263 202V201H262ZM16 203V202H15ZM36 203V202H35ZM70 203V202H69ZM68 203V204H69ZM73 203V202H72ZM84 203V202H83ZM96 202H94V204H95ZM100 203V202H99ZM120 203V202H119ZM123 203H124V201H123ZM150 203H152V202H150ZM184 203L185 202H183V205H184ZM189 203V202H188ZM205 203V202H204ZM203 203V204H204ZM210 203H213V201L212 202H210ZM247 203V202H246ZM264 203V202H263ZM6 204V203H5ZM12 204V203H11ZM29 204V203H28ZM27 204V205H28ZM37 204V203H36ZM50 204V203H49ZM58 204V203H57ZM87 204V205H88ZM94 204H92V205H94ZM105 204H106V202H105ZM121 204H122V200H121ZM121 204H119V205H121ZM134 204V203H133ZM147 204V203H146ZM153 205L155 204V203H152ZM159 204V203H158ZM166 204V203H165ZM164 204V205H165ZM171 204V203H170ZM177 204V203H176ZM207 204H209V203H207ZM244 204V203H243ZM259 204H261V203H259ZM2 205V204H1ZM4 205V204H3ZM7 205V204H6ZM13 205V204H12ZM17 205H19V204H17ZM42 205V204H41ZM46 205V204H45ZM50 205H53V203H51ZM61 205V204H60ZM64 205H66V204H64ZM71 205H73V204H71ZM75 205V204H74ZM102 205H104V203L102 204ZM106 205H108V204H106ZM115 206H116V204H114ZM129 205H130V203H129ZM157 205V204H156ZM163 205V204H162ZM179 205V204H178ZM182 204H181V208H183V207H185V206H183ZM211 205V204H210ZM209 205V206H210ZM264 205V204H263ZM35 206H37V205H35ZM58 206V205H57ZM66 206H69V205H66ZM76 206V205H75ZM85 206V205H84ZM97 206V205H96ZM95 206V207H96ZM98 206H100V205H98ZM109 206V205H108ZM118 206V205H117ZM123 206H125V208H127V206H126V204L124 205L123 204ZM123 206H122V208H123ZM131 206V205H130ZM133 206V205H132ZM141 206V205H140ZM145 206V205H144ZM144 206H142V207H144ZM150 206V205H149ZM152 206V205H151ZM159 206V205H158ZM172 206V205H171ZM183 206V207H182ZM195 206V208H197ZM200 206V205H199ZM198 206V207H199ZM214 206V205H213ZM213 206L211 207L213 210H215V209H217L218 207L217 206H219V204H216V206H214L215 207V209L213 208ZM240 206H242V204L241 205H239V207ZM1 207V206H0ZM3 207V206H2ZM7 207V206H6ZM15 207V206H14ZM19 207V206H18ZM20 207H21V205H20ZM25 208H27V206H24ZM32 207V206H31ZM38 207V206H37ZM45 207V206H44ZM51 207V206H50ZM89 207V206H88ZM103 206H101V208H102ZM107 207V206H106ZM138 207V206H137ZM154 207V209H155V207L156 206H153ZM193 207V206H192ZM201 207H202V205H201ZM217 207V208H216ZM225 207H227V206H225ZM246 207H249V206H246ZM263 207V206H262ZM4 208V207H3ZM12 209H13V207H11ZM24 208V210L23 211H25L26 213H27V211L29 210H27V209H25ZM46 208H48V207H46ZM45 208V209H46ZM87 208V207H86ZM111 208V207H110ZM120 208V207H119ZM150 208V207H149ZM148 208V209H149ZM158 207H156V209H157ZM164 208V207H163ZM178 208H179V206H178ZM205 208H207V207H205ZM205 208L203 207V209H202V211L203 210H205ZM220 208V207H219ZM221 208H223V207H221ZM250 208H252V207H250ZM264 208V207H263ZM16 209V208H15ZM23 209V208H22ZM38 209V208H37ZM60 209H61V207H60ZM75 209V211H76V209H77V207L76 208H73V210ZM84 209H85V207H84ZM83 209V210H84ZM98 209H100L99 207H97V210ZM103 209H105V208H103ZM103 209H100V210H102L103 211ZM129 208H127L126 210H128ZM131 209H132V207H131ZM139 208H137V210H138ZM148 209L146 208V209H144V212H147L148 211ZM151 209V208H150ZM150 209H149V212H148V214L150 213V215H151V211H150ZM153 209V208H152ZM162 209V208H161ZM174 209V208H173ZM176 209V212H177V208H175ZM180 209V208H179ZM208 209H210V208H208ZM226 209V208H225ZM239 209V208H238ZM244 211L246 210V209H244V207L242 208ZM242 209H240V210H242ZM39 210V209H38ZM37 210V211H38ZM42 210V209H41ZM44 210V209H43ZM52 210H53V208H52ZM72 210V211H73ZM79 210V209H78ZM87 210V209H86ZM90 210V209H89ZM89 210H88V216L89 215H91V216H93L92 217V220L95 218L94 217V215L93 214H91V213H89ZM91 210H93V209H91ZM100 210H98L97 212H99L98 214H101V212H100ZM108 210V208L106 209V211ZM112 210V209H111ZM130 210V209H129ZM134 210H135V208H134ZM137 210H136V212H137ZM198 209H196V211H197ZM207 210V209H206ZM233 210V209H232ZM248 210H249V208H248ZM252 210H253V208H252ZM264 210V209H263ZM13 211V210H12ZM12 211H10V212H12ZM57 212L59 211V210H56ZM85 211V210H84ZM105 211V213H108V212H106ZM110 211V210H109ZM113 211H115V210H113ZM156 211H158L157 213H159V215L160 214H162V216H164L163 214V212L162 213H160L159 211H160V209H158V210H156ZM162 211V210H161ZM178 211H180V210H178ZM181 211H182V209H181ZM180 211V212H181ZM184 211H185V209H184ZM192 211V210H191ZM195 211V210H194ZM199 211V210H198ZM216 212H217V210H215ZM222 211L223 212H225V214H228V212H231L232 213V211H228L227 213H226V211H224L223 209H222ZM238 211V210H237ZM251 213H252V211L251 210H249ZM254 211L256 212V209H254ZM257 211H258V209H257ZM4 212H6L5 210H4ZM14 212L15 211H13V214H14ZM34 212V211H33ZM41 213H42V211H40ZM46 212H48V211H46ZM46 212H45V214H46ZM64 212V211H63ZM92 212V211H91ZM130 212V211H129ZM128 212V213H129ZM135 212V213H136ZM138 212H140V211H138ZM143 212V213H144ZM189 212H190V210H189ZM206 212V211H205ZM211 212H213V211H211ZM239 212V211H238ZM243 212V211H242ZM242 212H240L239 214L241 215V214H244L245 216H242V217H245V218H248L247 217V215L245 214V212L247 213L248 211L246 210L244 213H242ZM263 212V211H262ZM49 213V212H48ZM47 213V214H48ZM53 213V212H52ZM56 213V212H55ZM78 213V212H77ZM76 213V214H77ZM81 213V212H80ZM103 213V212H102ZM104 213V214H105ZM116 213H118V212H116ZM122 213V212H121ZM125 213H126V211H125ZM141 213H142V211H141ZM152 213H153V211H152ZM157 213H155V214H157ZM166 213V212H165ZM178 213V212H177ZM182 213H183V211H182ZM185 213L186 212H184L183 213V216L185 217V218H188L187 220H185L184 218V220H185V223L188 225L189 223L188 222H190V227H195L194 228V230L196 229V225L195 226H191V224L193 225V223L195 222V220L194 221H189V220H193V218H191V217H193V216H191V217H188V216H190V215H185ZM204 213V212H203ZM210 213V212H209ZM249 213V212H248ZM7 214H8V212H7ZM20 214V213H19ZM34 214H36L35 212H34ZM75 214V213H74ZM109 214V213H108ZM108 214H107V216H108ZM112 214H114L113 212H112ZM119 214V213H118ZM137 214H139V216H140V213H137ZM145 214V213H144ZM144 214H143V216H144ZM147 214V213H146ZM179 214H181V213H179ZM179 214H177V215H179ZM191 214H193V213H191ZM195 214H197V213H195ZM213 214H215L214 212H213ZM230 214V213H229ZM228 214V215H229ZM233 214H234V211H233ZM238 214V215H239ZM250 214V213H249ZM264 214V213H263ZM21 215V214H20ZM44 215V214H43ZM65 215V214H64ZM67 215V214H66ZM83 215H84V213H83ZM102 215V214H101ZM117 215V214H116ZM125 215V214H124ZM127 215V214H126ZM133 216V214H129V216ZM135 215V214H134ZM159 215H155L154 217H155V220H156V216H159ZM167 215V214H166ZM164 216V218H166L165 220H173V219H175V218H173V217H176V216H174V214L173 215H167V216ZM200 215H201V212H200ZM206 214H204L203 216L204 217H206L205 216ZM212 215V214H211ZM224 215V214H223ZM222 215V217L223 218H225L224 216ZM257 215H259V213H257ZM261 215V214H260ZM2 216V215H1ZM6 216V215H5ZM34 216V215H33ZM41 216V215H40ZM63 216V215H62ZM76 216V215H75ZM79 216V215H78ZM91 216H89V217H91ZM100 216V215H99ZM122 216H123V214H122ZM136 216H138V215H136ZM148 216V215H147ZM153 216V215H152ZM152 216H149V217H152ZM161 216V215H160ZM181 216V215H180ZM197 216V215H196ZM208 216V215H207ZM214 216V215H213ZM212 216V217H213ZM217 216H218V214H217ZM249 216V215H248ZM253 216V214H251V216H249V218L251 219V218H253L252 217ZM262 216V218H263V215H261ZM7 217V216H6ZM9 217V216H8ZM16 217H19V216H16ZM35 217V216H34ZM33 217V218H34ZM44 217H46V216H44ZM102 217V216H101ZM120 217V216H119ZM127 217V216H126ZM134 217V216H133ZM153 217V218H154ZM182 217V216H181ZM200 216L198 215L197 216V220H196V222L194 223V224H198V226L199 225H201V223H202V221L200 220V218H199ZM209 217V216H208ZM208 217H206V218H208ZM216 217V216H215ZM219 217V218H218ZM217 218L218 219H216V220H213V223H217V224H219L217 221L219 220V219H222L221 218V216H218ZM228 217V216H227ZM241 217V218H242ZM255 217H256V215H255ZM260 217V216H259ZM10 218H12V216H10ZM9 218V219H10ZM22 218V217H21ZM29 218V217H28ZM38 218H40V217H38ZM37 218V219H38ZM46 218H48V217H46ZM53 218V217H52ZM56 218V217H55ZM55 218H54V220H55ZM60 218V217H59ZM62 218V217H61ZM63 218H64V216H63ZM67 218H69V217H67ZM71 218V217H70ZM85 218V217H84ZM100 217H98V219H99ZM109 218V217H108ZM129 218V217H128ZM132 218V217H131ZM140 218V217H139ZM141 218H143L142 217V215H141ZM140 218V219H141ZM153 218H151V219H153ZM158 218V217H157ZM160 218H162V217H160ZM163 218V219H164ZM191 218V219H190ZM199 218V219H198ZM203 218V217H202ZM214 218V217H213ZM234 218H235V214H234ZM239 218V217H238ZM258 218V217H257ZM262 218H260L262 221H264V219H262ZM2 219V218H1ZM15 219V221H16V218H13V220ZM20 219V218H19ZM23 219V218H22ZM44 219V218H43ZM72 219V218H71ZM75 219V218H74ZM78 219V218H77ZM87 219H88V217H87ZM87 219L85 220V221H87ZM101 219H103V218H100V220ZM122 219V218H121ZM133 219V218H132ZM136 219V218H135ZM149 219V218H148ZM147 219V221H145V225L148 223V221H151V219H149L148 220ZM162 219V220H163ZM177 219H181V218H178V217H176V220ZM195 219V218H194ZM203 219H205V218H203ZM212 219V218H211ZM215 219V218H214ZM228 219H229V217H228ZM233 219V218H232ZM231 219V220H232ZM11 220V219H10ZM23 220H26V218H24ZM47 220H49V219H47ZM54 220H51V221H53L54 222ZM95 220H97V219H95ZM115 220H116V218H115ZM127 220H130V219H127ZM143 220V219H142ZM142 220H140V221H142ZM161 219H160V221H162ZM164 220V221H165ZM175 220V221H176ZM208 220V219H207ZM227 220V219H226ZM225 220V221H226ZM238 220H240V218L238 219ZM257 220V219H256ZM260 220V221H261ZM5 221V220H4ZM14 221V224L16 223ZM30 221V220H29ZM38 221H39V219H38ZM38 221H36V222H38ZM41 221V220H40ZM58 221V220H57ZM70 221V220H69ZM91 221V220H90ZM89 221V222H90ZM94 221V220H93ZM102 221H104V219L102 220ZM113 221V220H112ZM131 222H134V223H137V222H135V220L133 219V220H130ZM154 221V220H153ZM159 221V220H158ZM157 221V222H158ZM174 221V220H173ZM172 221V223H174ZM178 221V220H177ZM180 221V220H179ZM187 221V222H186ZM204 221H206V220H204ZM220 221V220H219ZM222 221V220H221ZM257 221H259V219L257 220ZM261 221V222H262ZM26 222V221H25ZM80 221H78V223H79ZM95 222H98V220L97 221H95ZM94 222V223H95ZM114 222V221H113ZM168 222V221H167ZM224 222V221H223ZM222 222V223H223ZM229 222V221H228ZM242 222H245V223H247L248 221H241V223ZM17 223H18V221H17ZM16 223V224H17ZM21 223H22V221H21ZM32 223H34L35 224V221H33ZM40 223V222H39ZM38 223V224H39ZM45 223V222H44ZM59 223V222H58ZM63 223V222H62ZM68 223V222H67ZM72 223V222H71ZM85 223V222H84ZM110 223V222H109ZM120 223V222H119ZM122 224H120V225H124V223H125V219L121 222ZM152 223V222H151ZM156 223V222H155ZM154 223V225L156 226V225H158L160 222H158V224L156 223L155 224ZM177 223V222H176ZM179 223V222H178ZM181 223V222H180ZM179 223V224H180ZM183 224H182V226L184 225V222H182ZM213 223H212V225L211 224H209L210 225V227L207 229V231L208 230H211V227L212 226H216V223L213 225ZM249 223V222H248ZM248 223H247V225H248ZM264 222H262V224H263ZM2 224H3V222H2ZM7 224H10V223H7ZM6 224V225H7ZM26 224H27V222H26ZM99 224H101L102 225V223H98V225ZM115 224V223H114ZM129 226H131V225H133L132 223H131V225H130V223H127ZM149 225H151L150 223H148ZM148 224L146 225V226H148ZM161 224V223H160ZM178 224V225H179ZM205 223H203L202 224V226L204 225ZM13 225V224H12ZM49 225V224H48ZM60 225H62L61 223H60ZM65 225V224H64ZM71 226H72V224H70ZM75 225V224H74ZM74 225H73V227H74ZM79 225L80 224H78V226L77 227H79ZM85 225H87V224H85ZM94 225V224H93ZM100 225V226H101ZM103 225H104V222H103ZM108 225V224H107ZM135 226H136V224H134ZM139 225V224H138ZM138 225H137V227H138ZM164 225V224H163ZM166 225V224H165ZM178 225H177V227H178ZM186 225V226H187ZM188 225V226H189ZM226 225V224H225ZM241 225H244V224H240V228H241ZM246 224H245V226H247ZM256 225V224H255ZM254 225V226H255ZM261 227H260V226ZM259 225H256L255 227H257V226H259L260 227V229H259V227H257V229L259 230V232L261 233V234H263L264 232V230H262V225L261 224H259ZM264 225V224H263ZM0 226H1V224H0ZM17 226H19V229H21L23 226H21V225H18L17 224ZM25 226H27V225H25ZM32 226V225H31ZM40 226V225H39ZM50 226V225H49ZM63 226V225H62ZM82 226V225H81ZM81 226L79 227L80 228V231L81 230H83L82 228H81ZM84 226V225H83ZM82 226V227H83ZM87 226H89V225H87ZM118 226V225H117ZM116 226V227H117ZM127 226V225H126ZM128 226V227H129ZM134 226V227H135ZM144 226V225H143ZM145 226V228L147 229V230H145V231H148L149 232V234H147L145 231V233L147 234V235H150V233H152L151 235H152V238H151V236H149L151 239L149 240V238L148 237H146L147 239L146 240H149V241H151L152 240V242H153V240L155 239H159V241L161 240V243L162 244H164V242H165V240H164V237L162 236L163 235V233H161V230H160V228L162 229V231L164 232V230H165V227L164 226H161V227H159V226H157V227H153V228H150L149 229V227H146ZM153 225H151V227H152ZM168 226H169V224H168ZM208 225H205V227H207ZM221 226V225H220ZM223 227H224V229H225V226L224 225H222ZM250 225H248L246 228H247V230L245 229H243L242 230V232H240L241 230H239L238 232L239 233H237V234H235V237H236V235H240V236H238V242L236 241V246H235V249H236V247H240V246H243L244 247V245H246L249 241H248V234L250 235V233L252 234L254 231H253V229L251 228L250 230H252L251 232H249L248 231V227H249ZM3 227V226H2ZM14 227V226H13ZM50 227H53V226H50ZM67 227H69V225L67 226ZM92 226H89L88 227V229L90 228L91 230H93V228H91ZM104 227V226H103ZM105 227H108L107 229H109V230H111V228H109L110 227V224H109V226H105ZM122 227H123V229L124 228H126L125 227V225L124 226H121V228L120 229H122ZM136 227V228H137ZM200 227V226H199ZM217 227H218V229H217ZM216 227V231H220V228H222V227H220L219 228V226H217ZM227 227H229V229L231 228L230 226H228V224H227ZM232 227H235V225L233 226L232 225ZM239 227V226H238ZM24 228V227H23ZM26 228V227H25ZM33 228V227H32ZM42 228V227H41ZM58 229H60L59 227H57ZM135 228V229H136ZM139 228V227H138ZM137 228V229H138ZM169 228V227H168ZM184 228V227H183ZM215 228V227H214ZM213 227H212V230L214 229ZM236 228V227H235ZM254 228V227H253ZM8 229V228H7ZM11 229L13 230V228L11 227ZM44 229V228H43ZM45 229H46V227H45ZM45 229H44V231H45ZM48 229H49V227H48ZM50 229H52V228H50ZM55 229H56V225H55ZM77 229V228H76ZM87 228L85 229V227H84V230H88ZM95 229H96V227H95ZM95 229L92 231V233L93 232H95ZM114 229V228H113ZM122 229V230H123ZM132 229H133V227H132ZM140 229V228H139ZM141 229H142V227H141ZM164 229V230H163ZM228 229V230H229ZM233 229V228H232ZM236 229H238V228H236ZM256 229V231L258 232V230ZM1 230H3V229H1ZM34 230V229H33ZM37 230V229H36ZM150 230V231H149ZM151 230H153L152 232H151ZM185 229H183L182 231H184ZM199 230V229H198ZM204 230V229H203ZM203 230H201L200 232L202 233V231ZM206 230V229H205ZM211 230V231H212ZM235 230V229H234ZM261 230V231H260ZM4 231V230H3ZM2 231V232H3ZM9 231V230H8ZM20 231V230H19ZM22 231V230H21ZM23 231H25V229L23 230ZM28 231V230H27ZM54 231V230H53ZM70 231V230H69ZM73 231V230H72ZM76 231H78V230H76ZM97 231V230H96ZM100 231V230H99ZM112 231V230H111ZM115 231V230H114ZM121 231V230H120ZM125 232H126V229L124 230ZM128 231V230H127ZM135 231V230H134ZM137 231V230H136ZM143 231V230H142ZM186 231V230H185ZM184 231V233H185V235L186 236H188V238L187 239H185V237H184V235L182 234V232H178L177 234H178V236H177V234H176V232H175V234L176 235H174V237H178V238H174V239H176V241L178 242V243H181V241H182V237L184 238V240H187V242L185 243V244H187L189 241H188V239H190V235H187V233ZM193 231V230H192ZM206 231V232H207ZM214 231V230H213ZM212 231V232H213ZM4 232H6V231H4ZM4 232H3V234H4ZM14 232H16L15 231V228H14ZM34 232H36V231H34ZM64 232H65V229H64ZM74 232V231H73ZM72 232V233H73ZM79 232V231H78ZM82 232V231H81ZM88 232L90 233L91 231L90 230H88ZM104 232V231H103ZM113 232V231H112ZM111 232V233H112ZM118 232V231H117ZM128 232H131V231H128ZM138 232H140L139 230H138ZM169 232V231H168ZM197 232V231H196ZM199 232V233H200ZM209 232V231H208ZM207 232V233H208ZM223 231H221V234H223L222 233ZM225 232V231H224ZM231 232H232V230H231ZM249 232V233H248ZM263 232V233H262ZM8 232H6V234H7ZM39 233V232H38ZM50 233V232H49ZM58 233V232H57ZM80 233V232H79ZM83 233V232H82ZM92 233H90V235L91 236H93V234ZM110 233V232H109ZM109 233H107V232H104V235H103V233L101 232V236L103 237V238H105V237H107L108 236V234ZM165 233H166V231H165ZM179 233H181V235H183L181 238H180V236H179ZM189 233V232H188ZM200 233V234H201ZM220 233V232H219ZM218 233V234H219ZM230 233V232H229ZM10 234V233H9ZM14 234V233H13ZM17 234V233H16ZM30 234L32 235V233H31V231H30ZM44 234V233H43ZM55 234V233H54ZM69 234V233H68ZM74 234V233H73ZM78 234V233H77ZM84 234H85V232H84ZM83 234V235H84ZM95 234H98V232L96 233L95 232ZM114 234V235H113ZM113 234H111V235H113L114 237H115V233H113ZM117 234V233H116ZM124 234V233H123ZM135 234L137 235V233L135 232ZM142 234V233H141ZM162 234V235H161ZM167 234V233H166ZM211 234H213V233H211ZM216 234H217V232H216ZM217 234V237H219V235ZM227 234H228V231H227ZM227 234H223L224 235V237H226L227 236ZM259 234V233H258ZM8 235V234H7ZM18 235V234H17ZM22 236H23V234H21ZM25 235V234H24ZM37 235V234H36ZM39 235V234H38ZM37 235V236H38ZM51 235V234H50ZM59 235V234H58ZM82 234H80L79 235V237L81 236ZM99 235V234H98ZM110 235V237H112ZM119 235H120V233H119ZM125 235V234H124ZM130 235H131V233H130ZM173 235V234H172ZM192 235V234H191ZM193 235H197L196 233L195 234H193ZM193 235H192V237H193ZM202 235V234H201ZM215 235V234H214ZM226 235V236H225ZM230 235V234H229ZM234 235V234H233ZM1 236V235H0ZM9 236H11V235H9ZM16 236V235H15ZM20 236V235H19ZM22 236H20V237H22ZM27 235H25V236H23L24 238L26 237ZM44 236V235H43ZM52 236V235H51ZM60 236V235H59ZM69 236V235H68ZM73 237H74V235H72ZM97 236V235H96ZM117 236H118V234H117ZM116 236V237H117ZM126 236V235H125ZM129 236V235H128ZM132 236H133V234H132ZM141 236V235H140ZM140 236L138 237L139 239H140ZM195 236H194V239H197L196 240V242H194L193 244H195V250H192V248L191 247H189V249H190V251L188 252V251H186L187 253H185V251H184V253H182V251H180L181 252V254L178 256L177 255V257H176V260H174V263L173 264H180L179 262H181V260H183V258H185L186 259V257H188V259H193L194 261H199V260H203V262H202V264L204 263V264H236V262H237V260L235 259L234 260V258H236V257H238V256H236V257H234V258H232L233 256H235L236 255V252L233 250V248L232 247H230L229 246V248L227 249L226 247V249L227 250H225L224 248H223V245H221L222 246V248H223V250H225L224 251V253H223V256L222 257H219V256H217V257H219V258H217L216 260H215V258H213V257H216V255L215 256H213V255H211L210 254V251L211 250H213V249H215L216 250V248H213V246H212V248L213 249H211V245H212V242L209 240V241H205V239L204 238H200V236H198L197 238H195ZM203 236V235H202ZM216 236V235H215ZM251 236V235H250ZM4 237V236H3ZM8 237V236H7ZM19 237V238H20ZM36 237V236H35ZM54 237H56V236H54ZM82 238L83 237H86L87 238V235L85 234L84 236H81ZM99 237V236H98ZM97 237V238H98ZM101 237V238H102ZM120 236H118L117 238H119ZM127 237V236H126ZM131 237V236H130ZM134 237V236H133ZM133 237H132V239H133ZM211 238L212 237H214L213 235L212 236H210ZM216 237V240H215V237L213 238L216 242H218L219 243V241L221 240V239H219V238H217ZM221 237V236H220ZM231 237V238H230ZM252 237V236H251ZM251 237H250V239H251ZM259 237V236H258ZM257 237V238H258ZM15 238V237H14ZM18 238V239H19ZM27 238V237H26ZM25 238V239H26ZM38 238V237H37ZM46 238V237H45ZM44 238V239H45ZM71 238V237H70ZM95 238V237H94ZM108 238V237H107ZM123 238V237H122ZM121 238V239H122ZM222 238V237H221ZM226 238H228V236L226 237ZM226 238L225 239H222V240H224V241H226ZM229 238L230 239H234V238H232V236L230 235L229 236ZM237 238V237H236ZM21 239L22 238H20V242H21ZM56 239H58V237H56ZM66 239V238H65ZM64 239V241H66ZM92 239V238H91ZM113 239V238H112ZM121 239H118V240H121ZM127 239H129L128 237H127ZM131 239V240H132ZM143 239V240H142ZM163 239V240H162ZM171 239V238H170ZM174 239H172V240H174ZM194 239H190L191 241L192 240H194ZM200 239H204V241L201 243V241H200ZM208 239H209V237H208ZM212 239V240H213ZM217 239L219 240V241H217ZM230 239H228V242H230L231 240ZM256 239V238H255ZM259 239V238H258ZM0 240H2V239H0ZM11 240H12V238H11ZM31 239H29V241H30ZM51 240V239H50ZM71 240H72V238H71ZM84 240H85V238H84ZM88 241H89V239H87ZM93 240V239H92ZM106 240V239H105ZM124 240V239H123ZM122 240V241H123ZM130 240V241H131ZM134 240H136V239H134ZM141 244H140V241H138L139 242V245H137V240H136V242L134 241H131L130 242V244L133 242V243H136L135 245L136 246H140L139 248H141V250H144L143 249V246H144V243H146V240L143 238V236L141 237ZM145 240V241H144ZM155 240H154V243H157V241L155 242ZM221 240V241H222ZM235 240V239H234ZM5 241H7L6 239H5ZM15 239H14V241L12 240V242L15 244ZM24 241V240H23ZM32 241V240H31ZM30 241V242H31ZM55 241V240H54ZM67 241H69V240H67ZM96 242H94V243H97V241L98 240H95ZM100 241V240H99ZM108 241V240H107ZM115 241V240H114ZM113 241V242H114ZM116 241H117V239H116ZM122 241H121V243L120 244H122ZM129 241V240H128ZM195 241V240H194ZM25 242V241H24ZM29 242V243H30ZM51 242V241H50ZM59 242V241H58ZM57 242V243H58ZM111 243L112 244V246H114L113 244L115 243ZM124 242V241H123ZM142 242H144V243H142ZM151 242V243H152ZM174 243H175V241H173ZM211 242V243H210ZM223 242V241H222ZM227 242V241H226ZM226 242H225V244H226ZM227 242V243H228ZM233 242V241H232ZM1 243V242H0ZM8 243H10V242H8ZM27 243V242H26ZM38 243V242H37ZM75 243V242H74ZM87 243H89L90 244V242H86V245L85 246H87ZM92 243H93V241H92ZM103 243H104V241H103ZM109 243V242H108ZM149 242H147L146 244H148ZM151 243H150V246L148 247V248H150L151 247ZM154 243H152V245L154 244ZM183 243H184V241H183ZM190 244L192 243V242H189ZM189 243H188V245H189ZM217 243V244H218ZM252 243V244H251ZM251 243L249 242L248 243V245L249 244H251L252 246H253V244L255 243V241L253 242V241H251ZM6 244V243H5ZM17 244V243H16ZM23 244V243H22ZM116 244V243H115ZM117 244H118V246L120 245L119 244V242H117ZM127 244V245H126ZM130 244H128V243H126L125 242V244H122V246L124 245V247L123 248H126L125 247V245L127 246V247H129L130 248V246H128V245H130ZM159 244V243H158ZM170 244V243H169ZM172 244V243H171ZM200 244V245H199ZM223 244V243H222ZM259 244H262V243H259ZM2 245V244H1ZM52 245V244H51ZM61 245V244H60ZM82 245H83V242H82ZM99 244L97 243V246H98ZM104 245H106V244H104ZM134 244H132V246H133ZM160 245V244H159ZM159 245H156L157 247L159 246ZM182 245V244H181ZM214 246L216 245V244H213ZM231 245V244H230ZM238 245V246H237ZM8 247H9V245H7ZM12 246V245H11ZM43 246V245H42ZM70 246V245H69ZM90 246H92L91 244H90ZM96 246V245H95ZM96 246V247H97ZM100 246V245H99ZM97 247L98 249L100 248V247ZM111 246V245H110ZM116 247H117V245H115ZM114 246V247H115ZM131 246V247H132ZM148 245H146L145 247H147ZM156 246H154V247H156ZM162 246V245H161ZM171 246V245H170ZM172 246H173V244H172ZM180 246V245H179ZM190 246V245H189ZM192 246V245H191ZM199 246H200V248L202 249L203 247L205 248V247H208V251L207 252H205L206 254H204V251L203 250H201L200 248H199ZM217 246H219V245H217ZM232 246V245H231ZM256 246H257V249L259 248V246H258V244H256ZM256 246H254V247H256ZM264 246V245H263ZM3 247H6V246H3ZM8 247H7V249H8ZM37 247H39V245L37 246ZM51 247V246H50ZM80 247H82V246H80ZM95 247V248H96ZM102 247V246H101ZM108 246H106V248H107ZM137 247V248H138ZM234 247V246H233ZM242 247V248H243ZM248 246L246 245V248H247ZM254 247H251V248H254ZM12 248V247H11ZM14 248H17V247H15L14 246ZM24 248V247H23ZM64 248V247H63ZM70 248H72L71 246H70ZM134 248H135V246H134ZM160 248H162V247H160ZM168 248H170L169 246H168ZM175 247H173V249H174ZM182 248H184L183 247V245H182ZM203 248V249H204ZM245 248V247H244ZM246 248H245V251H246ZM264 248V247H263ZM2 249V248H1ZM25 249V248H24ZM76 249V248H75ZM78 249H80V248H78ZM87 249L91 252V250H95V249H89V247L87 246ZM104 249V248H103ZM147 249V248H146ZM145 249V250H146ZM150 249H152V248H150ZM163 249V248H162ZM177 249V248H176ZM176 249H174V250H171V252L172 251H175ZM255 249V248H254ZM256 249V250H257ZM14 250V249H13ZM27 250V249H26ZM29 250V249H28ZM42 250H44L43 248H42ZM46 250H48V249H46ZM64 250V249H63ZM67 250V249H66ZM87 250V252H89ZM115 249L113 248V251H114ZM126 250V249H125ZM132 250H133V247H132ZM135 251H136V248L134 249ZM138 251H137V253L140 251V249H137ZM159 250V249H158ZM183 250V249H182ZM185 250H186V247H185ZM242 249H240L239 250V252L241 253L242 251H241ZM264 250V249H263ZM18 251H19V249H18ZM77 251V250H76ZM108 251V250H107ZM131 251V250H130ZM146 251H148V250H146ZM160 251V250H159ZM214 251V250H213ZM213 251H211L212 253H213ZM217 251V250H216ZM220 251H221V249H220ZM4 252V251H3ZM21 252V251H20ZM39 252V251H38ZM65 252V251H64ZM69 252V251H68ZM71 252L73 253L74 251L73 250H71ZM78 252V251H77ZM79 252H80V250H79ZM89 252V253H90ZM104 252V251H103ZM112 252V251H111ZM120 252V251H119ZM123 252V251H122ZM167 252V251H166ZM178 252H179V250H178ZM209 252V253H208ZM215 252V251H214ZM222 252V251H221ZM254 252V251H253ZM261 252V251H260ZM264 252V251H263ZM1 253V252H0ZM11 252L9 251V254H10ZM15 253V252H14ZM24 253V252H23ZM35 254L34 255H36V252H34ZM65 253H67V252H65ZM94 253H95V251H94ZM101 253H102V251H101ZM100 253V254H101ZM113 253H115V252H112V254L110 253V251L108 252V255L110 256V254L113 256ZM117 253V252H116ZM121 253V252H120ZM146 253V252H145ZM176 252H174L173 254H175ZM216 253V252H215ZM214 253V254H215ZM255 253V252H254ZM6 254V253H5ZM12 254V253H11ZM82 254V253H81ZM104 254H107V253H103V256H104ZM123 254V253H122ZM121 254V255H122ZM127 254H129V253H127ZM141 254V253H140ZM164 254H165V250H164ZM168 254V253H167ZM171 254V253H170ZM169 254V255H170ZM178 254V253H177ZM245 254H247V253H245ZM251 255L253 254V253H250ZM259 254V253H258ZM257 254V255H258ZM14 255V254H13ZM12 255V256H13ZM73 255H75V253L73 254ZM88 255V254H87ZM117 255V258L118 257H121V256H118V254H116ZM145 255V254H144ZM143 255V256H144ZM205 255V256H204ZM237 255H239V254H237ZM250 255V256H251ZM254 255H256V253L255 254H253L252 256L254 257V258H256ZM261 255V254H260ZM263 255V254H262ZM0 256H2V255H0ZM4 256V255H3ZM14 256H16V257H18V255L16 254V255H14ZM28 256V255H27ZM58 256V255H57ZM69 256V255H68ZM80 256V255H79ZM90 256H91V254H90ZM100 256H102V255H100ZM99 256V257H100ZM102 256V257H103ZM109 256H108V258H109ZM125 256V255H124ZM129 256H130V254H129ZM155 256V255H154ZM158 256V255H157ZM173 256H176V255H173ZM193 256H194V258H193ZM239 256H241V255H239ZM11 257V256H10ZM56 256H54V258H55ZM111 257V256H110ZM116 257V256H115ZM140 257V256H139ZM158 257H161V256H158ZM165 257V256H164ZM179 257V258H178ZM242 257V256H241ZM240 257V258H241ZM245 257H246V255H245ZM253 257H251L252 259H253ZM262 257V256H261ZM6 258H8V257H6ZM11 258H13V257H11ZM30 258V257H29ZM57 258V257H56ZM62 258V257H61ZM65 258V257H64ZM76 258H78V255H77V257ZM87 258V257H86ZM94 258V257H93ZM104 258H106V257H104ZM108 258H106V259H108ZM112 259L111 260H113V257H111ZM116 258V259H117ZM135 259L133 260V261H131L129 264H163V263H165L166 261H164L163 263H161L160 261L162 260V259H160V258H158V259H160V260H158V261H154V263H149V261L148 262H143V260H136V258L137 257H134ZM141 258V257H140ZM145 258V257H144ZM170 258V257H169ZM174 257H172V259H173ZM249 258V257H248ZM247 258V259H248ZM2 259H4V258H2ZM10 259V258H9ZM19 259V258H18ZM80 259V258H79ZM79 259H77L78 260V262H79ZM100 259V258H99ZM99 259H98V262H99ZM110 259V258H109ZM115 259V258H114ZM125 259V258H124ZM127 259H129V261H130V258H127ZM233 259V260H232ZM6 260V259H5ZM25 260H28L27 258L25 259ZM34 260V259H33ZM56 260V259H55ZM65 260V259H64ZM89 260V259H88ZM97 260V259H96ZM104 260V259H103ZM132 260V259H131ZM150 260V259H149ZM257 260H259V259H257ZM7 261V260H6ZM17 259H16V261H14V262H16L17 263ZM19 261H22V260H19ZM18 261V262H19ZM35 261H36V259H35ZM74 261H76V259L74 260ZM73 260H72V256H69V257H67V259L65 260V261H63L62 263H61V261H60V263L61 264H72V262H74ZM95 261V260H94ZM101 262H102V259L100 260ZM105 261H107V260H105ZM119 261V260H118ZM117 261V262H118ZM125 261H128V260H126L125 259ZM128 261V262H129ZM138 261H140V262H138ZM142 261V262H141ZM145 261H146V259H145ZM169 261V260H168ZM171 261V260H170ZM169 261V262H170ZM188 261V260H187ZM190 261V260H189ZM192 261V260H191ZM246 261V260H245ZM247 261H249V259L247 260ZM260 261V260H259ZM1 262V261H0ZM32 262V261H31ZM36 262H38V261H36ZM48 262H50V261H48ZM48 262H47V264H48ZM54 262V261H53ZM56 262H57V260H56ZM90 262V261H89ZM101 262H99V263H101ZM116 261H114L113 260V264H116L115 263ZM171 262H173V261H171ZM171 262H170V264H171ZM235 262V263H234ZM253 262V260L251 261V263ZM4 263V262H3ZM23 263V262H22ZM27 264L29 263V262H26ZM25 263V264H26ZM40 263V262H39ZM184 263H186V262H184L183 261V264ZM189 263V262H188ZM187 263V264H188ZM196 263V262H195ZM197 263H199V262H197ZM254 263V262H253ZM256 263H258V262H256ZM260 263H261V261H260ZM263 263V262H262ZM261 263V264H262ZM1 264V263H0ZM32 264H34V263H32ZM36 264V263H35ZM42 264H44L43 262H42ZM46 264V263H45ZM53 264V263H52ZM57 264V263H56ZM74 264V263H73ZM93 264V263H92ZM104 264V263H103ZM127 264V263H126ZM242 264H244V263H242ZM264 264V263H263Z\"/></svg>","mask_w":264,"mask_h":264}]
</instances>
